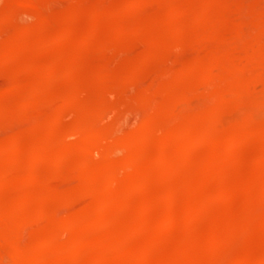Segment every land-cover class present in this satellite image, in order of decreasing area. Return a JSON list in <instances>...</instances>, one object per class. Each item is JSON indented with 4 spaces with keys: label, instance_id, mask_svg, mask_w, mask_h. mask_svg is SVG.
I'll list each match as a JSON object with an SVG mask.
<instances>
[{
    "label": "rangeland",
    "instance_id": "rangeland-1",
    "mask_svg": "<svg viewBox=\"0 0 264 264\" xmlns=\"http://www.w3.org/2000/svg\"><path fill=\"white\" fill-rule=\"evenodd\" d=\"M36 1V0H35ZM40 1V2H39ZM39 1H37L36 2V5L35 4H33L34 3V1L32 0V2L31 1H28V0H0V48H2V49H0V51L2 52H0V63L1 62H3V63H5V64H1L0 65V105H4V106H0V109H3V111H8V113L10 112V115H11V117H7L6 116V118H4V117H2L3 119L1 120V117H0V136H1V134H2V136L0 137V149H1V147L3 146V144H4V146L6 147L7 145L6 144H8L9 146H8V148H6L5 150H7L8 149V151L9 152H11L12 150H14L16 153H14V151H12L13 153H14V157H15V155H17V153H18V155L20 156V153L19 152H22L23 153V155H24V159H22V160H20L19 159V157L17 156V157H12V152L11 153H8L7 151H6V153L3 155L2 154V152H1V150H0V164L2 163V165H0V171H3V172H0V177L1 178H3L2 179V181L4 180L5 181V179H7L8 180V178H10L9 179V181H7V183H5L6 185V187L7 188H4L5 186H3V187H1L0 188V190L1 189H3V190H5V191H3V190H1L0 191V199H1V193L3 192L4 194H3V200L5 201V203H7V204H5L4 202L2 203V201L3 200H1L0 202V205L2 204V206H0V207H2V208H0V212L2 211L1 209H3L4 211L2 212L3 213V220H2V218L0 219V223L2 224H0V228H1V230H0V244H3V245H0V248H2V247H4L6 250H4V249H1L0 251L2 252L3 250H4V252H0V264H15V261L17 262L16 264H22L24 261H25V263L24 264H30V263H32V264H85V263H87V264H114V260H116V262H115V264H119V263H121V264H124V263H126V264H128V262H130L131 264H133V262L134 261H136V262H134V264H142V263H140L139 261H137V259L136 258H134L133 260H132V252L131 251H133V253L134 252H136V253H138L137 252V249H139V248H141V250H138L140 253L143 251H145L146 253H148V254H150L151 256L154 254L155 255V253H156V256H155V258L154 257H151L150 255V258L148 259V264H171L170 262H172L173 264H184L185 262H187V263H185V264H190L191 262H194V263H191V264H264V224H262L263 223V221H264V1L263 0H229V1H227V0H219V2H218V0H217V2H216V0L215 1H213V0H211V2L213 1V3L214 4H216V3H218L217 4V6H215V5H212L213 3H211L210 2V5L211 6H207V2H209V0H154V3H153V0H151V1H149V4H147L148 2L147 1H145L144 3V6H142L143 8H141L140 9V7L138 8V9H135V7L137 8V6H139L140 4L141 5H143V2H141V1H139V2H141V3H137L136 4V2H138V0H124V1H120V0H85V1H83V0H39ZM82 3H81V2ZM105 1V2H104ZM107 1H109V3L107 2ZM111 1V2H110ZM114 1V3H112ZM129 1V2H128ZM134 1H136L135 3H134V5H132V2H134ZM171 1V2H170ZM183 1V2H182ZM261 1V2H260ZM263 1V2H262ZM28 2V3H27ZM76 2V3H75ZM121 4H120V3ZM147 2V3H146ZM170 2V3H169ZM176 2V3H175ZM202 2V3H201ZM231 2V3H230ZM237 2H238V4H237ZM259 2V3H258ZM38 3V4H37ZM46 5H44V4ZM52 3H53V5H52ZM58 3H60V4H58ZM117 3V4H116ZM188 3V4H187ZM196 3V7L194 6V4ZM201 3V4H200ZM235 3V4H234ZM42 4V5H41ZM51 4V5H50ZM113 4V5H112ZM116 5V7L118 8V9H120L121 10V8H122V11H123V15H124V13L125 14H127L128 16L126 17V15H125V17L124 16H121V15H115V14H117V12L116 11H114V15L113 14H111L110 13V17L108 18V16H109V14H108V16L107 17H105V18H101V16H103L102 14V12L104 11L103 9L105 8L106 9V7H107V9L109 8L108 6H110V8H111V10H114L116 7H115V5ZM146 4H147V6H146ZM165 4V5H164ZM171 4V5H170ZM173 4V5H172ZM176 4H178L177 6H175ZM185 4V5H184ZM191 4V5H190ZM203 4V5H202ZM232 4V5H231ZM27 5V6H26ZM39 5V6H38ZM41 5V6H40ZM58 5H60L59 7H58ZM107 5V6H106ZM209 5V4H208ZM225 5V6H224ZM229 5H230V7H232V8H229ZM245 5H246V7H245ZM55 6V7H54ZM61 6H63V7H61ZM66 6V7H65ZM101 6V7H100ZM129 6V8L127 9V7ZM130 6L133 8H131L130 9ZM134 6V7H133ZM153 6V7H152ZM159 6V7H158ZM170 6H173V9H172V11L170 12ZM181 6V7H180ZM193 6V7H192ZM203 6H204V9H203ZM207 6V7H206ZM213 6H215V7H213ZM234 6H235V8H234ZM240 6V7H239ZM55 8V10H54V8ZM114 7V8H113ZM124 7V8H123ZM147 7V8H146ZM152 9H151V8ZM178 7V9L179 8H181L182 10L180 11V9L178 10V9H176ZM184 7V8H183ZM8 8H9V10H8ZM41 8V9H40ZM60 8H63V9H65V10H63L62 9V11L60 10ZM80 8V13H78L77 11H79L78 9ZM95 8H98V9H102L101 11L99 10L98 11V9H95ZM116 8V10L118 11V9ZM126 8V10H124ZM160 8V9H159ZM192 10H191V9ZM210 8V9H209ZM219 8V9H218ZM235 10H234V9ZM243 9V10H241V9ZM246 8V9H245ZM31 9H34V10H32L31 11ZM38 9V10H37ZM58 9V10H57ZM67 9V10H66ZM135 9V10H134ZM143 9V10H142ZM158 9H159V11H158ZM162 9V10H161ZM164 9V10H163ZM167 9V10H166ZM176 9V11L174 12V10ZM208 9H209V11H208ZM224 9H225V11H224ZM248 9V10H247ZM120 10L118 11V12H120ZM142 10V11H141ZM227 10H229V11H227ZM240 10L242 11V12H240ZM246 10H247V12H246ZM53 11V12H52ZM60 11V12H59ZM66 11H69L68 13L72 16V18H71V16L69 15V14H67V13H65ZM109 11H110V9H109ZM131 11H133V12H131ZM140 11V12H139ZM154 11L156 12V13H154ZM160 11H161V13H160ZM162 11H163V13H162ZM164 11H166V12H164ZM204 11V12H203ZM207 11H208V13H207ZM232 11V12H231ZM13 12V13H12ZM55 12V13H54ZM62 12V13H61ZM105 12H106V10L104 11V15H105ZM111 12V11H110ZM158 12V13H157ZM217 12V13H216ZM222 12V13H221ZM239 12H240V14H239ZM247 13V14H245V13ZM44 13H47V14H44ZM54 13V14H56V13H61V14H58V17H57V14L56 15H52V14ZM166 13V14H165ZM173 13V14H172ZM205 13H207V15H208V22L207 23H209L208 24V26L210 25L211 27H208V28H210V30L208 29H206V28H202V27H204L203 26V23H202V26L199 28V26L201 25V23L198 25V23L196 24V22H199L198 20H200V18H203L204 19V16L202 15V14H205ZM220 13V14H219ZM37 14H39V15H37ZM50 14L52 15V17H54V19H56V21H58L57 23L59 24V23H63L62 25H60V26H57V29L56 28H53V27H55V25L54 24H56V22L53 24V26L52 25H50V28L52 27L53 29H55V30H58L59 29V27H63V26H66L67 24V28L69 29V28H71L72 27V30H78V35L76 36V34H77V32H76V34H75V36H73V33H71V34H69V35H64V33L66 34H68V29H67V31L65 32L64 30V27L61 29H59L58 31H53L52 32V30L53 29H50L51 30V32H50V30H45L46 29V27H43L44 25H45V23H46V21H45V23H44V21L42 20H40V19H44L45 17H47L46 19H47V22L48 21H53L52 20V17L50 16ZM80 14V15H79ZM140 14L142 15L141 17H139L140 16ZM155 14H157L158 16H156L157 17V20L158 21H156L155 22V20H154V18H155ZM171 14H172V16H171ZM200 14V15H199ZM209 14H211V15H209ZM224 14V15H223ZM227 14H228V16H227ZM236 14V15H235ZM5 15V16H4ZM111 15H113L112 17H111ZM132 15V16H131ZM206 15V16H207ZM218 15V16H217ZM221 15V16H220ZM261 15V16H260ZM79 16H81V19L79 18ZM117 16H118V18H117ZM137 16V17H136ZM181 16V17H180ZM245 16V17H244ZM11 17V18H10ZM37 17H38V19H37ZM86 17V18H85ZM135 17V19H133ZM160 17V18H159ZM163 17V18H162ZM220 17H222L223 19L225 18L226 19V21H224V22H226L225 24H224V22H222V19L220 20L219 18ZM10 18V19H9ZM36 18V19H35ZM98 18H100V19H98ZM111 18V19H110ZM206 18V17H205ZM230 18H232V19H230ZM249 18V20H247ZM256 18H257V20H256ZM46 19H44V20H46ZM75 19V20H74ZM80 19V20H79ZM102 19V20H101ZM108 19H109V21H108ZM118 19V20H117ZM121 19V20H120ZM129 19V20H128ZM131 19H133V20H131ZM139 19H141V20H139ZM143 19V20H142ZM144 19H145V21H144ZM156 19V18H155ZM175 19V20H174ZM193 19V20H192ZM202 19V20H203ZM219 19V21L217 22V20ZM236 21H235V20ZM38 22H37V21ZM99 20H101V21H99ZM113 20V21H112ZM114 20H116V21H119L118 23H119V25H124L125 23L129 26H132V27H139L140 26V30L139 29H137L138 31H142L144 28H147V29H145L146 31H148L149 32V35L147 36H145V34H146V32H145V34H143L142 32L140 33V32H138L137 30L136 31H134L135 30V27L132 29L133 31H134V33L132 34V32L131 31H120V32H122L123 34H125V32L127 33V35H121V36H123V37H120L119 35H118V33H119V31H118V33H116L115 34V40H114V42L116 43V46H115V43H113V42H111L110 40H112V39H109V37L111 36H113V32H114V29L116 28L117 29V27L119 26L118 25V23L116 22V21H114ZM171 20V21H170ZM172 20H174V21H172ZM202 20H200V22L202 21ZM204 20H206V19H204ZM211 20H214L213 21V23L215 24V25H217V26H213V23H212V21ZM37 23H35V22ZM55 21V20H54ZM90 21V22H89ZM123 21H124V23H123ZM129 21V22H131V23H127V22ZM133 21H134V23H133ZM139 23H138V22ZM141 21V22H140ZM144 21V22H143ZM150 21H152L151 23H150ZM153 21H154V23H153ZM178 21V22H177ZM210 21H211V24H210ZM234 21V22H233ZM258 21V22H257ZM41 22H43V24H42V28H44V31H47V32H44V36L45 37H47L48 35H50V38H51V40L50 41H53V38H54V35H52V34H60L61 35V37L64 39H66V38H68V39H70V41L71 42H73V43H71L68 39L66 40L67 42L66 43H60V42H58L59 44H61L62 46H57V45H54V44H58L57 43V41L56 42H52V43H54L53 44V46H55L54 48H53V46L51 45L50 46V50H43L41 47H37L36 49L34 48V46L32 45V39H33V36H34V34H33V36L32 35H30V34H32V33H39V32H34L33 30V32H31L30 30H27V28H29L30 26L32 27V25H34L33 26V29H37V28H39V27H41V26H39V27H37L38 26V24L40 25V23ZM103 22V24H101ZM143 22V23H142ZM148 22V23H147ZM204 22V21H203ZM223 23L222 25H221V23ZM254 22V23H253ZM136 23V25H134ZM142 23V24H141ZM156 23H158L157 24V26H155V24ZM170 23V24H169ZM173 23H176L174 26L175 27H173ZM220 23V24H219ZM232 23H234V24H232ZM243 23V24H242ZM48 24H49V22H48ZM48 24L46 23V25H47V27H48ZM50 24H52V23H50ZM89 24V25H88ZM90 24L91 25H94L95 27H91L90 26ZM140 24V25H139ZM183 24V25H182ZM257 24V25H256ZM82 25V26H81ZM137 25H139V26H137ZM172 27H171V26ZM243 25V26H242ZM253 25V26H252ZM37 28H36V27ZM114 26H116V27H114ZM129 26V27H130ZM145 26V27H144ZM154 26V28L152 29V27ZM168 26H170L172 29H173V31H172V29L170 28V27H168ZM182 26V27H181ZM244 26H245V28H244ZM259 26V27H258ZM261 26V27H260ZM31 27H30V29H31ZM78 27V28H77ZM123 27H125V26H123ZM127 27V26H126ZM125 27V28H126ZM129 27H127V28H129ZM141 27H143L142 29H141ZM161 27V28H160ZM193 27V28H192ZM217 27V28H216ZM224 27V28H223ZM226 27H227V29H226ZM229 27V28H228ZM240 27H243V28H240ZM250 27V29H248ZM26 28V30L24 31V29ZM74 28H76V29H74ZM80 28V29H79ZM90 28H94V30H95V28L97 29V30H95V33H97L96 35L94 34L92 37H88V36H90V31L92 30V29H90ZM110 28H112V29H110ZM120 28V27H119ZM186 28V29H185ZM199 28V29H198ZM214 28H216L215 30L216 31H218L217 33H216V31L213 33H211V30L213 31V29ZM218 28H221V30L220 29H218ZM223 28V29H222ZM236 30H235V29ZM253 28H255V29H253ZM49 29V28H48ZM129 29H131V28H129ZM161 29V30H160ZM166 29V30H165ZM204 29H206V30H204ZM229 29V30H228ZM243 31H242V30ZM248 31H247V30ZM100 30V31H99ZM104 32H102V31ZM128 30V29H127ZM144 30V31H145ZM151 30V31H150ZM153 30H156L155 32L156 33H158L159 32V34L158 35H160V37H162L161 39H163L162 41H166V45L167 46H165V42L163 43L164 44V46H162L163 44H161L160 46H162L161 48L157 45V47H159V48H157L156 47V45H153V43L155 42H153L152 41V43H151V41L149 42V39L151 40L152 39V37L153 36H150V33H152V32H154ZM159 30V31H158ZM163 30V31H162ZM180 30H181V32H180ZM187 30H188V32H187ZM233 30V31H232ZM38 31V30H37ZM39 31H41V30H39ZM79 31H80V33H79ZM97 31H99V32H97ZM179 31V32H178ZM205 31H206V33H205ZM222 31V32H221ZM224 31V32H223ZM239 31V32H238ZM240 31H242V32H240ZM263 32V33H261V32ZM23 32V33H22ZM42 32V31H41ZM40 32V33H41ZM111 32V33H110ZM115 32H117V30H115ZM155 32L154 33H152V35L153 34H155ZM169 32V33H168ZM171 32V33H170ZM196 32V33H195ZM246 32V33H245ZM257 32V35H255V33ZM261 34H260V33ZM26 33V34H25ZM49 33V34H48ZM101 35H100V34ZM103 33V34H102ZM162 33V34H161ZM165 33H167V34H169V36H172V37H168V35H167V38H163V37H165L164 35H165ZM175 33V34H174ZM184 34L183 35V38H181L182 37V35L181 34ZM193 33V34H192ZM195 33V34H194ZM200 33V34H199ZM203 33V34H202ZM218 34V33H220L219 34V37H217L218 35H216V34ZM248 33V35H246ZM259 33V34H258ZM29 35V37H28V35ZM42 35H43V33H41ZM112 34V35H111ZM120 34V33H119ZM136 34V35H135ZM141 34H142V36H141ZM188 34V35H187ZM196 34H199L200 36H203L204 38H205V42L203 43V42H201V44H200V40L199 39H201L202 37H200L199 35H196ZM210 34H212L213 36L211 37V35ZM233 34V35H232ZM243 34V35H242ZM12 35V36H11ZM30 40V37H31V40H30V42H29V40L28 39H24V37L25 36ZM52 35V36H51ZM100 35V36H99ZM109 35V36H108ZM116 35H118V36H116ZM129 35L131 36L130 38H128L129 37ZM163 35V36H162ZM196 36V37H194V36ZM205 35H207V36H205ZM216 35V39H214V36ZM262 36L263 38H261V37H259V36ZM65 36V37H64ZM95 36H97V37H95ZM107 37L106 38V40H105V38H103V37ZM151 38H150V37ZM180 36V37H179ZM192 36V37H191ZM239 36V37H238ZM245 37L244 38V40H243V42H241L242 41V38L243 37ZM250 36V38H248ZM25 37V38H26ZM76 37L77 38H79V41H78V44H76L75 42H74V40H76ZM110 37V38H111ZM116 37H118L117 39H118V41H117V39H116ZM156 37V36H155ZM222 37V38H221ZM236 37H238L237 39H236ZM17 38V39H16ZM21 38V39H20ZM49 38V37H48ZM96 38V39H95ZM98 38V39H97ZM123 38V39H122ZM124 38H126L125 40H124ZM143 38H144V41H143ZM174 38H175V40H174ZM194 38H197V39H194ZM207 38V39H206ZM253 38V39H252ZM5 39H7V40H5ZM20 39V40H19ZM139 39V40H138ZM148 39V40H147ZM160 39V40H161ZM165 39V40H164ZM189 40V41H187V40ZM221 39V40H220ZM16 40H19V42L18 41H16ZM23 40V42H21ZM27 42H26V41ZM78 40V39H77ZM101 40H103V41H101ZM123 40V41H122ZM154 40H156L155 38H154ZM174 40V41H173ZM181 40V41H180ZM185 40H186V42H185ZM190 40L192 41V43H188V42H190ZM202 40V39H201ZM224 40V41H223ZM235 40V41H234ZM246 40H249V41H251V43L252 44H254L255 43V45H252L251 44V46L249 47V49L251 48V50L249 51V49H248V44L250 45V42L248 43ZM257 40V41H256ZM15 41V42H14ZM69 41V42H68ZM98 41H101V42H98ZM113 41V40H112ZM125 41V43H123ZM181 44L182 42V44H181V48H179V46L177 45V44H179L178 42ZM199 41V42H198ZM203 41V40H202ZM260 41V42H259ZM17 42V43H16ZM117 42H118V44H117ZM141 42V43H140ZM146 42V43H145ZM157 42V41H156ZM174 42V43H173ZM220 42V43H219ZM246 42V44H247V49H246V47H243V44ZM20 43V44H19ZM69 43L71 44L70 46H67L66 47V45H69ZM128 44V45H126V46H124V44ZM130 43V44H129ZM158 43H161V42H159L158 41ZM170 43V44H169ZM188 43V44H187ZM199 43V44H198ZM227 43V44H226ZM239 43V44H238ZM243 43V44H242ZM5 44V45H4ZM58 44V45H59ZM65 44V45H64ZM108 44V45H107ZM120 44V45H119ZM123 44V45H122ZM141 44V45H140ZM184 44H186V45H184ZM191 44V45H190ZM226 44V45H225ZM229 44V45H228ZM246 44H245V46H246ZM5 46L4 47V49H3V46ZM9 45H10V47H9ZM32 47V49H31V47ZM105 45V46H104ZM132 45V46H131ZM145 45H146V48H145ZM175 45V46H174ZM187 45H189V46H187ZM195 45V46H194ZM202 45V46H201ZM216 45V46H215ZM227 45H228V47H227ZM257 45V46H256ZM27 46V47H26ZM73 46V47H72ZM125 48H124V47ZM128 46V49L126 48ZM142 46H144V47H142ZM171 46V47H170ZM176 46L178 47V48H176ZM192 46V47H191ZM200 46H201V48H200ZM226 46V47H225ZM233 48H231V47ZM261 46V47H260ZM25 48V49H23V48ZM36 47V46H35ZM57 47V48H56ZM59 47H60V49H59ZM65 47V48H64ZM75 47V48H74ZM77 47V48H76ZM183 47V48H182ZM196 47H197V50H196ZM203 47V48H202ZM210 47V48H209ZM257 47V48H256ZM10 48H11V50H12V52L13 53H11V52H9V51H11L10 50ZM29 49V50H27V49ZM62 48H64V49H62ZM96 48V49H95ZM119 48V49H118ZM130 48V49H129ZM175 48V49H174ZM195 48V49H194ZM205 48V49H204ZM217 48V49H216ZM220 49V52H219V49ZM228 50H230V51H228ZM244 48L247 50V51H245L244 50ZM253 48V49H252ZM15 49V50H14ZM53 49V50H52ZM56 49V50H55ZM60 51H59V50ZM69 49H71V50H69ZM77 49V50H76ZM100 49V50H99ZM123 49V50H122ZM148 49V50H147ZM153 49V50H152ZM159 49V50H158ZM171 49V50H170ZM178 49H180L179 50V52H177L178 51ZM189 51H188V50ZM192 49V50H191ZM204 49V50H203ZM222 49H223V51L224 52H230L231 54L230 55H228L227 53H222L221 54V52H223L222 51ZM2 50H4V51H2ZM31 50H33V52L31 51ZM58 50V51H57ZM92 50V51H91ZM99 50V51H98ZM110 51V52H107V51ZM130 50V51H129ZM136 50V51H135ZM195 50V51H194ZM202 50V51H201ZM211 50V51H210ZM214 50V51H213ZM242 50H244V51H242ZM29 51V52H28ZM38 53H40V54H38ZM40 51V52H39ZM43 51V52H42ZM45 51V52H44ZM55 51V52H54ZM104 53H103V52ZM106 51V52H105ZM129 51V52H128ZM138 51V52H137ZM144 51H146L145 53H144ZM163 51H166V52H163ZM169 51V52H168ZM175 51H176V54L175 55H173L174 53H175ZM183 51V52H182ZM188 51V52H187ZM191 51V52H190ZM241 51V52H240ZM59 53V52H61V53H64L63 55L62 54H56V53ZM133 52V53H132ZM160 52V53H159ZM168 52V53H167ZM195 54H194V53ZM212 52V53H211ZM214 52V53H213ZM217 52V53H216ZM219 52V53H218ZM242 52H245L247 55H249V54H252V55H250V56H248V57H246L245 56V54L243 55L242 54ZM9 53V54H8ZM16 54L15 56L16 57H18L17 55H19V59L17 58H15V56H13L12 57V55L13 54ZM33 53V54H32ZM37 53V54H36ZM42 53H46V54H44L43 56H42ZM49 53V54H48ZM74 53V54H73ZM86 53H88V55L86 54ZM129 53V54H128ZM178 53V54H177ZM197 53V54H196ZM255 53V54H254ZM258 53V54H257ZM5 55V57H4V55ZM35 54V55H34ZM103 54V55H102ZM107 54H108V56H107ZM135 54V55H134ZM171 54V55H170ZM186 54V55H185ZM198 54H200L199 56H198ZM208 54V55H207ZM257 54V55H256ZM2 55V56H1ZM10 57H9V56ZM58 55H60V57L58 56ZM76 56L77 58H78V56L80 55V57L78 58V60H79V63L81 62V60H83V62H84V64L82 63V65L84 66H80V65H72V66H69L70 64H71V62H69L70 64H68V66L69 67H71V68H68V66H64L65 67V70L67 71V72H62V74H61V72L59 73V71H60V69L59 68H62L61 66H62V63L63 62H59V61H57V60H60V58H61V61L62 60H67V61H69L70 60V58L72 57V56ZM84 55V56H83ZM110 55H111V58H113L112 57V55L114 56V58L111 60L110 59ZM167 55V56H166ZM179 55V56H178ZM203 55V56H202ZM218 55V56H217ZM226 55V56H225ZM228 55V56H227ZM259 55V56H258ZM30 56V57H29ZM31 56H32V58H31ZM47 56V57H46ZM101 56V57H100ZM103 56L105 57L104 59H102L103 58ZM106 56H107V60L109 61H107V60H105L106 59ZM156 56V57H155ZM158 56V57H157ZM184 56H185V59H184ZM193 56V57H192ZM223 56V57H222ZM243 56H245V58L246 59H242L241 60V58L243 57ZM9 57V58H8ZM23 57H25V58H23ZM35 57V58H34ZM58 57V58H57ZM139 57V58H138ZM151 57V58H150ZM190 57H191V59H190ZM194 57H195V61H194ZM199 57V58H198ZM253 57V58H252ZM20 58H22V59H20ZM31 58V59H30ZM38 60H37V59ZM52 58V59H51ZM62 58H65V59H62ZM83 58H86V59H83ZM180 58V59H179ZM189 58V59H188ZM226 58H228V59H226ZM250 58H252L250 61H249V59ZM2 59V60H1ZM4 59V60H3ZM12 60V62H11V60ZM15 59V60H14ZM30 59V60H29ZM35 60L37 63H39V65H41V63L44 61V63H42V65H44V66H49V65H47V64H49V62H59V63H56V66L57 65H60V63H61V65H60V67L57 69V70H59L58 71V74L56 73V74H54V72L55 71H53L52 73H53V75H50L48 78L49 79H51V81H49V79H47L48 81H43L44 79V77H42L41 78V82H43V83H41L40 82V77H41V72L44 74V69H45V67H44V69L43 68H40V69H42V71H40V73H33L32 71H34V70H32V71H30V68H28V67H26L27 65L26 64H30V63H32L31 61L32 60ZM69 59V60H68ZM88 59V60H87ZM117 60V62H116V60ZM120 59V60H119ZM129 59V60H128ZM203 59V60H202ZM7 60H8V62H7ZM19 60V61H18ZM33 60V61H34ZM42 62H41V61ZM48 60V61H47ZM98 60V61H97ZM119 60V61H118ZM176 60V61H175ZM196 60L198 61V60H201L200 62H201V65H198V67H201V69L203 70L204 68L205 69H211L210 71H208V70H206V71H204L203 70V74L205 73L206 74V72H207V74L208 73H210L211 71V73L213 74H211L212 76H210V77H213L212 79H214V84H213V80L211 79V80H207V78L205 77L204 79H202L201 78V75H202V73L200 74V72H199V75H197V72L198 71H196V73H194L193 71L196 69V65H197V63L199 62H197L196 63ZM226 60H228V62L226 61ZM238 60V61H237ZM246 60H248V62L249 63H247V61ZM253 60V61H252ZM255 60V61H254ZM18 61V62H17ZM21 61V62H20ZM28 61V62H27ZM67 61H65L64 63H63V65L64 64H67L68 62ZM87 61V62H86ZM89 61H91L90 63H89ZM131 61V62H130ZM184 61H186V62H184ZM24 62H26L25 64H24ZM30 62V63H29ZM67 62V63H66ZM114 62V63H113ZM123 64H122V63ZM124 62H127V63H124ZM134 62H138V63H134ZM144 62V63H143ZM154 62V63H153ZM189 62V63H188ZM200 62H199V64H200ZM223 62V63H222ZM234 62V63H233ZM256 64H255V63ZM18 64V66L16 65V64ZM37 63H36V65H37ZM85 63H86V65L87 66H89V67H87V68H91L92 70H93V68H100V65L103 67V65H108V66H106V67H108V69L109 70H112V71H114L115 69L117 70H115V73L116 74H118V75H116V77L117 78H115L114 80L111 78V77H107V78H105V77H103L102 75H101V73H99V72H96L97 73V75H96V77H93V79L95 78L96 80H91V81H93L92 83L91 82H89L90 80H86V77H85V74H87L85 71H86V69H84V68H86V65H85ZM103 63H106V64H103ZM178 63V64H177ZM181 63V64H180ZM188 65V64H190V63H194L193 64V67L194 66H196V67H194L195 69H189L188 71H185V70H183V68H184V66L183 65ZM204 63H206V64H204ZM228 63V64H227ZM236 63H238V64H236ZM8 64V65H7ZM13 64H14V66H13ZM53 64V63H52ZM118 64V65H117ZM124 64H128L127 66H125ZM132 64V65H131ZM134 64H135V66H134ZM137 64V65H136ZM140 64V65H139ZM4 67H3V66ZM9 65H11V67L9 66ZM26 65V66H25ZM38 65V66H39ZM114 65V66H113ZM120 65H122V66H120ZM159 65H160V67H159ZM179 65V66H178ZM232 65H234V66H232ZM236 65H237V67H236ZM243 65L246 67H243ZM25 66V67H24ZM54 66V65H53ZM111 66V67H110ZM120 66V67H119ZM132 66V67H131ZM134 66V67H133ZM143 66V67H142ZM189 66V65H188ZM191 66V65H190ZM241 66V67H240ZM13 67V68H12ZM17 67V68H16ZM83 67V68H82ZM102 67L100 68V70L102 69ZM117 67V68H116ZM122 67H123V69H122ZM125 67H127V68H125ZM162 67H166V69L165 68H162ZM176 67V68H175ZM192 67V68H193ZM203 67V68H202ZM230 67V68H229ZM232 67V68H231ZM234 67H236L237 69H238V67L239 68H241V69H238V70H235L236 68H234ZM22 68V69H21ZM57 67H55V69H56ZM68 70H67V69ZM83 70H82V69ZM113 68H115V69H113ZM121 68V69H120ZM130 68V69H129ZM147 68V69H146ZM159 68V69H158ZM250 68H251V70H250ZM4 69H6V70H4ZM12 69V70H11ZM29 70V72H28V70ZM40 69H36L35 71H38V70H40ZM119 69V70H118ZM161 69V70H160ZM180 69V70H179ZM199 69V68H198ZM201 69H199V70H201ZM231 69V70H230ZM234 69V70H233ZM243 69H245V70H243ZM14 70V71H13ZM18 70V71H17ZM87 70H90V69H87ZM122 70V71H121ZM127 70L129 71V74H128V72H127ZM147 70H149V71H147ZM157 70V71H156ZM159 70V71H158ZM165 70V71H164ZM176 70V71H175ZM183 70V71H182ZM197 70V69H196ZM227 70V71H226ZM243 70V71H242ZM256 70V71H255ZM263 70V71H262ZM12 71V72H11ZM16 71V72H15ZM22 71H24V72H22ZM69 71H72L73 72V74H74V77H68L69 75ZM83 71V72H82ZM98 71V70H97ZM119 71V72H118ZM164 71V72H163ZM173 71V72H172ZM181 71L182 72H185V73H181ZM192 72V73H190V72ZM234 71H236L237 73H235ZM240 71V72H239ZM261 71V72H260ZM39 72V71H38ZM78 72V73H77ZM90 72V73H89ZM91 72H95V71H88V75H90L91 74ZM148 72V73H147ZM163 72V73H162ZM167 74H166V73ZM187 72V73H186ZM235 74H234V73ZM242 72H243V74H242ZM254 72V73H253ZM25 73H27V74H25ZM30 73V74H29ZM66 75H65V74ZM120 73V74H119ZM122 73V74H121ZM144 73H146V74H144ZM160 73L162 74V75H160ZM173 73V74H172ZM177 73V74H176ZM239 73V74H238ZM243 75H241V74ZM257 73V74H256ZM261 73H262V75H261ZM17 74V75H16ZM42 74V75H43ZM63 74H64V76H63ZM76 74L79 76V77H77L76 76ZM93 74V73H92ZM91 74V75H92ZM99 74V75H98ZM126 74L128 75L127 77H126ZM152 74H153V76L154 77H152ZM165 74V76H163ZM172 74V75H171ZM175 74L177 75V76H175ZM184 74V75H183ZM204 74V75H205ZM207 74H206V76H207ZM236 74H238V76L236 75ZM20 75V76H19ZM30 75H31V77H30ZM33 75V76H32ZM57 75H58V77H57ZM62 75V76H61ZM125 75V76H124ZM132 75V76H131ZM145 75V76H144ZM169 76V78L167 79V78H160L159 79V76H162V77H166V76ZM184 76V78H182L183 76ZM9 76H11L10 78H9ZM17 76V77H16ZM22 76V77H21ZM37 77V79H36V77ZM55 78H54V77ZM121 76V77H120ZM167 76V77H168ZM180 76V77H179ZM209 76H207V77H209ZM233 76H235V77H233ZM238 77V80L236 81V78ZM239 76H241V77H239ZM246 76V77H245ZM16 77V78H15ZM28 77V78H27ZM35 77V78H34ZM53 77V78H52ZM88 77H91V76H88ZM152 77V78H151ZM171 77V78H170ZM203 77V76H202ZM210 77H209V79H210ZM217 77V78H216ZM33 78V79H32ZM39 78V79H38ZM104 78V79H103ZM114 78V77H113ZM201 78V79H200ZM234 78V79H233ZM263 78V79H262ZM46 79V78H45ZM53 79V80H52ZM56 79V80H55ZM90 79V78H89ZM92 79V78H91ZM118 79V80H117ZM134 79V80H133ZM155 81H153V80ZM157 79L159 80L158 82H156L157 81ZM169 79H170V81H172V82H170V84L171 85H173L172 86V88H174V90L176 89V91H174V90H171L172 88H171V86H170V84H169ZM172 79V80H171ZM197 79V80H196ZM207 81H206V80ZM233 79V80H232ZM244 79H245V81H244ZM9 82H8V81ZM22 80V81H21ZM26 80L28 81V80H30V81H35V82H37V85L39 86V92H41V94H43V95H45V94H47V93H49V92H52V91H50L51 89H53V90H57L58 91V87H59V90L60 91H58V93H60L61 95H63V94H65V95H63L64 97L63 98H65L67 95H68V93H69V90L74 86V85H81L82 84V86H80V87H83L82 89L85 91H83V93H84V96H83V94H82V90L81 91H78L79 93H80V95H81V97L79 98V101H80V104H81V107H82V105L84 106V108L83 109H85V107H87L88 108V104L90 103V101H91V99H94V101L96 100V97L97 96H101L100 98H105V99H108V100H112L113 98V101H111L110 102V104H112L111 106H110V104H108V101H106V103L109 105V107H111V108H109V110H108V108H107V110H106V106H105V100L104 99H102L101 100V102L99 101V103L98 102H94V101H92V102H94V104H92V103H90V106L89 107H92V106H95V105H97V107H101V109H103V112H102V110L100 109V108H96V106L95 107H92V108H88L89 109V111H91V109H92V111H91V113L90 112H88V110H86L85 109V111H87L86 112V118L85 119H81L80 117H81V115L83 114L82 113V109L81 108H79L80 110V113H79V111L77 112V111H75L76 109V104H78V103H76L75 105L76 106H73L72 108H69L70 109V111H69V109H59V108H57V107H55V105H53L54 103H52L53 101L51 100L50 102H47V99H48V97H46V96H48V95H46V96H43L42 95V100H40V98H41V96L40 97H38V95H37V97L39 98V100L40 101H37V97H36V100H35V98L33 99V100H31L30 99V90H29V93L27 94V92H28V89L30 88L29 86H31L32 87V85H31V83H33V82H30V81H28L26 84H25V82H26ZM36 80H39V81H36ZM66 80V81H65ZM67 80H68V82H67ZM161 80V81H160ZM185 81V83H184V81ZM202 80V81H201ZM205 80V81H204ZM230 80H232L233 82H234V80L236 81V82H234V84L232 83V82H230ZM7 81V82H6ZM18 81V82H17ZM65 81V83H63ZM108 81V82H107ZM127 81V82H126ZM163 81H164V90H162L161 91V89H160V91H161V93H159L158 92V94H154V95H152L153 97H150L151 95H149L152 91H154L155 93H156V89H158V86H160L159 85V83L161 84V87H162V83H163ZM187 81H189V82H187ZM195 81V82H194ZM21 84H20V83ZM30 82V83H29ZM35 82L33 83V84H35ZM61 82V83H60ZM100 82V83H99ZM126 84H125V83ZM165 82H167V84H165ZM187 82V83H186ZM191 82H193V83H191ZM198 82H200V83H198ZM254 82V83H253ZM12 85H11V84ZM60 83V84H59ZM76 83H78V84H76ZM106 83V85H104ZM107 83H110V84H107ZM113 83V84H112ZM156 83V84H155ZM184 83V84H183ZM196 83V84H195ZM207 83H208V85H207ZM210 83V84H209ZM223 83V84H222ZM226 83V84H225ZM231 83V84H230ZM244 83V84H243ZM249 83V84H248ZM6 84V85H5ZM15 84V85H14ZM18 84V85H17ZM59 86H58V85ZM90 84H92V86L90 85ZM188 84V85H187ZM190 84V85H189ZM213 84V85H212ZM238 84H240V85H238ZM26 87H25V86ZM36 84L35 85H33V87L35 88V86H36V88H35V93H36V90H37V88H38V86H37ZM42 85H45V87L43 86L42 87ZM56 85H57V88H56ZM109 85V86H108ZM120 86V88H115L114 86ZM126 85V86H125ZM157 85V86H156ZM180 85H181V87H180ZM182 85H183V87H182ZM231 85H232V87H231ZM233 85H235V86H233ZM18 88H17V87ZM20 86V87H19ZM49 86V87H48ZM61 86H66V89H65V87H63V89H65V91H62L63 89L61 88ZM68 86V87H67ZM90 86L93 88H90ZM105 86V87H104ZM117 86V87H118ZM125 86V88H126V91H124L125 90V88L123 89V87ZM137 86H139V87H137ZM187 86H189L188 88H187ZM214 86V87H213ZM216 86V87H215ZM238 86V87H237ZM16 87V89H14ZM25 87V88H24ZM76 87V86H75ZM88 87V88H87ZM108 87V88H107ZM112 87V88H111ZM147 87V89H145ZM148 87H149V90H148ZM209 87H211L212 89L211 90H213V91H211L210 90V88ZM246 87V88H245ZM250 87H252V88H250ZM3 90H2V89ZM23 88V89H22ZM78 88H79V86H78ZM115 90H114V89ZM129 88V89H128ZM144 88V89H143ZM191 88V89H190ZM201 88H204V90H202ZM209 88V93H208V90L207 89ZM218 88H219V90H218ZM229 88V89H228ZM242 88V89H241ZM244 88V89H243ZM254 88V89H253ZM49 91V92H47V90ZM62 89V90H61ZM81 89V88H80ZM94 89H95V91H94ZM103 89L106 91H103ZM118 89V90H117ZM123 91H122V90ZM133 89V90H132ZM137 89V90H136ZM228 89V90H227ZM232 89V90H231ZM239 91H238V90ZM250 89V90H249ZM31 90H34L33 88H31ZM79 90V89H78ZM90 90V91H89ZM97 90V91H96ZM99 90H102V92H100ZM111 91V92H109V91ZM130 90V91H129ZM144 90H147L148 91V93L147 94H144ZM159 90V89H158ZM202 90V92H199L198 93V91H201ZM207 90V91H206ZM218 92H217V91ZM235 92H234V91ZM242 90V91H241ZM6 93H5V92ZM47 92V93H45V92ZM132 91V92H131ZM149 91H151L150 93H149ZM163 91H165V92H163ZM172 91H174L175 93L173 94V92ZM189 91H191L192 93H190ZM197 91V92H196ZM229 91H231L230 93H229ZM233 91V92H232ZM244 91V92H243ZM254 93H253V92ZM2 92H4V93H2ZM38 92V91H37ZM39 92L37 93V94H39ZM101 93L102 95H98V94H96V93ZM120 92H123L121 95H120ZM127 92H129V93H127ZM153 92V93H154ZM216 92H217V94H216ZM237 92V93H236ZM87 93V94H86ZM111 93H112V95H111ZM134 93V94H133ZM153 93H151V94H153ZM176 93H178V94H176ZM198 95H197V94ZM203 93V94H202ZM204 93H205V95H204ZM207 93V94H206ZM211 93V94H210ZM220 93V94H219ZM229 93V94H228ZM251 93H253V94H251ZM59 94V95H60ZM107 94V95H106ZM116 94V95H115ZM124 94V95H123ZM180 94V95H179ZM234 94V95H233ZM250 94V95H249ZM2 95V96H1ZM49 95H51V93L49 94ZM53 95V94H52ZM51 95V96H52ZM85 95H87V96H85ZM93 95V96H92ZM94 95H97V96H94ZM114 95H115V97H114ZM129 95V96H128ZM178 95V96H177ZM204 95V96H203ZM222 95V96H221ZM225 95H228V97L227 98H229V99H227L226 97H224L225 99H223V98H221V97H223V96H225ZM244 95H245V97H244ZM254 95H256L255 97H253ZM8 96V97H7ZM13 96V97H12ZM107 96H108V98H107ZM118 96V97H117ZM136 96V97H135ZM141 96V97H140ZM148 98H147V97ZM175 96H177V97H175ZM185 98H183V97ZM194 96V97H193ZM203 96V97H202ZM207 96V97H206ZM217 96H219V98L217 97ZM44 97V98H43ZM45 97L47 98L46 99V101L44 100L45 99ZM128 97H129V99H128ZM172 97L174 98V99H172ZM193 97V98H192ZM210 97V98H209ZM215 97V98H214ZM233 97V98H232ZM257 97V98H256ZM91 98V99H90ZM127 98V99H126ZM145 98H147V99H150V100H152V101H155V102H152L151 101V103H150V101H148V103H147V99H145ZM153 98V99H152ZM164 98V99H163ZM168 98V99H167ZM177 98V99H176ZM240 98V99H239ZM5 99H7V100H5ZM13 99V100H12ZM50 99H55L54 97L53 98H50ZM50 99H48V101L50 100ZM82 101H81V100ZM87 99L88 100H90L89 101V103H88V101H87ZM121 99V100H120ZM193 99V100H192ZM204 99V100H203ZM208 99V100H207ZM210 99V100H209ZM213 99V100H212ZM215 99V100H214ZM244 99V100H243ZM256 99V100H255ZM11 100V101H10ZM15 100H16V104L18 105V106H16V104H13V103H15ZM18 100V101H17ZM43 100H44V103H43ZM104 100V101H103ZM129 100L130 101H132L133 103H135V104H133L132 102H130L129 103ZM146 100V101H145ZM158 100V101H157ZM168 100V101H167ZM178 100V101H177ZM243 100V101H242ZM14 101V102H13ZM20 101V102H19ZM37 101V102H36ZM85 103H84V102ZM97 101V100H96ZM102 101H103V103H102ZM135 101V102H134ZM217 101H219V102H217ZM235 101V102H234ZM249 101V102H248ZM11 102H13V103H11ZM21 102L22 103H24V105H21L20 106V104H21ZM26 102H29V104L28 103H26ZM46 102V103H45ZM113 102V103H112ZM179 102V103H178ZM188 102V103H187ZM211 102V103H210ZM215 102V103H214ZM231 102V103H230ZM238 102V103H237ZM241 102H242V105H241ZM30 103H32V104H34V106H30L31 104ZM41 103V104H40ZM52 103V104H51ZM97 103V104H96ZM101 103V104H100ZM105 103V104H104ZM116 103V104H115ZM129 103V104H128ZM155 105H154V104ZM159 103L160 104H166V105H168L169 106V109H167L166 107V109L167 110H165V112H163V107H162V109H161V106H163V105H159ZM169 103V104H168ZM173 103V104H172ZM186 103H187V105H186ZM207 103V104H206ZM210 103V104H209ZM236 103V104H235ZM245 103H246V105H245ZM248 103H250V104H248ZM259 103V104H258ZM26 104H28V105H26ZM43 104V105H42ZM45 104V105H44ZM51 104V105H50ZM100 104V105H99ZM106 104V105H107ZM115 104V105H114ZM122 104H124V105H122ZM128 104V105H127ZM227 106H226V105ZM252 104V105H251ZM54 106V107H51V106ZM79 105V104H78ZM86 105V106H85ZM131 105V106H130ZM151 105H153L152 107H151ZM165 105V106H166ZM173 105V106H172ZM180 105V106H179ZM186 105V106H185ZM210 105V106H209ZM218 105H219V107H218ZM245 105V106H244ZM259 107H258V106ZM9 106V107H8ZM22 106H25V109H23V108H21ZM118 107L117 108V111H119L118 112V115H120V116H117V111L115 110L116 108L115 107ZM148 106V107H147ZM155 106V107H154ZM160 106V107H159ZM170 106H171V108H170ZM205 106H207V107H205ZM223 106H225L226 107V109L223 107ZM257 106V107H256ZM3 107V108H2ZM12 107H14V108H12ZM102 107H104L105 108V111H104V108H102ZM114 107V108H113ZM124 107L126 108V109H124ZM132 107V108H131ZM149 107H151V108H153V110L150 108L149 109ZM159 107V108H158ZM208 107H210V108H208ZM235 107V108H234ZM243 109H242V108ZM8 108V109H7ZM55 108V109H54ZM78 108H77V110H78ZM113 108V109H112ZM128 108V109H127ZM134 108V110L133 111H131V109H133ZM154 108H156V109H159V111L158 112H160V113H158L157 112V110L154 112ZM185 108H187V109H185ZM218 108V109H217ZM255 108H258V109H255ZM13 111H12V110ZM49 109V110H48ZM55 111H54V110ZM57 109H58V111H57ZM97 109V110H96ZM98 109H100L101 111H99ZM113 110V111H110V110ZM147 109V110H146ZM177 109V110H176ZM205 109V110H204ZM223 109H225V110H223ZM229 109V110H228ZM15 110V111H14ZM44 110H46V111H44ZM52 110H53V112H52ZM61 110V111H60ZM127 110V111H126ZM149 110H151V113L149 112ZM161 110V111H160ZM175 110L177 111V112H175ZM180 110H183V112L182 111H180ZM186 110V111H185ZM213 110V111H212ZM232 110H234V111H232ZM240 110V111H239ZM84 111V112H85ZM115 111H116V113H115ZM145 111V112H144ZM175 113H174V112ZM224 111H226V112H224ZM2 112V110L0 111V113ZM14 112L16 115H17V117L15 116V115H13L12 113ZM24 114H23V113ZM26 112H28V113H26ZM65 112V113H64ZM102 112V113H101ZM107 112V114L106 115H104L105 113ZM112 112V113H111ZM153 112V113H152ZM222 112V113H221ZM234 112V113H233ZM240 112V113H239ZM7 113V114H8ZM33 113L35 114V116H36V118H35V116H33ZM37 113V114H36ZM72 113V114H71ZM77 113H79L78 115H79V117H78V115H77ZM90 114L89 115V118H87L88 116V114ZM121 113V114H120ZM124 113H125V115H124ZM142 113V114H141ZM147 113V114H146ZM148 113H150V114H148ZM177 113V115L175 116V114ZM190 113V114H189ZM204 113H205V115H206V118L208 117V116H210L209 117V119H211V118H213V119H211V120H209V119H205V116H203V119H204V121H203V119L201 120L200 119V117H199V115H204ZM233 113V114H232ZM2 114H4V112H2ZM2 114H1V116H2ZM7 114H4V116L5 115H7ZM20 114H22V115H20ZM85 114V113H84ZM152 114V115H151ZM153 114H156V115H154L153 116ZM184 114V115H183ZM187 114V115H186ZM222 114H224L223 116H222ZM230 114H231V116H230ZM244 114V115H243ZM258 114V115H257ZM9 115V114H8ZM13 115V116H12ZM23 115H25V116H23ZM27 115V116H26ZM59 115V118L61 119V117H62V119L61 120H58V117H56V116H58ZM60 115H61V117H60ZM142 115H144L143 116V118H141L142 117ZM145 115H146V117H145ZM150 115V117L148 118L149 120H150V122H151V124L149 123V124H147L146 122L148 121L149 122V120H147V116H149ZM178 115H181V116H178ZM192 115V116H191ZM212 115H213V117H212ZM247 115V116H246ZM40 116H42V118H41V120L42 119H46L47 121H52V119H53V122L55 121V124H57V121H60L61 123H59V124H57V125H59V126H52V125H50L51 127H54V128H51V129H49V131H55L56 133H55V137H57L56 139L54 138L53 140L55 141L56 140V142H54L53 140L52 141H50V142H48V144L46 143L47 141V139H46V137H45V135H44V131L45 130H41L42 129V125H38V126H35L38 122H40L41 120H40ZM76 118H75V117ZM83 117H84V115H82ZM95 116V117H94ZM154 117L155 118V120H152V117ZM183 116V117H182ZM188 116V117H187ZM196 116V117H195ZM214 116H215V118H214ZM243 116V117H242ZM254 116V117H253ZM14 117H16V118H14V119H16L15 121H17L18 123H16L14 120L12 121V120H10V118L11 119H13ZM22 117H26V118H22ZM82 117V118H83ZM100 117V118H99ZM115 117H116V119H115ZM161 117V118H160ZM179 117V118H178ZM186 117V118H185ZM194 117V118H193ZM72 118H74V119H72ZM81 120V121H83V123L81 122V124L79 123V120ZM102 118H104L103 120H101ZM118 118L120 119V120H118ZM147 120V121H145V119ZM153 118V119H154ZM182 118V119H181ZM197 119V120H201L200 121V123L201 124H199L198 122L199 121H197V123H198V127H199V125H200V127H202V129L203 128H205V130L204 131H207L206 132V135H207V137H209V139H211L212 137L213 138H223V139H225L227 136H229V137H237L236 135H238V137L239 136H242L243 137V135H244V131H245V127L247 128V127H250L251 126V128L252 129H254L257 133L256 134H254V135H248L249 137H248V139H247V141H249V143L246 141L244 144H241L242 145V147H241V145H238V146H236V148H234L233 150H231L230 151V149H227L226 148V146L224 147V145H222V147L223 148H218V149H220L219 151H221V153L222 152H224V150L226 151L227 150V152H231V153H228V155L230 156V159H229V156L228 155H226V153L227 152H224L223 153V155H225V156H221V157H219L221 154H220V152H219V155L218 154H216V153H218V149L217 148H215V147H212V145H210V143H207V145L209 146V148L207 149V145L205 144V143H201V142H199V141H196L197 143H192V144H190V145H187V146H185L184 145V148H182V150L181 151H179L181 148H179L178 146H183L182 144H181V140H179V137L181 136L180 134V136H176L175 134H172L171 135V137L172 138H170V141L169 140H167V141H165L164 142V140H163V132L162 131H164L165 129H169V128H175L176 129V132H177V130H179V129H177V128H180V129H182L181 127H183L184 128V130H185V127L187 126V127H189L188 125L189 124H192L193 125V122H194V119ZM201 118H202V116H201ZM229 118V119H228ZM233 118V119H232ZM246 118V119H245ZM253 118V119H252ZM20 119V120H19ZM26 119V120H25ZM38 119V120H37ZM55 119V120H54ZM141 119V120H140ZM180 119V120H179ZM195 119V120H196ZM76 120H78V123H76L77 121ZM100 120V121H99ZM161 120V121H160ZM163 120V121H162ZM182 120H184V121H182ZM190 120H191V122H190ZM193 120V121H192ZM213 120V121H212ZM256 120V121H255ZM11 121V122H10ZM37 121V122H36ZM140 121H142V124H140L139 125V122ZM145 121V122H144ZM159 121V122H158ZM182 121V122H181ZM216 121V122H215ZM231 121V122H230ZM246 121V122H245ZM259 122V126H257V123ZM3 122V123H2ZM13 122L15 123V125L13 124ZM50 123V124H54V123ZM153 122H154V124H155V126L153 125ZM161 122H163L162 124H161ZM208 122V123H207ZM214 122V123H213ZM226 122V123H225ZM230 122V123H229ZM257 122V123H256ZM2 123V124H1ZM21 123V124H20ZM23 123V124H22ZM33 124V125H31V124ZM71 123V124H70ZM196 123V122H195ZM194 123V125L196 126V124ZM206 123V124H205ZM220 123V124H219ZM232 123H233V126H232ZM239 123V124H238ZM253 123H255L254 125H252ZM10 124V125H9ZM16 124H19V125H16ZM25 124H27V126L28 127H26V125ZM54 124V125H55ZM61 124V125H60ZM70 124V125H69ZM75 124V125H74ZM76 124H77V126H76ZM80 124V125H79ZM166 124V125H165ZM180 124L182 125L181 127H179L180 126ZM186 124V126H184ZM188 124V125H187ZM23 125H25V126H23ZM84 125H87V126H89V127H87V126H84ZM170 125V126H169ZM192 125H191V127L190 128H192ZM193 125V126H194ZM201 125H203V126H201ZM230 126V128H229V126ZM49 126V127H50ZM73 126H76V127H84V129H83V132L85 133V134H83V135H81L80 136V138H79V135L78 136H75V135H77V134H75L74 133V129H73ZM91 126H93V128H95V131H97V130H99V128H100V130H104V132H105V134H104V132L103 131H101V132H99V133H101V134H95L96 136L97 135H99V137L101 138V140L102 139H104L103 140V143H101L100 142V144H104V146L102 147V146H100L99 144H96L95 145V141L94 142H91V143H94V144H91V145H89L90 146V148H93L92 150H90V152H88L87 150H89L90 148L88 147H85L86 145H88V144H86V145H84V143H82V141H80V140H82L83 139V141H87V143H88V140H87V138H85V136H86V134H87V130L89 129V130H91ZM95 126V127H94ZM97 126V127H96ZM150 126V127H149ZM154 126V127H153ZM196 126V127H197ZM220 126V127H219ZM225 126V127H224ZM232 126V127H231ZM236 126V127H235ZM239 126H240V128H239ZM245 126V127H244ZM24 127V128H23ZM48 127V128H49ZM72 127V128H71ZM137 127V128H136ZM160 127V128H159ZM162 127H165V128H162ZM199 127V128H200ZM227 127V128H226ZM235 127V130L233 129ZM238 127V128H237ZM26 128H27V130H26ZM32 128H34L35 129V131H37V133H35V131L32 129ZM41 128V129H40ZM75 128V127H74ZM86 128V129H85ZM148 128V129H147ZM156 128H159L158 130H157V132L156 131H154V132H156V137H155V135H151L150 133L149 134H147L146 132H149L151 129H152V131L153 130H155ZM226 128V129H225ZM255 128H258V129H255ZM262 128V130H260ZM36 129H40V130H36ZM43 129H45V126L43 127ZM97 129V130H96ZM189 129V128H188ZM196 129V128H195ZM222 129V130H221ZM228 129V130H227ZM231 129V130H230ZM236 129H238V130H240V133H239V131L238 130H236ZM32 130L34 131V132H32ZM89 130H88V132H89ZM141 132H144L143 134H141L140 133V131ZM193 130V129H192ZM200 130V129H199ZM213 130V131H212ZM233 130V131H232ZM19 131V132H18ZM23 131V132H22ZM24 131H25V133H24ZM38 131H42L41 133H39ZM132 131H135V132H133V134L135 133V135H137V131H138V133H140V136H143V137H147L148 139H149V141L151 142H153V143H149V144H152L147 150H149V154L148 153H146L145 152V156H144V154L142 153V151H141V153H140V149H139V151L138 150H136L137 151V153H135V156L134 155H132L131 156V158L132 157H134L135 158V160L134 161H137V162H139V163H141L140 165H138V163H135L137 166H138V168H137V166L135 167V165H134V167L132 168V169H129L128 168V164H129V161H130V159H128L129 157H130V155L128 154V152H124V151H127V150H129L130 151V147L131 146H128V144H127V146L128 147H122L121 146V148L120 147H117L116 145H119V143H121V141L120 140H123V138L125 137H127L128 139H129V136L128 135H130V134H132ZM179 131H181V130H179ZM224 131V132H223ZM225 131H227V132H225ZM237 133H236V132ZM259 131H261V133H259ZM91 132H93V130L91 131ZM88 133V137L90 138V139H98L99 137L97 136H95V135H93L92 133ZM151 132V131H150ZM154 132H152V133H154ZM165 132V131H164ZM213 132V133H212ZM230 132V133H229ZM5 133V134H4ZM13 133H14V135H13ZM15 133H16V135H15ZM22 133V134H21ZM31 133V134H30ZM42 133H43V135H44V137L45 138H43V136H42ZM52 133V132H51ZM57 133H59V134H57ZM108 133V134H107ZM212 133V134H211ZM219 135H218V134ZM247 133V132H246ZM249 133V132H248ZM247 133V134H248ZM21 134V135H20ZM28 134V135H27ZM33 134V135H32ZM35 134V135H34ZM52 134H54V133H52ZM126 134V135H125ZM160 134H162V136L160 137ZM177 134V133H176ZM232 134V135H231ZM234 134V135H233ZM241 134V135H240ZM11 135H13V136H11ZM40 135H41V137H40ZM102 135V136H101ZM113 135H115V136H113ZM120 135V136H119ZM139 135V134H138ZM178 135V134H177ZM212 135H215V137L214 136H212ZM257 135H258V137H257ZM261 135V136H260ZM10 138H9V137ZM20 136V137H19ZM72 136V137H71ZM104 136H106V137H104ZM134 136V135H133ZM157 136L159 137V138H157ZM219 136V137H218ZM221 136V137H220ZM246 136V135H245ZM244 136V137H245ZM252 136V137H251ZM263 136V137H262ZM13 137V138H12ZM16 139H15V138ZM52 137V136H51ZM111 137V138H110ZM176 137V138H175ZM211 137V138H210ZM247 137V136H246ZM22 138V139H21ZM43 138V141L44 142H42L41 141V139ZM50 138V137H49ZM53 138V137H52ZM105 138H110L111 140H109V139H105ZM122 138V139H121ZM161 138V139H160ZM235 139V138H234ZM238 139V138H237ZM253 139V140H252ZM255 139V140H254ZM7 140H8V142H7ZM22 141L21 142V144L20 145H22V143H24V142H26V141H28L27 142V144H25L26 146L28 145V144H30L32 141H33V143L32 144H30L29 146H28V148L25 146V147H23V148H18V146L20 147V145H18V146H16V144L15 143H17V141ZM24 140V141H23ZM49 140V139H48ZM92 140V141H93ZM105 140H108V142L109 141H111L112 143H113V145H115V146H113L116 150H114V148L111 146V142H109L110 143V147H109V143L107 144V143H104V141ZM114 140V141H113ZM126 139H124L122 142L124 143V141H125ZM38 141H41L40 142V144H39V142ZM90 141V140H89ZM100 141V139L97 141V142H99ZM115 141H116V144H115ZM118 141V142H117ZM120 141V142H119ZM252 141H253V143H252ZM11 142V143H10ZM37 142H38V145H40V147L42 146V148H44L45 149V152L48 150V152L51 154V150H53L54 148L55 149H57L58 150V153L63 157V158H66V160H67V157H65V156H67V155H69V156H73V159L70 157V159L71 160H69L68 162H70V163H68V167H67V163L66 164H62V165H60V166H57V163L56 162H54V161H49L48 159H46L47 161H49V162H41V163H38L37 164V167L31 172L30 171V168H28L29 167V161H28V159L30 158V152H26V150L27 149H31V150H33L35 147H37L38 145H37ZM155 142V143H154ZM208 142H209V140H208ZM43 143V144H42ZM56 143V147H58V148H56L55 146H54V144ZM81 143V145H79ZM118 143V144H117ZM126 143H128V142H126ZM13 144H15V145H13ZM36 144V145H35ZM46 144V145H45ZM130 145H131V143H129ZM170 144V145H169ZM254 144V145H253ZM24 145V144H23ZM48 145V146H47ZM59 145V146H58ZM120 145H122V143L120 144ZM119 145V146H120ZM126 145V144H125ZM136 145V144H135ZM172 145V146H171ZM176 147H175V146ZM251 145V146H250ZM44 146V147H43ZM49 146H51V147H49ZM74 146V147H73ZM94 146V147H93ZM158 146V147H157ZM160 146V147H159ZM207 146V147H206ZM245 146V147H244ZM13 147H14V149H13ZM48 147V148H47ZM109 147V148H108ZM135 147V146H134ZM151 147H152V149H151ZM171 147H173V148H171ZM188 147H190L191 149L190 150H187V149H189ZM196 147V148H195ZM198 147V148H197ZM205 147V149H206V151H207V153L205 152V149H203ZM239 149H238V148ZM244 147V148H243ZM255 147V148H254ZM3 148V147H2ZM17 148V149H16ZM39 148V147H38ZM37 148V149H38ZM53 148V149H52ZM62 150H61V149ZM71 149L72 150V152H69V150L68 149ZM75 148H77V149H75ZM79 148H80V150H83V151H80V154H81V156H80V154L78 153V151H79ZM81 148H83V149H81ZM96 149V151H95V149ZM122 148H124V149H122ZM125 148H127V149H125ZM128 148H130V149H128ZM138 148V147H137ZM157 148V149H156ZM167 148V149H166ZM177 148H179L178 150H177ZM212 148L214 149V150H212ZM242 148V149H241ZM16 149V150H15ZM43 149V150H44ZM47 149V150H46ZM54 149V150H55ZM78 150V151H75V150ZM87 149V150H86ZM98 149H100V150H98ZM108 149H110L109 151H108ZM112 149V150H111ZM119 149V150H118ZM134 150H135V148H133ZM165 150L166 152H167V150H168V152L166 153L167 154V156H169L168 155V153H169V151H170V158L172 157V159H171V162H173L174 161V159H175V157H176V159H175V162H174V164L175 163H177V161L179 162V165H180V163H181V161L183 162V163H181V166H179L178 164H177V166H175L174 167V169L173 170H169L168 168V164L166 163V162H164V161H161V162H159L158 161V159H157V154H158V152H160L161 150ZM221 149H223V151L221 150ZM243 149H245V150H243ZM248 149V150H247ZM253 149H254V151H253ZM11 150V151H10ZM42 150V149H41ZM42 150V151H43ZM66 150V151H65ZM114 150V151H113ZM118 150V151H117ZM73 151H75L76 153H78V155L76 154L75 155V152H73ZM102 151V152H101ZM123 151V153H121ZM175 151H179V152H176V154H177V156H174L173 154H175L174 152ZM186 151H188V152H186ZM238 151V153H236ZM252 152V153H249V152ZM48 152H46V154H48L49 155V153ZM81 152H86L87 154H84V153H81ZM135 152V151H134ZM171 152H172V154H171ZM195 152V153H194ZM200 154H198V153ZM212 152V153H211ZM232 152H233V154H232ZM235 152V153H234ZM97 153V154H96ZM118 153V154H117ZM125 153V154H124ZM183 153H186V154H188V155H190L191 156V158H193V159H191L192 161H187L186 162V160L184 161V159H183V157H182V154ZM256 153V154H255ZM89 154V155H88ZM123 154V155H122ZM134 154V153H133ZM147 154V155H146ZM209 154H211V155H209ZM216 154V155H215ZM241 154V155H240ZM244 154V155H243ZM22 155V154H21ZM84 155H86V157H87V155H88V157L86 158ZM111 155V156H110ZM129 155V156H128ZM149 155V156H148ZM151 155H152V158H151ZM179 155V156H178ZM181 155V156H180ZM209 155V156H208ZM212 155H214V157L215 158H210ZM232 155H233V157L236 155V161H234L233 159H232ZM237 155L239 156V157H237ZM247 155H250V156H247ZM263 155V156H262ZM68 156V157H69ZM117 156V157H116ZM121 156H122V159H121ZM127 156V157H126ZM139 156V157H138ZM217 156V157H216ZM241 156V157H240ZM244 156H245V158H244ZM253 156V157H252ZM254 156H255V158L256 159H254V161L252 160L253 158H254ZM2 157H3V159H2ZM20 157H22V156H20ZM74 157H75V159H74ZM84 157V158H83ZM119 157V158H118ZM125 158V161H124V158ZM144 159H143V158ZM149 157V158H148ZM182 158V159H180V158ZM225 157V158H224ZM247 157V158H246ZM83 158V159H82ZM140 158V159H139ZM141 158L143 159V161H145L144 163L142 162V160H141ZM147 158H148V160H147ZM157 159V160H155V159ZM179 158V159H178ZM217 158H219V159H217ZM221 158V159H220ZM228 160H227V159ZM235 158V157H234ZM237 158L239 159V160H237ZM244 158V159H243ZM263 158V159H262ZM7 159H10L9 161L7 160ZM14 161H13V160ZM103 159V160H102ZM121 159V160H120ZM138 159V160H137ZM205 159V161H203V160ZM208 159V160H207ZM210 159V160H209ZM243 159V160H242ZM249 161H248V160ZM258 159V160H257ZM7 160V163L5 162ZM27 160V161H26ZM46 160H44V161H46ZM173 160V161H172ZM202 160V161H201ZM215 162H214V161ZM218 162H217V161ZM241 160L243 161V162H241ZM246 160V162L248 161V163H246V162H244ZM16 161H18V162H16ZM201 161V162H200ZM207 161V162H206ZM260 161V162H259ZM5 164H4V163ZM10 162H11V164H10ZM88 163L87 165H86V167H84V170L85 171H87L85 168H87L88 169V172H89V174L88 173H86V174H88L87 176L88 177H82V176H80V174H79V171H80V169L82 168H80V166H84V164L83 163ZM104 162H105V164H104ZM123 162V163H122ZM189 162V163H188ZM190 162H191V164H190ZM203 162H205V163H203ZM210 162H212V163H210ZM220 162V163H219ZM234 162H235V164H234ZM250 162V163H249ZM254 164H253V163ZM256 162H258V163H256ZM16 164V166H15V164ZM24 163V165H22V164ZM82 163V164H81ZM98 163H99V165H98ZM102 163V164H101ZM111 163H115V167H114V165H111ZM144 165H143V164ZM147 163V164H146ZM151 163V164H150ZM185 163V165H183ZM213 163H214V165H213ZM218 163V164H217ZM223 163V164H222ZM229 163H230V165H229ZM232 163H233V165H232ZM239 163V164H238ZM256 163V164H255ZM18 164H20V165H18ZM81 164V165H80ZM160 164H161V167H159L160 166ZM259 164H261V165H259ZM103 165V166H102ZM106 165H109V166H113L114 168L113 169H115L116 171H112V173H110L109 171H107V173H106V171L104 172V170H102L101 168H103V167H107ZM141 165H143L142 166V168H141ZM145 165H146V167H145ZM164 165V166H163ZM176 165V164H175ZM187 165V166H186ZM190 165H192V168H193V171H192V168H191V166ZM210 165V166H209ZM213 165V168L211 167ZM217 165V166H216ZM225 165H227V166H225ZM240 165V166H239ZM250 165V166H249ZM255 165V166H254ZM258 165V166H257ZM20 166V167H19ZM24 166V167H23ZM89 166V167H88ZM101 166V167H100ZM139 166H140V168H139ZM148 166V167H147ZM154 166V167H153ZM185 168V169H183V167ZM189 166V168H187ZM231 166V167H230ZM247 166V167H246ZM75 167V168H74ZM118 167V168H117ZM163 167H165L164 169H163ZM228 167H229V169H228ZM239 167H240V169H239ZM254 169H253V168ZM257 167H259V168H257ZM8 168H10V170L11 169H14L15 171H17V172H14L12 175H10V173L8 174V173H6V169H8ZM38 168L40 169V170H38ZM109 169H110V167H108ZM138 170H137V169ZM149 168H150V170H149ZM154 168V169H153ZM212 168V169H211ZM249 168H251V169H249ZM101 171H100V170ZM106 169V168H105ZM184 170V173L185 172H187V174H186V176L184 175L183 177H181L182 175V173H183V170ZM216 169V170H215ZM221 169V170H220ZM224 169H226V171L224 170ZM228 169V170H227ZM234 170V173H233V170ZM237 169V170H236ZM256 169V170H255ZM260 169V170H259ZM5 170V171H4ZM27 170V171H26ZM36 170V171H35ZM44 170H45V172H44ZM83 170V171H84ZM122 170V171H121ZM179 170V171H178ZM181 170V171H180ZM186 170H188V171H186ZM207 170V171H206ZM210 170H211V172H213V174H211V172H210ZM215 170V171H214ZM261 170H262V172H261ZM20 171V172H19ZM37 172L38 171V173H35V172ZM66 171V172H65ZM119 172V173H117L116 174V172ZM126 171V172H125ZM137 171V172H136ZM138 171H140L139 173H138ZM154 171L156 172V171H158L159 172V175H158V173H154ZM173 171H175L174 172V174H173ZM190 171V172H189ZM216 171H217V177H216V175H215V173H216ZM221 171L223 172V174H224V171H225V174L224 175H221L220 176V174H222L221 173ZM241 171V172H240ZM8 172V171H7ZM31 173L32 174V176H31V174H29V173ZM180 174H179V173ZM215 172V173H214ZM220 172V173H219ZM248 172V173H247ZM4 173H6L7 175H5ZM24 173V174H23ZM68 173V174H67ZM103 173V174H102ZM104 173H106L107 175H105ZM151 173H153V174H151ZM175 173H177V175H181L180 177L179 176H177L176 175V178H175ZM183 173V174H184ZM226 173H227V175H228V178L230 179H227L226 181H227V184H230L227 188L228 189H226V191H225V188H226V186H227V184H224V182H226L225 181V179L223 180V178L224 177H227V175H226ZM250 173V174H249ZM20 174V175H19ZM28 174V175H27ZM33 174H34V176H33ZM38 174V175H37ZM64 174V175H63ZM66 174V175H65ZM112 174V177H113V175L115 174V177L114 178H112V179H115V180H113L112 182H110V180L111 179H108L109 178V176ZM123 175V177H121L122 175ZM124 174H127V175H124ZM140 174H142V175H140ZM146 174V175H145ZM171 174V175H170ZM174 175V177H172L173 175ZM190 174V175H189ZM232 176H230V175ZM5 175V176H4ZM8 175L10 176V177H8ZM19 177H18V176ZM24 175H26L25 177H24ZM36 175V176H35ZM105 175V176H104ZM129 175V176H128ZM226 175V176H225ZM15 176V177H14ZM21 176H23V177H21ZM65 176V177H64ZM76 176V177H75ZM144 176V177H143ZM160 176V177H159ZM164 176V177H163ZM193 176V177H192ZM240 176V177H239ZM248 176H249V178H248ZM16 179H14V178ZM21 177V178H20ZM108 177V178H107ZM128 177V178H127ZM146 177H148V179L146 178ZM185 177V178H184ZM186 177H187V179H186ZM214 177V178H213ZM219 177V178H218ZM239 177V178H238ZM1 178H0V180H1ZM5 178V179H4ZM12 178V179H11ZM34 179V181H36L37 183H39V184H37L36 182H34L33 181V179ZM35 178H36V180H35ZM67 178V179H66ZM87 178V179H86ZM119 178H121L120 180H119ZM125 178H126V180H125ZM171 178V179H170ZM191 179V182L189 181L190 179ZM213 178V179H212ZM14 179V180H13ZM30 179V180H29ZM81 179V180H80ZM95 179V180H94ZM129 179H133L134 181L136 180V183H135V185H130V187H131V189H130V187H129V185H128V180ZM152 179H154V180H152ZM158 179V180H157ZM189 179V180H188ZM214 179H216V180H214ZM222 179V180H221ZM249 179V180H248ZM252 179V180H251ZM23 180V181H22ZM26 180V181H25ZM32 180V181H31ZM44 180V181H43ZM47 180V181H46ZM78 180V181H77ZM82 180H84V181H82ZM88 180V181H87ZM137 180H139V182H138V184H137ZM156 180H157V182H156ZM213 180V181H212ZM220 180V181H219ZM242 180H244V181H242ZM14 181H15V183H14ZM17 181H18V184H20V185H18V184H16L17 183ZM31 181V182H30ZM54 181V182H53ZM87 183H86V182ZM116 181V182H115ZM124 181H126L127 183L125 184H123V182ZM146 182V183H144V182ZM151 181V182H150ZM154 181V182H153ZM239 181H240V183H239ZM6 182V181H5ZM9 182V183H8ZM23 182H25V183H23ZM44 182H46V183H44ZM89 182V183H88ZM93 184H92V183ZM114 182H115V185H114ZM120 182H122V183H120ZM190 182V183H189ZM217 182H220V183H218L217 184ZM231 182V183H230ZM235 182V183H234ZM238 182V183H237ZM1 183V182H0ZM42 183V184H41ZM53 183V184H52ZM57 183V184H56ZM61 183H64V184H61ZM111 183V184H110ZM120 183V184H119ZM148 183V184H147ZM154 183V184H153ZM181 183V184H180ZM2 184V183H1ZM21 184H23V185H21ZM31 184V185H30ZM40 184H41V187H40ZM50 184H52V185H50ZM59 184H61V186L59 185ZM66 184V185H65ZM82 184V185H81ZM93 186H92V185ZM144 184H147L148 185V187L146 186V185H144ZM152 184V185H151ZM158 184V185H157ZM182 184L183 185H187L188 186V188H185V186H184V188L186 189H184L183 187H182ZM188 184H190V186L188 185ZM193 184V185H192ZM220 184V185H219ZM251 184V185H250ZM253 184H254V186L256 187H254L253 186ZM258 184V185H257ZM10 185H12V189H11V187H10ZM15 185H17L16 186V188H15ZM26 185V186H25ZM38 185V186H37ZM53 185L55 186V187H53ZM60 187H59V186ZM63 185V186H62ZM79 185V186H78ZM87 185V186H86ZM91 185V186H90ZM113 185H114V187H113ZM128 187H127V186ZM181 185V186H180ZM194 185H197L198 186V188H199V190L198 191H196L195 192V194H193L194 192L190 189V187L191 186H194ZM219 185V186H218ZM222 185V186H221ZM225 185V186H224ZM236 185V186H235ZM241 185H242V187L243 186H246V188L244 187L243 189V191H241L240 190V188H241ZM27 186H30V187H32V188H30V187H27ZM47 186V187H46ZM52 187V189H51V187ZM68 188H67V187ZM126 186V187H125ZM142 186V187H141ZM145 186V187H144ZM154 186H156V187H154ZM233 186V190L232 189H230L231 187ZM258 186V187H257ZM23 188V190H22V194H21V190H19L18 191V188L19 189H22ZM35 187H39L40 189L38 190V189H36ZM66 187V188H65ZM92 187V188H91ZM94 187V188H93ZM117 187V188H116ZM147 187V188H146ZM152 187V188H151ZM158 187V188H157ZM223 187V188H222ZM27 188H28V191H30V193H36V190H37V194H39V195H37V194H30V193H28V191H27ZM54 188V189H53ZM126 188H128V189H126ZM134 188H136V189H134ZM139 188V189H138ZM141 188H143V190L141 189ZM249 188H251V189H249ZM8 189V190H7ZM10 189V190H9ZM24 189H25V191H27L26 193H28L30 196H28V198H30L29 200H28V198L26 197L27 195H26V193L24 192ZM32 189H34V190H32ZM42 189V190H41ZM55 189H57V190H55ZM133 189H134V191H138L139 192V194H141L142 196H140L138 193H137V191H136V193L133 191ZM154 189H156V190H154ZM171 189H175V190H177L176 191V193L178 194V198H177V201L175 202V204H170L168 201H166L165 199H162V200H159V202H158V199L156 200L155 198L158 196L157 194L160 192V193H168V191H170ZM188 189V190H187ZM257 189V190H256ZM260 189H261V191H260ZM263 189V190H262ZM13 190V191H12ZM65 190H66V192L69 194H67L66 192H65ZM72 194V195H70V193L68 192V191ZM82 190V191H81ZM132 190V194H131V192H129V191H131ZM151 190V191H150ZM158 190V191H157ZM180 190V191H179ZM201 190V191H200ZM232 190V191H231ZM248 190V191H247ZM12 191V192H11ZM43 193H42V192ZM45 191V192H44ZM53 191V192H52ZM54 191H56V193L54 192ZM75 191V192H74ZM82 193H81V192ZM91 193V195L89 194V192ZM93 191V192H92ZM114 191V192H113ZM125 191V192H124ZM144 191H145V193H144ZM147 191V192H146ZM149 191L150 192H152L151 194L152 195H154V197L152 196V198H151V196H150V193H149ZM223 191H225V192H223ZM247 191V192H246ZM253 191H255V192H253ZM261 193H260V192ZM20 192V193H19ZM42 194H41V193ZM51 192L53 193V195L51 194ZM63 192V193H62ZM73 192L75 193L74 195H73ZM77 192H78V194H79V196L78 195H76L77 194ZM119 192V193H118ZM156 192V193H155ZM179 192V193H178ZM228 192H230L229 194H228ZM247 193V196H246V193ZM257 192V193H256ZM259 192V193H258ZM7 193H10V194H12V195H8ZM15 193V194H14ZM17 193V194H16ZM25 193V195H23ZM54 193H55V195H54ZM64 193H66L65 195H67V196H65L64 195ZM112 193V194H111ZM114 193H115V195H114ZM121 193V194H120ZM159 193V194H160ZM184 193V194H183ZM225 193H226V195H227V197H225ZM240 193V194H239ZM20 194V195H19ZM57 194V195H56ZM60 194V195H59ZM131 194V195H130ZM149 195V196H147V195ZM156 194V195H155ZM232 194V195H231ZM245 194V195H244ZM17 197H16V196ZM23 196L24 197V199H25V197L27 198L26 200L27 201H25L26 202V204L21 208V211H16V207H15V204H16V200H18L19 198H21V197H19V196ZM33 195H36V196H33ZM43 195V196H42ZM112 195H114V196H112ZM116 195H118L119 197H122V199H120L119 198V200H118V196H116ZM130 195V201L129 200H127L129 197L128 196ZM134 195H136V198L139 196V197H143V198H134L136 201H134V199H133V196ZM231 195V197H229ZM7 196V197H6ZM37 196H38V198H37ZM54 196H56V197H54ZM75 196H77V197H75ZM145 196V197H144ZM192 196V197H191ZM194 196V197H193ZM235 196V198H233ZM5 197H6V199L7 200H9V201H7L6 199H5ZM11 197H14V199L13 198H11ZM41 197L43 198V199H41ZM48 197V198H47ZM58 197V198H57ZM63 198V199H61V198ZM90 197L92 198V199H90ZM116 197V198H115ZM128 197V198H127ZM147 197V198H146ZM188 197V198H187ZM246 197H248V198H246ZM31 198L33 199V201L31 200ZM87 198V199H86ZM112 198H114L113 200H112ZM123 198H125V201L128 203V201H129V203L132 201V202H134V204L133 203H130V204H132V205H130L129 207L130 208H132V210H130V208L129 207H127L128 208V212H127V214H125V212H123V210H121V209H119L120 207L118 206V205H116L117 206V208H108L109 210H107L104 206H103V204H105V203H107V202H109V203H112V204H115V203H113L114 201H116V204H119L120 206H121V204L123 203V201H124V199ZM150 198V199H149ZM187 198V199H186ZM37 199H41V201H38ZM48 199H50V200H48ZM56 199V200H55ZM95 199V200H94ZM138 199L139 200H141L142 199V201L143 202H145L146 201V199L148 200L149 199V201H148V203H141V202H138ZM144 199V200H143ZM155 199V200H154ZM195 199V200H194ZM232 199V200H231ZM10 200H13V203L10 201ZM15 200V201H14ZM32 202H31V201ZM46 200H48V201H46ZM59 200V201H58ZM61 200H63V201H61ZM71 200V201H70ZM90 200V201H89ZM91 200H92V202L93 203H91ZM106 200V201H105ZM151 200H153V201H151ZM193 200V201H192ZM244 200V201H243ZM253 200H255V201H253ZM257 200V201H256ZM38 201V202H37ZM67 201V202H66ZM89 201V202H88ZM122 201V202H121ZM156 201H157V203H159V204H157L156 203ZM185 201V202H184ZM230 201V202H229ZM58 202V203H57ZM69 202H71V203H69ZM87 202H88V204H89V206H88V204H87ZM119 202H121V203H119ZM139 203V204H137V203ZM161 202V203H160ZM249 202V203H248ZM253 202H255L254 204H253ZM257 202H258V204L259 203H262V205L261 204H259V205H257ZM15 203V204H14ZM33 203V204H32ZM35 203H37L36 205H35ZM42 203V204H41ZM76 203H78V204H76ZM127 203H125V204H127ZM128 203V204H129ZM155 205H157V206H154V204ZM180 203V204H179ZM59 204V206L57 207V205ZM90 204H92V205H90ZM136 204V205H135ZM142 204V205H141ZM143 204H149V205H151L150 206V212H148V214H147V216H149V220H150V224H149V230H146V232H144L145 230H142L140 233H138V232H136V234H135V236H133V237H131L130 238V240L131 239H134V240H129V237L127 238L130 242L128 243V240L127 239H124L125 237H127L128 235H130L131 234V236L135 233H132L131 231H129L128 229H127V231L125 230L126 228H125V226H128L127 228H129V225H130V227L131 226H138V223L140 222L139 221V219L137 220V218H141L140 216H138V215H141V209L139 210V207L138 206H143ZM164 204V205H163ZM193 204H195L196 206L197 205H199V206H197V207H201V211L195 216V218H194V220H193V224H190V226H189V228H184L183 227V224L182 223H184L185 221L184 220H186V219H188L187 217H188V213H187V209H186V207H190L191 205L192 206H194ZM242 204V205H241ZM245 204H247V205H245ZM253 204V205H252ZM11 205V207H9ZM12 205H13V207H12ZM79 205V206H78ZM81 205H85L84 207H86V209H84V207H83V209H82V211L83 212H81V210H79V211H76L77 209L76 208H80V206ZM166 205V206H165ZM28 206H30V207H28ZM44 206H46V209H45V207ZM48 206H50L51 208H49ZM75 206V207H74ZM78 206V207H77ZM88 206V207H87ZM115 206V207H116ZM128 206V205H127ZM131 206H134V207H131ZM140 206V207H141ZM154 206V207H153ZM164 206V207H163ZM247 206V207H246ZM249 206V207H248ZM262 206V208H260ZM25 207V208H24ZM41 207V208H40ZM136 207H138V208H136ZM155 208L154 209V211L152 210L153 208ZM167 207V208H166ZM183 207V208H182ZM217 207H218V209H217ZM220 207V208H219ZM253 207V208H252ZM8 208H10V209H8ZM11 208H13V209H11ZM27 208V209H26ZM47 208H49V209H47ZM87 208H88V210H87ZM127 208H126V210H127ZM255 208V209H254ZM15 209V210H14ZM25 209V210H24ZM40 209V210H39ZM74 209H76V210H73ZM118 210V211H116V210ZM137 209V210H136ZM157 209V210H156ZM180 209L182 210V212L180 211ZM10 210V211H9ZM13 210V211H12ZM22 210H23V212H22ZM84 210H85V213L87 214H85L84 213ZM110 210H112V212L110 211ZM114 210V211H113ZM131 212H130V211ZM135 210V211H134ZM252 210V211H251ZM12 211V212H11ZM14 211H15V213H14ZM24 211H25V213L26 214H24ZM40 211V212H39ZM116 211V212H115ZM120 211V212H119ZM139 211H141L140 213H139ZM166 211V212H165ZM235 211V212H234ZM251 211V212H250ZM257 212V211H259L258 212V216H257V213L256 214H254V212ZM5 212V213H4ZM10 212V213H9ZM19 212H21V214L19 213ZM28 212H29V214H28ZM32 213V215H30L31 213ZM77 212V213H76ZM80 212V213H79ZM110 212V213H109ZM119 212V213H118ZM133 212V213H132ZM135 212V213H134ZM138 212V213H137ZM237 212V213H236ZM261 212V213H260ZM8 213V214H7ZM39 213V215H37ZM83 213H84V215H83ZM111 213L113 214V216L111 217ZM123 213V214H122ZM130 213V214H129ZM169 213V215H170V217L171 218H169V220L168 221H165V214H168ZM225 213V214H224ZM8 216H7V215ZM10 214V215H9ZM13 214H14V216H13ZM28 214V215H27ZM117 215V217L119 216H122V217H124V218H122V219H120L119 217V220L116 218V215ZM119 214V215H118ZM142 214H143V212H142ZM154 216H153V215ZM205 214V215H204ZM235 214H238L239 216H237V215H235ZM18 215V216H17ZM25 215H26V217H25ZM37 215V216H36ZM82 215V216H81ZM115 215V216H114ZM182 215H184V216H182ZM231 215V216H230ZM261 215V216H260ZM262 215H263V217H262ZM5 216H7V217H5ZM11 216V217H10ZM40 216V218H38ZM106 216V217H105ZM138 216V217H137ZM142 216V215H141ZM203 216V217H202ZM234 216H236V217H234ZM257 216V217H256ZM6 219H5V218ZM15 217V218H14ZM16 217H18V218H16ZM20 217H25L24 218V220H25V222H24V224L26 225V227H25V225L23 224L22 226H21V230L22 231H20V227H19V229L17 228V226H16V223L18 222V220H19V218ZM47 217V218H46ZM49 217H51L50 219H48ZM78 217V218H77ZM100 217H102L101 219H103L101 222H97L96 221V219L97 218H100ZM113 219L114 217V219L112 220L111 218ZM137 217V218H136ZM155 217V218H154ZM246 217H248V218H246ZM255 217V218H254ZM28 218V219H27ZM31 218V219H30ZM73 218V220H76L77 222H79L78 224V226L77 227H79V228H76V227H69V226H67V225H65V223H66V221L69 219V220H71ZM185 218V219H184ZM199 218V219H198ZM202 218H203V220H202ZM241 218V219H240ZM258 218H260L261 220H263V221H261L260 219H258ZM15 219H17L16 221H14ZM48 220V222H47V220ZM56 219V220H55ZM110 219V220H109ZM134 219V220H133ZM173 219V220H172ZM182 219V220H181ZM184 219V220H183ZM246 219V220H245ZM258 219V220H257ZM10 222V224H9V222ZM51 220V221H50ZM116 220H118V221H120V222H115ZM129 220V221H128ZM130 220H132L131 222H130ZM209 222H208V221ZM243 220V221H242ZM255 222H254V221ZM6 221V222H5ZM13 223H12V222ZM28 221V222H27ZM110 221V222H109ZM199 221H201V222H199ZM238 221H240L239 223H238ZM248 221V222H247ZM8 222V223H7ZM14 222H16V223H14ZM29 222H31V223H29ZM52 222V223H51ZM86 222V223H85ZM136 222V223H135ZM235 222H236V225H237V227H236V225H235ZM3 223H4V225H3ZM8 225H7V224ZM12 223V224H11ZM51 223V224H50ZM119 223V224H118ZM155 225H154V224ZM231 223V224H230ZM234 223V224H233ZM254 223V224H253ZM45 224V225H44ZM49 224V225H48ZM109 224V225H108ZM110 224H112V225H110ZM117 224H118V226H117ZM242 224V225H241ZM254 226H253V225ZM258 225V226H256V225ZM10 225V226H9ZM34 226V229L37 227V229H35L34 231H33V226ZM48 225V226H47ZM82 225H85V226H82ZM152 225H154L155 227L153 228V226ZM248 225H249V227H248ZM1 226H3V227H1ZM6 226V227H5ZM29 228H28V227ZM36 226V227H35ZM42 226V227H41ZM46 226H47V228H46ZM82 226V227H81ZM100 226V227H99ZM109 226V228H107V227ZM111 226V227H110ZM135 226V227H136ZM176 226V227H175ZM196 226H197V228H196ZM231 226V227H230ZM243 226L245 227V228H243ZM247 226V227H246ZM12 227V228H11ZM16 229H15V228ZM23 227V228H22ZM31 227V228H30ZM42 229H41V228ZM46 229H45V228ZM113 227V228H112ZM152 227V228H151ZM167 227V228H166ZM175 227V228H174ZM235 227V228H234ZM260 227H262L261 229H262V231H261V229H260ZM5 228V229H4ZM7 228V229H6ZM29 230H28V229ZM48 228H49V230H48ZM101 228V229H100ZM107 228V229H106ZM125 228V229H124ZM210 228V229H209ZM212 228V229H211ZM229 228V229H228ZM230 228H231V230H230ZM39 229V230H38ZM97 229V231H98V234H96L97 233V231H96V233H95V230ZM106 229V230H105ZM153 231H152V230ZM205 229V230H204ZM245 229V230H244ZM248 229H249V231H248ZM7 230V231H6ZM38 230V231H37ZM41 230V232H39ZM47 230H48V232L50 231H52L51 233H48L47 232ZM114 230H116V232L117 233H119L118 235H119V237H120V239L118 238V240L116 239V237L118 236V235H113V234H115V232H114ZM156 230V231H155ZM201 230H203V231H201ZM213 230H215V231H213ZM261 232H260V231ZM78 231H80V233L78 232ZM152 231V235L150 234V232ZM158 231V232H157ZM174 231V232H173ZM185 231V232H184ZM197 232V233H195L194 234V232ZM241 231V232H240ZM248 233V235L246 234V232ZM6 232V233H5ZM10 232V233H9ZM17 234H16V233ZM24 234H23V233ZM26 232V233H25ZM33 232V233H32ZM124 232H125V234H126V236H125V234H124ZM170 232V233H169ZM173 232V233H172ZM202 232V233H201ZM259 232V233H258ZM4 235H3V234ZM15 233V236L13 235ZM21 233V234H20ZM28 233V234H27ZM35 233H36V235H35ZM45 233H47L48 235H49V237H48V235L45 237L44 235H46ZM111 233H112V236H110L111 235ZM121 233H122V235H121ZM160 233V237H159V234ZM172 233V234H171ZM11 234V235H10ZM31 234V235H30ZM40 234H44L43 236H41ZM60 234V235H59ZM109 234V235H108ZM158 236H156V235ZM189 234V235H188ZM251 234V235H250ZM53 237H52V236ZM93 235H95V236H93ZM101 237H100V236ZM122 237H124V238H121V236ZM148 235V236H147ZM151 235V236H150ZM165 235V236H164ZM168 235V236H167ZM193 235V236H192ZM213 235H216V236H214L215 238L216 237H218V238H216V239H218L219 240V244L220 245H222V246H220L219 244V246H214L215 247V249L212 247V245H211V238L213 237ZM234 235V236H233ZM2 236V237H1ZM4 236L6 237V239H7V241L9 242H7L6 240H4L5 238H4ZM8 236V237H7ZM17 236V237H16ZM22 236V237H21ZM137 236H139L140 238H141V240L139 241V239L137 238ZM169 238H167V237ZM181 236L182 237H184L183 239L184 240H182L181 239ZM188 236V238H186ZM195 236H197V238L195 237ZM206 236V237H205ZM11 237V238H10ZM14 237H16V238H14ZM30 238V240H29V238ZM45 237V238H44ZM52 237V238H51ZM56 239H55V238ZM108 237V238H107ZM110 237H111V239H115V240H113V241H111V239H110ZM151 237V238H150ZM153 237H155V239H153ZM157 237V238H156ZM173 237V238H172ZM180 237V239H178ZM195 237V238H194ZM198 237H200V238H198ZM261 237V238H260ZM4 238V239H3ZM9 238H10V240H9ZM79 238V239H78ZM102 240H101V239ZM135 238L137 239V241L135 240ZM191 238V239H190ZM192 238H194V240H192ZM13 239H15V240H13ZM20 239H22V240H20ZM44 239V240H43ZM80 240L81 242H83V244H81V247H80V250H78V248L76 249V247H75V245H74V241H76V240ZM110 239V240H109ZM144 239V240H143ZM152 239V240H151ZM168 239V240H167ZM190 239V240H189ZM199 239H201V240H199ZM210 240V241H208V240ZM262 239V240H261ZM4 240V241H3ZM11 240H13V241H11ZM29 240V241H28ZM41 240V241H40ZM47 240V241H46ZM54 240H56V241H54ZM60 240L62 241V240H64V241H62V242H60ZM83 240V241H82ZM121 240V241H120ZM123 240V241H122ZM177 240H179V241H177ZM187 241V242H183V241ZM195 240H196V242H195ZM197 240L198 241H200L199 243L197 242ZM235 240V241H234ZM1 241H2V243H1ZM17 241H19V242H17ZM27 241V242H26ZM30 241H32V242H30ZM97 241V242H96ZM116 241V242H115ZM124 241H126L125 243H124ZM134 241H136V242H134ZM181 241V242H180ZM194 241V242H193ZM203 241V242H202ZM253 241H254V243H253ZM258 243H257V242ZM13 242V243H12ZM24 242V243H23ZM44 242H45V244H44ZM54 242L56 243V242H60V243H62V244H59L58 245V243L56 244V247H55V244H54ZM94 242V243H93ZM96 242V243H95ZM106 242V243H105ZM109 242V243H108ZM123 243V245L124 246H127L128 244H130L131 242H133V244H132V246L130 245V247L131 248H133L132 250L129 248H127V247H123L122 246V243ZM139 242H140V244H139ZM144 242L146 243V244H144ZM164 242V243H163ZM189 242V243H188ZM191 242H192V245H191ZM34 243V244H33ZM41 243V244H40ZM54 245H53V244ZM73 243V244H72ZM114 243V244H113ZM117 243H121V244H117ZM128 243V244H127ZM144 244V246H143V244ZM159 243H160V246H159ZM196 243V245H197V243L199 244L198 245V247H195L194 246V244ZM200 243H201V245H200ZM222 243V244H221ZM25 244V245H24ZM95 244V245H94ZM97 244V245H96ZM157 244H158V246H157ZM163 244V245H162ZM258 246H257V245ZM10 245H12V246H10ZM24 245V246H23ZM34 245V246H33ZM36 245V246H35ZM99 245L100 246H102V247H104V246H106L105 247V249L104 250H102L101 248L102 247H99ZM108 245V246H107ZM118 245H119V247H118ZM176 245V246H175ZM228 245H229V247H228ZM257 246V248H256V246ZM2 246V247H1ZM17 246H23V248H25L26 246H28L27 247V249H26V251L29 249V253H28V251H27V253H26V251L24 252V251H22V252H24L23 254H22V252H21V250L20 249H17L16 247ZM62 247V248H64V247H68L67 248V252H68V250H70L71 251V249H76L78 252L80 251V253H74V255H73V253L71 254L70 253V251H69V254L68 255H64L63 257L62 256H60L58 253H56L55 251H57V248L58 247ZM114 246H116L117 247V249L114 247ZM121 246H122V250H120V251H123V248L124 249H127V250H124V251H126V252H124L123 251V255H122V257H120V253H122V252H119V249H121ZM141 246H143V248L141 247ZM146 246H148V247H146ZM174 247V249L176 250L177 248V250L175 251L174 249H173V247ZM209 246V247H208ZM13 247H14V249H13ZM100 248V250L98 249V248ZM200 247V248H199ZM219 247V248H218ZM225 247V248H224ZM8 248V249H7ZM16 248V249H15ZM153 248V249H152ZM161 248V249H160ZM162 248H163V250H162ZM208 248H209V250H208ZM227 248V249H226ZM262 248V249H261ZM66 249V248H65ZM98 249V250H97ZM106 249H108V250H106ZM112 249V250H111ZM135 249H136V251H135ZM146 249V250H145ZM150 249H152V251L150 250ZM155 249V250H154ZM206 249V250H205ZM218 249V250H217ZM257 249V250H256ZM261 249V250H260ZM10 250V251H9ZM15 250H17V251H19V252H17V251H15ZM38 250L40 251V253L42 254H40L39 256H38ZM96 250V251H95ZM129 250H130V252H129ZM154 250V251H153ZM161 250H162V252H161ZM221 250V251H220ZM224 250H226V252H224ZM263 250V251H262ZM8 253H7V252ZM73 251V250H72ZM112 251V252H111ZM155 251H157V252H155ZM164 251V252H163ZM166 251V252H165ZM182 251L184 252V253H182ZM202 251V252H201ZM208 251V252H207ZM21 252V253H20ZM52 252V253H51ZM97 252H98V254H97ZM101 252H102V254H101ZM105 252V253H104ZM107 252H108V254H107ZM109 252H110V254H109ZM114 252H116L115 254H117L119 257L118 258H115L114 259V257H113V254H114ZM155 252V253H154ZM170 252H171V254H172V257H171V254H170ZM176 252V253H175ZM205 252V253H204ZM217 252V253H216ZM223 252V253H222ZM11 253V254H10ZM14 253H17V254H14ZM56 253V254H55ZM127 253V254H126ZM128 253L130 254V255H128ZM140 253H138V254H140ZM153 253V254H152ZM180 255H179V254ZM10 254V255H9ZM27 254V255H26ZM36 254V255H35ZM105 254V255H104ZM115 254H114V256H115ZM126 255V260H125V255ZM158 254V255H157ZM2 255V256H1ZM13 255V256H12ZM20 255V256H19ZM21 255H23L24 257L26 256V260H27V263H26V260H25V258L24 257H21ZM29 255V256H28ZM31 255H32V257H31ZM187 255H188V257H187ZM190 255H191V257H190ZM41 256V257H40ZM49 256H51V258L49 257ZM53 256V257H52ZM179 256V257H178ZM181 256V257H180ZM192 256H193V258H192ZM220 256H222V257H220ZM10 257H12V258H10ZM27 257H30V259H28ZM54 257H58V259L57 258H55V259H53ZM85 257V258H84ZM100 257V258H99ZM107 257V258H106ZM110 257V258H109ZM115 257H117V256H115ZM167 257V258H166ZM176 257V259H174ZM220 257V258H219ZM2 258V259H1ZM15 258H17L18 259V261L20 262H18L17 260H15ZM24 258V259H23ZM33 258V260H31ZM48 258H50V260L48 259ZM122 258V259H121ZM127 258H130V259H127ZM153 258V259H152ZM170 258V259H169ZM10 259V260H9ZM114 259V260H113ZM150 259H151V261H150ZM160 259V260H159ZM12 260H14L13 262H12ZM22 262H21V261ZM64 260V261H63ZM122 260V261H121ZM125 260V261H124ZM170 260V261H169ZM182 260V261H181ZM185 260V261H184ZM192 260V261H191ZM195 260V261H194ZM30 261V262H29ZM46 261V262H45ZM81 261V262H80ZM83 261V262H82ZM118 261V262H117ZM127 261V262H126ZM133 261V262H132ZM153 261V262H152ZM10 262V263H9ZM12 262V263H11ZM29 262V263H28ZM36 262V263H35ZM43 262V263H42ZM80 262V263H79ZM111 262H113V263H111ZM123 262V263H122ZM205 262V263H204ZM210 262V263H209ZM248 262H251V263H248ZM143 264H147L146 262L145 263H143Z\"/></svg>",
    "mask_w": 264,
    "mask_h": 264
},
{
    "label": "bare ground",
    "instance_id": "bare-ground-1",
    "mask_svg": "<svg viewBox=\"0 0 264 264\" xmlns=\"http://www.w3.org/2000/svg\"><path fill=\"white\" fill-rule=\"evenodd\" d=\"M28 1H31V2H32V0H28ZM33 1H34V3H33V2H32V3L36 5V2L39 1V0H36V1L33 0ZM83 1H85V0H83ZM120 1H121V0H120ZM122 1H124V0H122ZM132 1H133V0H132ZM139 1H141V0H138V2H136V1L132 2V5H134L135 2H136V4H137V3H141V2H143V5L140 4L139 6H137V8L135 7V9H138L139 7H140V9L143 8L142 6H144V4H145L144 2L147 1L148 3H147V2H146V3L149 4V1H151V0H142L141 2H139ZM174 1H175V0H174ZM184 1H185V0H184ZM200 1H201V0H200ZM203 1H204V0H203ZM213 1H215V0H213ZM213 1L211 2V0H209V2H207L209 5L207 4V6H211V5H210V2L213 3ZM227 1H229V0H227ZM230 1H231V0H230ZM233 1H234V0H233ZM256 1H257V0H256ZM263 1H264V0H263ZM263 1H262V2H263ZM39 2H40V1H39ZM80 2H81V1H80ZM104 2H105V1H104ZM107 2L109 3V1H107ZM110 2H111V1H110ZM128 2H129V1H128ZM151 2H152V1H151ZM170 2H171V1H170ZM170 2H169V3H170ZM182 2H183V1H182ZM204 2H205V1H204ZM216 2H217V0H216ZM218 2H219V0H218ZM260 2H261V1H260ZM27 3H28V2H27ZM75 3H76V2H75ZM81 3H82V2H81ZM112 3H114V1H113ZM119 3H120V2H119ZM153 3H154V0H153ZM175 3H176V2H175ZM201 3H202V2H201ZM201 3H200V4H201ZM230 3H231V2H230ZM258 3H259V2H258ZM37 4H38V3H37ZM43 4H44V3H43ZM58 4H60V3H58ZM109 4H110V3H109ZM116 4H117V3H116ZM120 4H121V3H120ZM147 4H146V6H147ZM187 4H188V3H187ZM217 4H218V3H216V4L213 3L212 5L217 6ZM234 4H235V3H234ZM237 4H238V2H237ZM41 5H42V4H41ZM41 5H40V6H41ZM44 5H45V4H44ZM50 5H51V4H50ZM52 5H53V3H52ZM112 5H113V4H112ZM114 5H115V4H114ZM164 5H165V4H164ZM170 5H171V4H170ZM172 5H173V4H172ZM177 5H178V4H176L175 6H177ZM184 5H185V4H184ZM190 5H191V4H190ZM195 5H196V3L194 4V6H195ZM202 5H203V4H202ZM231 5H232V4H231ZM26 6H27V5H26ZM38 6H39V5H38ZM45 6H46V5H45ZM59 6H60V5H58V7H59ZM106 6H107V5H106ZM178 6H179V5H178ZM207 6H206V7H207ZM215 6H213V7H215ZM224 6H225V5H224ZM54 7H55V6H54ZM54 7H53V8H54ZM61 7H63V6H61ZM65 7H66V6H65ZM100 7H101V6H100ZM108 7H109L108 9H107V7H106V9H105V8L103 9L104 11L106 10V12H105V15H104V11L102 12V13H103V14H102L103 16H101V18H102V17H103V18L107 17L108 14H109V16H108V18H109V17H110V13L113 14V15L115 14L114 11L117 12V14H115V15H121V14H122L121 16H124V17H125V15H126V17L128 16V15L125 14V13H124V15H123L122 8H121V10H120V9H118V8L116 7V5H115V7L118 9V11L120 10V12H118V11L116 10V8H115L114 10H111L110 6H108ZM126 7H127V6H126ZM133 7H134V6H133ZM152 7H153V6H152ZM158 7H159V6H158ZM180 7H181V6H180ZM192 7H193V6H192ZM195 7H196V6H195ZM239 7H240V6H239ZM245 7H246V5H245ZM113 8H114V7H113ZM123 8H124V7H123ZM128 8H129V6L127 7V9H128ZM131 8H132V7L130 6V9H131ZM146 8H147V7H146ZM150 8H151V7H150ZM183 8H184V7H183ZM229 8H232V7H230V5H229ZM234 8H235V6H234ZM234 8H233V9H234ZM40 9H41V8H40ZM62 9H63V8H60L61 11H62ZM95 9H98V8H95ZM109 9H110L111 12L109 11ZM132 9H133V8H132ZM135 9H134V10H135ZM151 9H152V8H151ZM159 9H160V8H159ZM159 9H158V11H159ZM172 9H173V6H170V12L172 11ZM176 9H178V7H177ZM176 9L174 10V12L176 11ZM179 9H180V11L182 10L181 8H179ZM179 9H178V10H179ZM190 9H191V8H190ZM203 9H204V6H203ZM209 9H210V8H209ZM209 9H208V11H209ZM218 9H219V8H218ZM240 9H241V8H240ZM245 9H246V8H245ZM8 10H9V8H8ZM32 10H34V9H31V11H32ZM37 10H38V9H37ZM54 10H55V8H54ZM57 10H58V9H57ZM63 10H65V9H63ZM66 10H67V9H66ZM78 10H79V11H77V12L80 13V8H79ZM99 10L101 11L102 9H98V11H99ZM124 10H126V8H125ZM142 10H143V9H142ZM142 10H141V11H142ZM161 10H162V9H161ZM163 10H164V9H163ZM166 10H167V9H166ZM183 10H184V9H183ZM183 10H182V11H183ZM191 10H192V9H191ZM234 10H235V9H234ZM241 10H243V9H241ZM241 10H240V12H242ZM247 10H248V9H247ZM247 10H246V12H247ZM208 11H207V13H208ZM224 11H225V9H224ZM227 11H229V10H227ZM52 12H53V11H52ZM59 12H60V11H59ZM64 12H65V11H64ZM68 12H69V11H66L65 13L69 14ZM131 12H133V11H131ZM139 12H140V11H139ZM164 12H166V11H164ZM172 12H173V11H172ZM203 12H204V11H203ZM231 12H232V11H231ZM240 12H239V14H240ZM12 13H13V12H12ZM54 13H55V12H54ZM54 13H53V14L51 13V14H52V15H56V14H57V17H58V14H61L62 12H61V13H56V14H54ZM120 13H121V14H120ZM154 13H156V12L154 11ZM157 13H158V12H157ZM160 13H161V11H160ZM162 13H163V11H162ZM207 13L202 14V15L204 16V19H206V20H204L203 18H200V20H202V19H203V20H202L201 22H200V20H198L199 22H196V24L198 23V25H199V24L201 23V25L199 26V28H200V27L202 26V23H203V26H204V27H202V28H206L207 30H208V29L210 30V28H208V27H211V26H210V25L208 26L209 23H207L208 20H209V19L207 18V17H208ZM216 13H217V12H216ZM221 13H222V12H221ZM244 13H245V12H244ZM44 14H47V13H44ZM51 14H50V16L52 17ZM165 14H166V13H165ZM172 14H173V13H172ZM172 14H171V16H172ZM219 14H220V13H219ZM245 14H247V13H245ZM37 15H39V14H37ZM69 15H70V14H69ZM79 15H80V14H79ZM113 15H111V17H112ZM199 15H200V14H199ZM206 15H207V16H206ZM209 15H211V14H209ZM223 15H224V14H223ZM235 15H236V14H235ZM240 15H241V14H240ZM4 16H5V15H4ZM70 16H71V15H70ZM104 16H105V17H104ZM131 16H132V15H131ZM141 16H142V15L140 14L139 17H141ZM156 16H158V15L155 14V18H156V19L154 18L155 22L158 21ZM217 16H218V15H217ZM220 16H221V15H220ZM227 16H228V14H227ZM260 16H261V15H260ZM0 17H1V16H0ZM136 17H137V16H136ZM180 17H181V16H180ZM205 17H206V18H205ZM244 17H245V16H244ZM10 18H11V17H10ZM10 18H9V19H10ZM46 18H47V17H45L44 19H46ZM71 18H72V16H71ZM79 18L81 19V16H79ZM85 18H86V17H85ZM117 18H118V16H117ZM159 18H160V17H159ZM162 18H163V17H162ZM35 19H36V18H35ZM37 19H38V17H37ZM44 19H40V20H41V21L43 20L44 23H45V21H46L47 24H48V22H49L48 27H47L46 23H45V25L43 26V27H46L45 30H47V31L50 30V29H53V28H56V29H57V26H60V25L63 24V23H59V24H58V23H57L58 21H56V19H54V17H52V20H53V21H48V22H47V19H46V20H44ZM80 19H79V20H80ZM98 19H100V18H98ZM110 19H111V18H110ZM133 19H135V17H134ZM133 19H131V20H133ZM219 19H220V20L222 19V22L226 21V19L224 18V19H225V20H224L222 17H220ZM219 19L217 20V22L219 21ZM230 19H232V18H230ZM54 20H55V21H54ZM74 20H75V19H74ZM101 20H102V19H101ZM101 20H99V21H101ZM117 20H118V19H117ZM120 20H121V19H120ZM128 20H129V19H128ZM139 20H141V19H139ZM142 20H143V19H142ZM174 20H175V19H174ZM174 20H172V21H174ZM192 20H193V19H192ZM223 20H224V21H223ZM234 20H235V19H234ZM247 20H249V18H248ZM256 20H257V18H256ZM36 21H37V20H36ZM108 21H109V19H108ZM112 21H113V20H112ZM114 21H116V20H114ZM144 21H145V19H144ZM144 21H143V22H144ZM170 21H171V20H170ZM203 21H204V22H203ZM211 21H212V23H213L214 20H211ZM211 21H210V24H211ZM235 21H236V20H235ZM249 21H250V20H249ZM34 22H35V21H34ZM37 22H38V21H37ZM55 22H56V24H54ZM89 22H90V21H89ZM116 22L118 23L119 21H116ZM126 22H127V21H126ZM128 22H129V21H128ZM128 22H127V23H128ZM137 22H138V21H137ZM140 22H141V21H140ZM143 22H142V23H143ZM151 22H152V21H150V23H151ZM177 22H178V21H177ZM214 22H215V21H214ZM226 22H227V21H226ZM226 22H224V24H225ZM233 22H234V21H233ZM257 22H258V21H257ZM35 23H36V22H35ZM50 23H52V24H50ZM123 23H124V21H123ZM129 23H131V22H129ZM133 23H134V21H133ZM138 23H139V22H138ZM142 23H141V24H142ZM147 23H148V22H147ZM153 23H154V21H153ZM215 23H216V22H215ZM220 23H221V22H220ZM220 23H219V24H220ZM253 23H254V22H253ZM36 24H37V23H36ZM42 24H43V22H41L40 25L38 24L37 27L41 26V27H39V28H37V27L35 26L37 29H33V26H34V25H32V27L30 26L31 29H30V27L27 28V30H30L31 32H33V31H34V32H39V33H32V34H30V35H32V36H33V34H34L31 43H32V45L34 46L35 49H36L37 47H38V48L41 47L43 50H46V51H47V50H50V46H51V45L53 46L54 43H52V42H56V41H57V43H58V42H60V43H66V42H67L66 40H67L68 38H66V39L64 38V39H63V38L61 37L60 34H59V35H58V34H57V35H56V34H52V35H54V38H53V41H50V40H51L50 35H48L47 37L44 36V35H45L44 32H47V31H44V28H42ZM53 24L55 25V27H53V28L51 27V28H50V25L53 26ZM101 24H103V22H102ZM131 24H132V23H131ZM157 24H158V23H156L155 26H157ZM169 24H170V23H169ZM175 24H176V23H173V24H172L173 27H175V26H174ZM222 24H223V23H221V25H222ZM224 24H223V25H224ZM232 24H234V23H232ZM242 24H243V23H242ZM56 25H57V26H56ZM67 25H68V24H67ZM67 25H66V26H63L64 29H65V30H64L65 32H66L67 29H68V28H67ZM88 25H89V24H88ZM118 25H119V23H118ZM134 25H136V23H135ZM139 25H140V24H139ZM139 25H137V26H139ZM182 25H183V24H182ZM217 25H218V24H217ZM217 25H215V24L213 23V26H217ZM256 25H257V24H256ZM81 26H82V25H81ZM90 26H91V27H92V26L95 27L94 25H91V24H90ZM123 26H125V27H126V26L129 27L130 25L128 26V25L125 23L124 25H119V26L117 27V29L115 28V29H114V32L112 33L113 36H112V37L110 36L111 38L109 37V39H112V40H113V41L110 40L111 42L115 43V42H114V40H115V34L118 33L119 30H120V31H123V30H124V31H128V32L131 31L132 34H133L134 31H136L137 29L140 28V26H139L138 28L134 26V27H135V30H134V29H133L134 27H132L133 25L129 27V28H131V29H129V28H127V27L125 28V27H123ZM170 26H171V25H170ZM170 26H168V27H170ZM242 26H243V25H242ZM252 26H253V25H252ZM63 27H62V28H63ZM114 27H116V26H114ZM119 27H120V28H119ZM144 27H145V26H144ZM171 27H172V26H171ZM171 27H170V28H171ZM181 27H182V26H181ZM258 27H259V26H258ZM260 27H261V26H260ZM48 28H49V29H48ZM60 28H61V27H59V29H60ZM62 28H61V29H62ZM77 28H78V27H77ZM142 28H143V27H141V29H142ZM153 28H154V26L152 27V29H153ZM160 28H161V27H160ZM192 28H193V27H192ZM199 28H198V29H199ZM216 28H217V27H216ZM216 28H214L213 31L211 30V33H212V32L214 33V32L216 31V30H215ZM223 28H224V27H223ZM223 28H222V29H223ZM228 28H229V27H228ZM240 28H243V27H240ZM244 28H245V26H244ZM59 29H58V30H59ZM74 29H76V28H74ZM79 29H80V28H79ZM90 29H92V28H90ZM110 29H112V28H110ZM127 29H128V30H127ZM132 29H133L134 31H133ZM145 29H147V28H144L141 32H142V33L144 32L143 34H145V32H146L145 36H146V35L148 36V35H149V32H148L149 30L146 31ZM171 29H172V28H171ZM185 29H186V28H185ZM206 29H204V30H206ZM218 29L221 30V28H218ZM226 29H227V27H226ZM234 29H235V28H234ZM248 29H250V27H249ZM253 29H255V28H253ZM25 30H26V28L24 29V31H25ZM32 30H33V31H32ZM37 30H38V31H37ZM39 30H41L42 32L39 31ZM54 30H55V29H53L52 32H53ZM58 30H55V31H58ZM95 30H97V29L95 28ZM95 30H94V28H93V29L90 31V33H91L90 36H88V37H92L94 34L96 35L97 33H95ZM115 30H117V32H115ZM139 30H140V29H139ZM144 30H145V31H144ZM160 30H161V29H160ZM165 30H166V29H165ZM214 30H215V31H214ZM228 30H229V29H228ZM235 30H236V29H235ZM241 30H242V29H241ZM246 30H247V29H246ZM99 31H100V30H99ZM99 31H97V32H99ZM101 31H102V30H101ZM120 31H119L120 34L118 33V35H119L120 37H123V36H121V35H124V36L127 35L126 32H125V34H123V33L120 32ZM124 31H123V32H124ZM137 31H138V30H137ZM150 31H151V30H150ZM153 31L155 32L156 30H153ZM158 31H159V30H158ZM162 31H163V30H162ZM172 31H173V29H172ZM232 31H233V30H232ZM242 31H243V30H242ZM242 31H240V32H242ZM247 31H248V30H247ZM40 32L43 33V35H42ZM50 32H51V30H50ZM70 32L73 33V36H75L76 32H77L76 36L78 35V30H77V31H76V30H72V27L68 29V34H67V33H66V34L64 33V35H69V34H71ZM102 32H103V31H102ZM138 32H140V31H138ZM141 32H140V33H141ZM154 32H152V33H154ZM156 32H157V31H156ZM156 32H155V34H153V35H152V33H150V36H153V37H152L151 40L149 39V42L151 41V43H152V41H153V42L155 41V42L153 43V45H156V47H157V45L159 44L158 46H159L160 48H161L162 46H164V44H163L164 42H165V46H167L166 44H167L168 42L166 43V41H162V40H163V39H161L162 37H160V35H158L159 32H158V33H156ZM178 32H179V31H178ZM180 32H181V30H180ZM187 32H188V30H187ZM217 32H218V31H216V33H217ZM221 32H222V31H221ZM223 32H224V31H223ZM238 32H239V31H238ZM260 32H261V31H260ZM260 32H259V33H260ZM22 33H23V32H22ZM74 33H75V34H74ZM79 33H80V31H79ZM103 33H104V32H103ZM103 33H102V34H103ZM110 33H111V32H110ZM168 33H169V32H168ZM170 33H171V32H170ZM195 33H196V32H195ZM195 33H194V34H195ZM205 33H206V31H205ZM216 33H215V34H216ZM245 33H246V32H245ZM259 33H258V34H259ZM261 33H263V32H261ZM261 33H260V34H261ZM25 34H26V33H25ZM48 34H49V33H48ZM99 34H100V33H99ZM112 34H111V35H112ZM161 34H162V33H161ZM166 34H167V33H165V35H164L165 37H163V38H167V35H168V37H172V36H169V34H167V35H166ZM174 34H175V33H174ZM192 34H193V33H192ZM199 34H200V33H199ZM199 34H196V35H199ZM202 34H203V33H202ZM219 34H220V33L216 34V35H218L217 37H219ZM27 35H28V34H27ZM52 35H51V36H52ZM97 35H98V34H97ZM100 35H101V34H100ZM100 35H99V36H100ZM118 35H116V36H118ZM135 35H136V34H135ZM181 35H182L181 38H183V35H184V34L182 33ZM187 35H188V34H187ZM210 35H211V37L213 36L212 34H210ZM216 35L214 36V39H216ZM232 35H233V34H232ZM242 35H243V34H242ZM246 35H248V33H247ZM255 35H257V32L255 33ZM11 36H12V35H11ZM24 36H25V35H24ZM32 36H31V37H32ZM108 36H109V35H108ZM119 36H118V37H119ZM141 36H142V34H141ZM150 36H149V37H150ZM155 36H156V37H155ZM162 36H163V35H162ZM193 36H194V35H193ZM199 36H200V35H199ZM205 36H207V35H205ZM258 36H259V35H258ZM25 37H26V36H25ZM25 37H24V39H28L27 37H26V38H25ZM28 37H29V35H28ZM31 37H30V40H31ZM48 37H49V38H48ZM64 37H65V36H64ZM95 37H97V36H95ZM118 37H116V39H117ZM130 37H131V36L129 35L128 38H130ZM179 37H180V36H179ZM191 37H192V36H191ZM194 37H196V36H194ZM200 37H202L201 39L203 40V41H202L201 39H199V40H200V44H201V42L204 43V42H205V38H204L203 36H200ZM238 37H239V36H238ZM238 37H236V39H237ZM242 37H243V36H242ZM259 37L263 38L262 36H259ZM92 38H93V37H92ZM103 38H105V40H106L107 37L105 36V37H103ZM150 38H151V37H150ZM154 38H155L156 40H154ZM221 38H222V37H221ZM244 38H245V37L242 38V41H241V42H243ZM248 38H250V36H249ZM16 39H17V38H16ZM20 39H21V38H20ZM20 39H19V40H20ZM77 39H78V40H77ZM95 39H96V38H95ZM97 39H98V38H97ZM107 39H108V38H107ZM122 39H123V38H122ZM125 39H126V38H124V40H125ZM160 39H161V40H160ZM194 39H197V38H194ZM206 39H207V38H206ZM238 39H239V38H238ZM252 39H253V38H252ZM5 40H7V39H5ZM19 40H16V41L19 42ZM28 40H29V39H28ZM30 40H29V42H30ZM68 40L70 41V39H68ZM138 40H139V39H138ZM147 40H148V39H147ZM164 40H165V39H164ZM174 40H175V38H174ZM174 40H173V41H174ZM186 40H187V39H186ZM186 40H185V42H186ZM220 40H221V39H220ZM25 41H26V40H25ZM69 41H68V42H69ZM75 41H76L77 43H76ZM78 41H79V38L76 37V40H74V42H75L76 44H78ZM101 41H103V40H101ZM101 41H98V42H101ZM117 41H118V39H117ZM122 41H123V40H122ZM143 41H144V38H143ZM156 41H157V42H156ZM158 41L161 42V43H158ZM180 41H181V40H180ZM187 41H189V40H187ZM207 41H208V40H207ZM207 41H206V42H207ZM223 41H224V40H223ZM234 41H235V40H234ZM246 41L248 42L249 40H246ZM256 41H257V40H256ZM14 42H15V41H14ZM21 42H23V40H22ZM26 42H27V41H26ZM70 42H71V41H70ZM177 42H178V41H177ZM198 42H199V41H198ZM206 42H205V43H206ZM249 42H250V45L248 44V49H249V47H250L251 44H252L251 41H249ZM249 42H248V43H249ZM259 42H260V41H259ZM16 43H17V42H16ZM71 43H73V42H71ZM123 43H125V41H124ZM140 43H141V42H140ZM145 43H146V42H145ZM173 43H174V42H173ZM178 43H179V42H178ZM182 43H183V42H182ZM182 43H181V44H182ZM188 43H192V41L190 40V42H188ZM188 43H187V44H188ZM219 43H220V42H219ZM263 43H264V42H263ZM19 44H20V43H19ZM58 44H59V43H58ZM58 44H54V45L62 46L61 44H59V45H58ZM117 44H118V42H117ZM129 44H130V43H129ZM161 44H163V45L160 46ZM169 44H170V43H169ZM181 44H180V43L177 44V45L179 46V48H181ZM198 44H199V43H198ZM226 44H227V43H226ZM226 44H225V45H226ZM238 44H239V43H238ZM242 44H243V43H242ZM245 44H246V42L243 44V47H246V49H247V44H246V46H245ZM4 45H5V44H4ZM64 45H65V44H64ZM70 45H71V44L69 43V45H66V47H67V46H70ZM107 45H108V44H107ZM119 45H120V44H119ZM122 45H123V44H122ZM126 45H128V44H127V43L124 44V46H126ZM140 45H141V44H140ZM184 45H186V44H184ZM190 45H191V44H190ZM228 45H229V44H228ZM228 45H227V47H228ZM252 45H255V43L252 44ZM2 46H3V45H2ZM29 46H30V45H29ZM35 46H36V47H35ZM104 46H105V45H104ZM115 46H116V43H115ZM124 46H123V47H124ZM131 46H132V45H131ZM174 46H175V45H174ZM187 46H189V45H187ZM194 46H195V45H194ZM201 46H202V45H201ZM201 46H200V48H201ZM215 46H216V45H215ZM256 46H257V45H256ZM0 47H1V46H0ZM4 47H5V46H3V49H4ZM9 47H10V45H9ZM26 47H27V46H26ZM30 47H31V46H30ZM54 47H55V46H53V48H54ZM72 47H73V46H72ZM142 47H144V46H142ZM159 47H157V48H159ZM170 47H171V46H170ZM191 47H192V46H191ZM225 47H226V46H225ZM230 47H231V46H230ZM260 47H261V46H260ZM22 48H23V47H22ZM56 48H57V47H56ZM64 48H65V47H64ZM64 48H62V49H64ZM74 48H75V47H74ZM76 48H77V47H76ZM124 48H125V47H124ZM126 48L128 49V46H127ZM145 48H146V45H145ZM176 48H178V47L176 46ZM182 48H183V47H182ZM202 48H203V47H202ZM209 48H210V47H209ZM228 48H229V47H228ZM231 48H232V47H231ZM256 48H257V47H256ZM0 49H2V48H0ZM23 49H25V48H23ZM26 49H27V48H26ZM31 49H32V47H31ZM59 49H60V47H59ZM59 49H58V50H59ZM95 49H96V48H95ZM118 49H119V48H118ZM129 49H130V48H129ZM174 49H175V48H174ZM194 49H195V48H194ZM204 49H205V48H204ZM204 49H203V50H204ZM216 49H217V48H216ZM218 49H219V48H218ZM226 49H227V48H226ZM226 49H225V50H226ZM232 49H233V48H232ZM246 49L244 48L245 51H247ZM252 49H253V48H252ZM10 50H11V48H10ZM14 50H15V49H14ZM27 50H29V49H27ZM52 50H53V49H52ZM55 50H56V49H55ZM58 50H57V51H58ZM60 50H61V49H60ZM60 50H59V51H60ZM69 50H71V49H69ZM76 50H77V49H76ZM99 50H100V49H99ZM99 50H98V51H99ZM122 50H123V49H122ZM147 50H148V49H147ZM152 50H153V49H152ZM158 50H159V49H158ZM170 50H171V49H170ZM179 50H180V49H178L177 52H179ZM187 50H188V49H187ZM191 50H192V49H191ZM196 50H197V47H196ZM225 50H224V51H225ZM227 50H228V49H227ZM244 50H242V51H244ZM250 50H251V48L249 49V51H250ZM2 51H4V50H2ZM31 51L33 52V50H31ZM71 51H72V50H71ZM91 51H92V50H91ZM129 51H130V50H129ZM129 51H128V52H129ZM135 51H136V50H135ZM188 51H189V50H188ZM188 51H187V52H188ZM194 51H195V50H194ZM197 51H198V50H197ZM201 51H202V50H201ZM210 51H211V50H210ZM213 51H214V50H213ZM222 51H223V49H222ZM224 51L221 52V54H222V53H224V54L227 53V52H224ZM228 51H230V50H228ZM0 52H1V51H0ZM9 52L13 53L14 51L12 52V50H11V51H9ZM28 52H29V51H28ZM36 52H37V51H36ZM39 52H40V51H39ZM42 52H43V51H42ZM44 52H45V51H44ZM54 52H55V51H54ZM102 52H103V51H102ZM105 52H106V51H105ZM107 52H110V51L108 50ZM137 52H138V51H137ZM145 52H146V51H144V53H145ZM163 52H166V51H163ZM168 52H169V51H168ZM168 52H167V53H168ZM182 52H183V51H182ZM190 52H191V51H190ZM219 52H220V49H219ZM219 52H218V53H219ZM230 52H231V51H230ZM230 52H228L229 54H228V53H227V54L230 55V54H231ZM240 52H241V51H240ZM1 53H2V52H1ZM37 53H38V52H37ZM37 53H36V54H37ZM103 53H104V52H103ZM132 53H133V52H132ZM159 53H160V52H159ZM193 53H194V52H193ZM211 53H212V52H211ZM213 53H214V52H213ZM216 53H217V52H216ZM243 53L245 54L246 57L252 55V54L247 55L245 52H242V54H243ZM8 54H9V53H8ZM16 54H17V53H16ZM16 54L14 53V54L12 55V57L15 56ZM32 54H33V53H32ZM38 54H40V53H38ZM44 54H46V53H42V56H43ZM48 54H49V53H48ZM56 54H62V55H63L64 53H61V52L58 53V52H57ZM73 54H74V53H73ZM86 54L88 55V53H86ZM128 54H129V53H128ZM145 54H146V53H145ZM175 54H176V51H175V53H174L173 55H175ZM177 54H178V53H177ZM194 54H195V53H194ZM196 54H197V53H196ZM244 54H243V55H244ZM254 54H255V53H254ZM257 54H258V53H257ZM257 54H256V55H257ZM3 55H4V54H3ZM34 55H35V54H34ZM102 55H103V54H102ZM134 55H135V54H134ZM170 55H171V54H170ZM185 55H186V54H185ZM199 55H200V54H198V56H199ZM207 55H208V54H207ZM222 55H223V54H222ZM228 55H227V56H228ZM1 56H2V55H1ZM8 56H9V55H8ZM17 56L19 57V55H17ZM58 56L60 57V55H58ZM76 56H77V55H76ZM76 56H75V55L72 56V57L70 58V60L68 59L69 61H67V60H62V61H61V58H60V60H57V61H59V62H63V63H64L65 61L68 62V63L66 62L67 64H64V65H63V63H62V66H61L62 68H59L60 65H61V63H60V65H57V66H56V63H59V62H56V63H55V62H52L53 64H52L51 62H49V64H47V65H49V66H44V65H42V63H44V61L42 62V61L40 60L42 63H41V65H39V63H37L34 59H33L34 61H33V60L31 61L32 63L29 62L30 64H29V65L26 64L27 66H26V65H25V66L28 67V68H30V71L34 70V71H32L33 73H36V72H37V73H40V71H42V69H40V68H43V69H44V67H45V69H44V70H45V71H44V74L42 73L43 71H42L41 74H40V75H41V77H40V82H41V78H42V77H44V78H43V79H44L43 81H48L47 79H49L48 77H49L50 75H53V73H52L53 71H55L54 74H56V73L58 74V71H59V70H57L58 68L60 69L59 73L61 72V74H62V72H67V71L65 70V67H64V66H65V65L68 66V64H70L69 62H71V64H70L69 66L77 65V64L79 63L78 58L80 57V55L78 56V58H77ZM83 56H84V55H83ZM107 56H108V54H107ZM107 56H106V59H105V60H107ZM166 56H167V55H166ZM178 56H179V55H178ZM202 56H203V55H202ZM217 56H218V55H217ZM225 56H226V55H225ZM245 56H243V57L241 58V60H242V59H246ZM258 56H259V55H258ZM4 57H5V55H4ZM9 57H10V56H9ZM9 57H8V58H9ZM18 57L15 56L16 59H17ZM29 57H30V56H29ZM46 57H47V56H46ZM100 57H101V56H100ZM112 57L114 58L113 55H112ZM155 57H156V56H155ZM157 57H158V56H157ZM192 57H193V56H192ZM222 57H223V56H222ZM250 57H251V56H250ZM23 58H25V57H23ZM31 58H32V56H31ZM31 58H30V59H31ZM34 58H35V57H34ZM57 58H58V57H57ZM104 58H105V57L103 56L102 59H104ZM113 58H111V55H110V59L112 60ZM138 58H139V57H138ZM150 58H151V57H150ZM198 58H199V57H198ZM252 58H253V57H252ZM252 58H250L249 61H250ZM18 59H19V58H18ZM20 59H22V58H20ZM30 59H29V60H30ZM36 59H37V58H36ZM51 59H52V58H51ZM62 59H65V58H62ZM83 59H86V58H83ZM179 59H180V58H179ZM184 59H185V56H184ZM188 59H189V58H188ZM190 59H191V57H190ZM226 59H228V58H226ZM1 60H2V59H1ZM3 60H4V59H3ZM10 60H11V59H10ZM14 60H15V59H14ZM37 60H38V59H37ZM87 60H88V59H87ZM115 60H116V59H115ZM119 60H120V59H119ZM119 60H118V61H119ZM128 60H129V59H128ZM202 60H203V59H202ZM18 61H19V60H18ZM18 61H17V62H18ZM47 61H48V60H47ZM97 61H98V60H97ZM107 61H108V60H107ZM175 61H176V60H175ZM194 61H195V57H194ZM198 61L200 62L201 60H198ZM198 61L196 60V63H197ZM226 61L228 62V60H226ZM237 61H238V60H237ZM246 61H247V63H249L248 60H246ZM252 61H253V60H252ZM254 61H255V60H254ZM3 62H4V61H3ZM3 62H1L0 65H1ZM7 62H8V60H7ZM11 62H12V60H11ZM20 62H21V61H20ZM27 62H28V61H27ZM86 62H87V61H86ZM90 62H91V61H89V63H90ZM108 62H109V61H108ZM116 62H117V60H116ZM130 62H131V61H130ZM184 62H186V61H184ZM199 62H198L197 65H196L197 67L194 66V67H196L197 70L193 67V64H194V63H193V64H192V63L188 64L189 66L186 65V64L184 63L185 65H183V66H184L183 70L188 71L189 69H192V70L195 69L193 72L196 73V71H198V72H197V75H199V72L201 71L200 74L202 73V75H201V78H202V79H204V78L206 77L207 80H211V79L213 78V77H210V76L213 75V74L211 73L212 71H211L210 73H208V74H207V72H206L207 76L210 75V76H209L210 79H209V77L206 76L205 73H204L205 75L203 74V70H204V71H206V70L210 71L211 69L209 70V69H205V68H204V69L202 70L201 67H198V65H201V62H200V64H199ZM5 63H6V62H5ZM5 63H3V64H5ZM25 63H26V62H24V64H25ZM36 63H37V65H36ZM82 63L84 64L83 60H81V62H80L78 65L81 66ZM113 63H114V62H113ZM121 63H122V62H121ZM124 63H127V62H124ZM134 63H138V62H134ZM143 63H144V62H143ZM153 63H154V62H153ZM188 63H189V62H188ZM222 63H223V62H222ZM233 63H234V62H233ZM254 63H255V62H254ZM256 63H257V62H256ZM256 63H255V64H256ZM15 64H16V63H15ZM103 64H106V63H103ZM122 64H123V63H122ZM177 64H178V63H177ZM180 64H181V63H180ZM204 64H206V63H204ZM227 64H228V63H227ZM236 64H238V63H236ZM7 65H8V64H7ZM16 65L18 66V64H16ZM38 65H39V66H38ZM53 65H54V66H53ZM85 65H86V63H85ZM117 65H118V64H117ZM124 65L127 66L128 64H127V65L124 64ZM131 65H132V64H131ZM136 65H137V64H136ZM139 65H140V64H139ZM190 65H191V66H190ZM194 65H195V64H194ZM2 66H3V65H2ZM9 66L11 67V65H9ZM13 66H14V64H13ZM25 66H24V67H25ZM40 66H41V67H40ZM43 66H44V67H43ZM58 66H59V67H58ZM69 66H68V68H71V67H69ZM73 66H72V67H73ZM82 66H83V65H82ZM106 66H108V65H103V67L100 65V68L102 67L101 70H100L99 67H98V68H93V70H92L91 68H87V67H89V66L86 65V68H84V69H86L85 72L87 73V74H85V77L87 76V77H86V80L88 79V80H90L89 82L92 83L93 81H91V80H96L95 78L93 79V77H96V75H97L96 72H99V71H100L99 73H101V75H102L103 77H105V78H107V77H111L113 80H114L115 78H117L116 75H118V74H116L117 72L115 73V70H116V69L113 68V69H115V70L112 71V70H109L110 68L108 69V67H106ZM113 66H114V65H113ZM120 66H122V65H120ZM120 66H119V67H120ZM128 66H129V65H128ZM134 66H135V64H134ZM134 66H133V67H134ZM178 66H179V65H178ZM232 66H234V65H232ZM245 66H246V65H245ZM245 66L243 65V67H245ZM3 67H4V66H3ZM39 67H40V68H39ZM55 67H57V68L55 69ZM83 67H84V66H83ZM83 67H82V68H83ZM110 67H111V66H110ZM129 67H130V66H129ZM131 67H132V66H131ZM142 67H143V66H142ZM159 67H160V65H159ZM192 67H193V68H192ZM236 67H237V65H236ZM236 67H234V68H236ZM240 67H241V66H240ZM12 68H13V67H12ZM16 68H17V67H16ZM82 68H81V69H82ZM116 68H117V67H116ZM125 68H127V67H125ZM162 68H165V69H166V67H162ZM175 68H176V67H175ZM198 68L201 69V70H199ZM202 68H203V67H202ZM229 68H230V67H229ZM231 68H232V67H231ZM245 68H246V67H245ZM21 69H22V68H21ZM36 69H40V70H38L39 72H38V71H35ZM66 69H67V68H66ZM87 69H90L91 71H95V72H91V74H92V73H93V74H92V75H91V74L88 75V71H90V70H87ZM120 69H121V68H120ZM122 69H123V67H122ZM129 69H130V68H129ZM146 69H147V68H146ZM158 69H159V68H158ZM238 69H241V68L238 67ZM238 69L236 68L235 70H238ZM4 70H6V69H4ZM11 70H12V69H11ZM27 70H28V69H27ZM67 70H68V69H67ZM82 70H83V69H82ZM97 70H98V71H97ZM118 70H119V69H118ZM160 70H161V69H160ZM179 70H180V69H179ZM183 70H182V71H183ZM230 70H231V69H230ZM233 70H234V69H233ZM243 70H245V69H243ZM243 70H242V71H243ZM250 70H251V68H250ZM13 71H14V70H13ZM17 71H18V70H17ZM116 71H117V70H116ZM121 71H122V70H121ZM147 71H149V70H147ZM156 71H157V70H156ZM158 71H159V70H158ZM164 71H165V70H164ZM164 71H163V72H164ZM175 71H176V70H175ZM182 71H181V73H185V72H182ZM226 71H227V70H226ZM255 71H256V70H255ZM262 71H263V70H262ZM11 72H12V71H11ZM15 72H16V71H15ZM22 72H24V71H22ZM28 72H29V70H28ZM82 72H83V71H82ZM118 72H119V71H118ZM127 72H128V74H129V71H128V70H127ZM163 72H162V73H163ZM172 72H173V71H172ZM189 72H190V71H189ZM234 72L237 73L236 71H234ZM234 72H233V73H234ZM239 72H240V71H239ZM260 72H261V71H260ZM77 73H78V72H77ZM89 73H90V72H89ZM147 73H148V72H147ZM165 73H166V72H165ZM186 73H187V72H186ZM190 73H192V72H190ZM235 73H234V74H235ZM253 73H254V72H253ZM25 74H27V73H25ZM29 74H30V73H29ZM42 74H43V75H42ZM64 74H65V73H64ZM64 74H63V76H64ZM119 74H120V73H119ZM121 74H122V73H121ZM144 74H146V73H144ZM166 74H167V73H166ZM172 74H173V73H172ZM172 74H171V75H172ZM176 74H177V73H176ZM176 74H175V76H177ZM211 74H212V75H211ZM238 74H239V73H238ZM238 74H236V75L238 76ZM240 74H241V73H240ZM242 74H243V72H242ZM242 74H241V75H242ZM256 74H257V73H256ZM16 75H17V74H16ZM65 75H66V74H65ZM68 75H69L68 77H74V74H73L72 71H69V74H68ZM98 75H99V74H98ZM160 75H162V74L160 73ZM183 75H184V74H183ZM183 75H182V76H183ZM261 75H262V73H261ZM263 75H264V74H263ZM263 75H262V76H263ZM19 76H20V75H19ZM32 76H33V75H32ZM61 76H62V75H61ZM76 76L79 77L77 74H76ZM88 76H91V77H88ZM124 76H125V75H124ZM127 76H128V75L126 74V77H127ZM131 76H132V75H131ZM144 76H145V75H144ZM163 76H165V74H164ZM167 76H168V75H167ZM167 76H166V77L159 76V79H160V78H163V79H164V78H167V79H168L169 76H168V77H167ZM202 76H203V77H202ZM237 76H236V77H237ZM242 76H243V75H242ZM10 77H11V76H9V78H10ZM16 77H17V76H16ZM16 77H15V78H16ZM21 77H22V76H21ZM30 77H31V75H30ZM35 77H36V76H35ZM35 77H34V78H35ZM53 77H54V76H53ZM53 77H52V78H53ZM55 77H56V76H55ZM55 77H54V78H55ZM57 77H58V75H57ZM113 77H114V78H113ZM120 77H121V76H120ZM152 77H154L153 74H152ZM152 77H151V78H152ZM179 77H180V76H179ZM233 77H235V76H233ZM239 77H241V76H239ZM245 77H246V76H245ZM27 78H28V77H27ZM45 78H46V79H45ZM89 78H90V79H89ZM91 78H92V79H91ZM170 78H171V77H170ZM182 78H184V76H183ZM201 78H200V79H201ZM216 78H217V77H216ZM32 79H33V78H32ZM36 79H37V77H36ZM38 79H39V78H38ZM103 79H104V78H103ZM233 79H234V78H233ZM233 79H232V80H233ZM262 79H263V78H262ZM52 80H53V79H52ZM55 80H56V79H55ZM117 80H118V79H117ZM133 80H134V79H133ZM152 80H153V79H152ZM171 80H172V79H171ZM196 80H197V79H196ZM205 80H206V79H205ZM205 80H204V81H205ZM207 80H206V81H207ZM212 80H213V84H214V79H212ZM232 80H230V82H232V83L234 84V82H236V81L238 80V77L236 78V81L234 80V82H233ZM7 81H8V80H7ZM7 81H6V82H7ZM21 81H22V80H21ZM28 81H30V80H28ZM28 81L26 80L25 84H26ZM36 81H39V80H36ZM49 81H51V79H49ZM65 81H66V80H65ZM65 81H64L63 83H65ZM153 81H154V80H153ZM158 81H159V80L157 79L156 82H158ZM160 81H161V80H160ZM183 81H184V80H183ZM201 81H202V80H201ZM244 81H245V79H244ZM263 81H264V80H263ZM8 82H9V81H8ZM17 82H18V81H17ZM30 82H33V81H30ZM30 82H29V83H30ZM34 82H35V81H34ZM34 82H33V83H34ZM67 82H68V80H67ZM107 82H108V81H107ZM126 82H127V81H126ZM154 82H155V81H154ZM170 82H172V81H170V79H169V84H170ZM187 82H189V81H187ZM187 82H186V83H187ZM194 82H195V81H194ZM19 83H20V82H19ZM21 83H22V82H21ZM21 83H20V84H21ZM33 83H31L32 87L29 86L30 88L28 89L27 94L29 93V90H30V91H31V92H30V99H31V100H33L34 98H35V100H36L37 95H38V97L41 96L40 100H42V95H43V94H41V92H39V90H38V89H39V86L37 85V82H35V84L38 86V88H37V90H36V93H35V88H36V86H35V88H34L33 85H35V84H33ZM41 83H43V82H41ZM60 83H61V82H60ZM60 83H59V84H60ZM99 83H100V82H99ZM124 83H125V82H124ZM184 83H185V81H184ZM184 83H183V84H184ZM189 83H190V82H189ZM191 83H193V82H191ZM198 83H200V82H198ZM253 83H254V82H253ZM10 84H11V83H10ZM76 84H78V83H76ZM107 84H110V83H107ZM112 84H113V83H112ZM125 84H126V83H125ZM155 84H156V83H155ZM162 84H163V85H162V87H161V84L159 83V85H160V86H158V89H159V90L156 89V90H157L156 93H155L154 91H152V92L149 91V93H150V92H151V93L154 92L153 94H151V93L149 94V95H151L150 97H153L152 95H154V94H158V92L161 93V91L165 89V88H164V87H165V86H164V81H163ZM165 84H167V82H165ZM171 84H172V83H171ZM171 84H170V86H171V88H172L173 85H171ZM195 84H196V83H195ZM209 84H210V83H209ZM213 84H212V85H213ZM222 84H223V83H222ZM225 84H226V83H225ZM230 84H231V83H230ZM243 84H244V83H243ZM248 84H249V83H248ZM5 85H6V84H5ZM11 85H12V84H11ZM14 85H15V84H14ZM17 85H18V84H17ZM26 85H27V84H26ZM57 85H58V84H57ZM57 85H56V88H57ZM90 85L92 86V84H90ZM104 85H106V83H105ZM187 85H188V84H187ZM189 85H190V84H189ZM207 85H208V83H207ZM238 85H240V84H238ZM24 86H25V85H24ZM43 86L45 87V85H42V87H43ZM58 86H59V85H58ZM75 86H76V87H75ZM78 86H79V88H78ZM80 86H82V84H81V85H80V84H79V85H74V86L69 90V93H68V95H67L65 98H63V97H64L63 95H65V94L61 95L60 93H58V91H60V90H59V87L57 88L58 91H57V90H53L54 88L51 89L50 91H52V92H49V91H48L49 89H48V90L46 89L47 92H49V93H47V92L44 91V92L47 93V94H45V95H43V96L48 95V96H46V97H48V99L53 98V97H54L55 99H50V100L48 101V99L45 97L44 100L46 101V99H47V102H50V101L52 100V101H53L52 103H54L53 105H55V107H57V108H59V109H69V108H72L73 106H76V105H77L76 108H75V109H76L75 111L78 112V111L80 110L79 108H81V109H82L81 111H82V113H83L82 115H84V117L81 115L80 118H81V119H85V118H86L85 115H86V112H87V111H85V109L88 110V112H90V113H91L92 109H91V111H89L88 108H92V107H95V106H96V108H100V109H101V107H97V105L92 106V107H89V106H90V103H92V104H94V102H98V103H99V101L101 102V100L104 99V100H105V103H106V101H108V104H110V102L113 101V99H114V98H113V99L110 101V100H108V99H105L106 97H105V98H103V97L100 98L101 96L94 95V96H97V97H96V100H97V101H96V100L94 101L95 98H94V99H91V98H90L91 101L87 99L88 103H89V101H90V103L88 104V108L85 107V109H83V108H84V106H83L84 104L82 105V107H83V108H82V107H81V104H82V103L80 104V101H79V98L81 97V95H80V93H79L78 91H81V90H82L81 92H82V94H83V96H84V93H83L84 90L82 89L83 87H80ZM91 86H90V88H92ZM108 86H109V85H108ZM117 86H118V85H117ZM117 86H114V87H115V88H120L121 85L118 86V87H117ZM122 86H123V85H122ZM122 86H121V87H122ZM125 86H126V85H125ZM125 86L123 87V89L125 88ZM156 86H157V85H156ZM163 86H164V87H163ZM208 86H209V85H208ZM233 86H235V85H233ZM16 87H17V86H16ZM16 87H15L14 89H16ZM19 87H20V86H19ZM25 87H26V86H25ZM25 87H24V88H25ZM48 87H49V86H48ZM63 87H65V89H66V86H61L62 89H63ZM67 87H68V86H67ZM104 87H105V86H104ZM137 87H139V86H137ZM180 87H181V85H180ZM182 87H183V85H182ZM188 87H189V86H187V88H188ZM213 87H214V86H213ZM215 87H216V86H215ZM231 87H232V85H231ZM235 87H236V86H235ZM237 87H238V86H237ZM17 88H18V87H17ZM31 88H33L34 90H31ZM45 88H46V87H45ZM80 88H81V89H80ZM87 88H88V87H87ZM107 88H108V87H107ZM111 88H112V87H111ZM209 88H210V90L212 89L211 87H209ZM209 88H208V89L206 88V89L208 90V93H209ZM245 88H246V87H245ZM250 88H252V87H250ZM1 89H2V88H1ZM22 89H23V88H22ZM62 89H61V90H62ZM65 89H63L62 91H65ZM78 89H79V90H78ZM92 89H93V88H92ZM113 89H114V88H113ZM128 89H129V88H128ZM143 89H144V88H143ZM145 89H147V87H146ZM160 89H161V91H160ZM188 89H189V88H188ZM190 89H191V88H190ZM201 89L204 90V88H201ZM228 89H229V88H228ZM228 89H227V90H228ZM241 89H242V88H241ZM243 89H244V88H243ZM253 89H254V88H253ZM2 90H3V89H2ZM66 90H67V89H66ZM114 90H115V89H114ZM117 90H118V89H117ZM121 90H122V89H121ZM132 90H133V89H132ZM136 90H137V89H136ZM148 90H149V87H148ZM171 90H174V88H172ZM202 90H201V91H198V93H199V92H202ZM207 90H206V91H207ZM218 90H219V88H218ZM231 90H232V89H231ZM237 90H238V89H237ZM249 90H250V89H249ZM0 91H1V90H0ZM37 91L39 92V94H37V93H38ZM89 91H90V90H89ZM94 91H95V89H94ZM96 91H97V90H96ZM99 91L102 92V90H99ZM103 91H105V90L103 89ZM108 91H109V90H108ZM122 91H123V90H122ZM124 91H126V88H125ZM129 91H130V90H129ZM174 91H176V89H175ZM174 91H172L173 94L175 93ZM211 91H213V90H211ZM216 91H217V90H216ZM233 91H234V90H233ZM233 91H232V92H233ZM238 91H239V90H238ZM241 91H242V90H241ZM4 92H5V91H4ZM4 92H2V93H4ZM65 92H66V91H65ZM84 92H85V91H84ZM105 92H106V91H105ZM109 92H111V91H109ZM131 92H132V91H131ZM163 92H165V91H163ZM189 92L192 93L191 91H189ZM196 92H197V91H196ZM217 92H218V91H217ZM217 92H216V94H217ZM230 92H231V91H229V93H230ZM234 92H235V91H234ZM243 92H244V91H243ZM252 92H253V91H252ZM5 93H6V92H5ZM50 93H51V95H52V94H53V95H52V96L49 95ZM122 93H123V92H120V95H121ZM127 93H129V92H127ZM147 93H148V91H147V90H144V94H147ZM229 93H228V94H229ZM236 93H237V92H236ZM253 93H254V92H253ZM253 93H251V94H253ZM59 94H60V95H59ZM86 94H87V93H86ZM96 94H98V95H102V94L99 93V92L96 93ZM133 94H134V93H133ZM176 94H178V93H176ZM196 94H197V93H196ZM202 94H203V93H202ZM206 94H207V93H206ZM210 94H211V93H210ZM219 94H220V93H219ZM106 95H107V94H106ZM111 95H112V93H111ZM115 95H116V94H115ZM115 95H114V97H115ZM123 95H124V94H123ZM179 95H180V94H179ZM197 95H198V94H197ZM204 95H205V93H204ZM204 95H203V96H204ZM233 95H234V94H233ZM249 95H250V94H249ZM1 96H2V95H1ZM85 96H87V95H85ZM92 96H93V95H92ZM128 96H129V95H128ZM177 96H178V95H177ZM177 96H175V97H177ZM203 96H202V97H203ZM221 96H222V95H221ZM255 96H256V95H254L253 97H255ZM7 97H8V96H7ZM12 97H13V96H12ZM38 97H37V101H40ZM117 97H118V96H117ZM135 97H136V96H135ZM140 97H141V96H140ZM146 97H147V96H146ZM148 97H149V96H148ZM148 97H147V98H148ZM182 97H183V96H182ZM193 97H194V96H193ZM193 97H192V98H193ZM206 97H207V96H206ZM217 97L219 98V96H217ZM224 97L227 98L228 95H225V96H223V97H221V98L225 99ZM244 97H245V95H244ZM0 98H1V97H0ZM43 98H44V97H43ZM107 98H108V96H107ZM147 98H145V99H147ZM183 98H184V97H183ZM209 98H210V97H209ZM214 98H215V97H214ZM229 98H230V97H229ZM229 98H227V99H229ZM232 98H233V97H232ZM256 98H257V97H256ZM126 99H127V98H126ZM128 99H129V97H128ZM152 99H153V98H152ZM163 99H164V98H163ZM167 99H168V98H167ZM172 99H174V98L172 97ZM176 99H177V98H176ZM184 99H185V98H184ZM239 99H240V98H239ZM5 100H7V99H5ZM12 100H13V99H12ZM44 100H43V103H44ZM80 100H81V99H80ZM98 100H99V101H98ZM104 100H103V101H104ZM120 100H121V99H120ZM192 100H193V99H192ZM203 100H204V99H203ZM207 100H208V99H207ZM209 100H210V99H209ZM212 100H213V99H212ZM214 100H215V99H214ZM243 100H244V99H243ZM243 100H242V101H243ZM255 100H256V99H255ZM10 101H11V100H10ZM17 101H18V100H17ZM37 101H36V102H37ZM81 101H82V100H81ZM92 101H94V102H92ZM103 101H102V103H103ZM145 101H146V100H145ZM148 101H150V103H151L152 100L147 99V103H148ZM157 101H158V100H157ZM167 101H168V100H167ZM177 101H178V100H177ZM13 102H14V101H13ZM13 102H11V103H13ZM19 102H20V101H19ZM78 102H79V103H78ZM83 102H84V101H83ZM130 102H132V101L129 100V103H130ZM134 102H135V101H134ZM152 102H155V101H152ZM217 102H219V101H217ZM234 102H235V101H234ZM248 102H249V101H248ZM26 103L29 104V102H26ZM45 103H46V102H45ZM52 103H51V104H52ZM76 103H78L79 105L76 104ZM84 103H85V102H84ZM105 103H104V104H105ZM112 103H113V102H112ZM129 103H128V104H129ZM132 103H133V102H132ZM178 103H179V102H178ZM187 103H188V102H187ZM187 103H186V105H187ZM210 103H211V102H210ZM210 103H209V104H210ZM214 103H215V102H214ZM219 103H220V102H219ZM230 103H231V102H230ZM237 103H238V102H237ZM13 104H16V100H15V103H13ZM28 104H26V105H28ZM30 104H31L30 106H34V104H32V103H30ZM40 104H41V103H40ZM51 104H50V105H51ZM75 104H76V105H75ZM96 104H97V103H96ZM100 104H101V103H100ZM100 104H99V105H100ZM106 104H107V103H106ZM106 104H105V106H106L105 108H106V110H107V108L109 107V105H108V104L106 105ZM115 104H116V103H115ZM115 104H114V105H115ZM128 104H127V105H128ZM133 104H135V103H133ZM153 104H154V103H153ZM168 104H169V103H168ZM172 104H173V103H172ZM206 104H207V103H206ZM235 104H236V103H235ZM248 104H250V103H248ZM258 104H259V103H258ZM21 105H24V103L21 102L20 106H21ZM42 105H43V104H42ZM44 105H45V104H44ZM53 105H52L51 107H54ZM111 105H112V104H110V106H111ZM122 105H124V104H122ZM154 105H155V104H154ZM159 105L161 106V105H163V104H160V103H159ZM165 105H166V104H164L163 106H161V109H162V107H163V109H162L163 112H165V110L169 109V106H168V105L165 106ZM186 105H185V106H186ZM225 105H226V104H225ZM241 105H242V102H241ZM245 105H246V103H245ZM245 105H244V106H245ZM251 105H252V104H251ZM0 106H4V105H0ZM16 106H18V105L16 104ZM85 106H86V105H85ZM112 106H113V105H112ZM130 106H131V105H130ZM152 106H153V105H151V107H152ZM160 106H159V107H160ZM172 106H173V105H172ZM179 106H180V105H179ZM209 106H210V105H209ZM226 106H227V105H226ZM257 106H258V105H257ZM257 106H256V107H257ZM259 106H260V105H259ZM259 106H258V107H259ZM8 107H9V106H8ZM23 107H24V108H23ZM78 107H79V108H78ZM114 107H115V106H114ZM114 107H113V108H114ZM147 107H148V106H147ZM151 107H149V109H150ZM154 107H155V106H154ZM159 107H158V108H159ZM165 107H166V108L168 107V108L166 109ZM205 107H207V106H205ZM218 107H219V105H218ZM223 107L226 109L225 106H223ZM2 108H3V107H2ZM12 108H14V107H12ZM21 108L25 109V106H22ZM77 108H78V110H77ZM102 108H104V107H102ZM105 108H104V111H105ZM109 108H111V107H109ZM109 108H108V110H109ZM113 108H112V109H113ZM115 108H116L115 110L117 111V108H118V107H115ZM131 108H132V107H131ZM170 108H171V106H170ZM208 108H210V107H208ZM219 108H220V107H219ZM234 108H235V107H234ZM241 108H242V107H241ZM243 108H244V107H243ZM243 108H242V109H243ZM3 109H4V108H3ZM3 109H0V111L2 110V112H4V114H7L9 110H8V111H3ZM7 109H8V108H7ZM54 109H55V108H54ZM54 109H53V110H54ZM100 109H98V110H99V111L102 110V112H103V109H101V110H100ZM112 109H111L110 111H113ZM124 109H126V108L124 107ZM127 109H128V108H127ZM151 109L153 110V108H151ZM154 109H155L154 112H155L156 110H157V112L159 111V109H156V108H154ZM185 109H187V108H185ZM217 109H218V108H217ZM225 109H223V110H225ZM255 109H258V108H255ZM4 110H5V109H4ZM11 110H12V109H11ZM25 110H26V109H25ZM48 110H49V109H48ZM53 110H52V112H53ZM96 110H97V109H96ZM133 110H134V108L131 109V111H133ZM146 110H147V109H146ZM176 110H177V109H176ZM176 110H175V112H177ZM187 110H188V109H187ZM204 110H205V109H204ZM228 110H229V109H228ZM258 110H259V109H258ZM12 111H13V110H12ZM14 111H15V110H14ZM44 111H46V110H44ZM54 111H55V110H54ZM57 111H58V109H57ZM60 111H61V110H60ZM69 111H70V109H69ZM84 111H85V112H84ZM116 111H115V113H116ZM126 111H127V110H126ZM160 111H161V110H160ZM180 111L183 112V110H180ZM185 111H186V110H185ZM212 111H213V110H212ZM232 111H234V110H232ZM239 111H240V110H239ZM2 112L0 113L1 120L3 119L2 117H4V118H6V116H7L8 118L11 117L10 112L8 113L9 115L7 114V115H5V116H4V114H2ZM46 112H47V111H46ZM102 112H101V113H102ZM118 112H119V111H117L116 114H117V116H120V115H118ZM144 112H145V111H144ZM149 112L151 113V110H149ZM173 112H174V111H173ZM175 112H174V113H175ZM224 112H226V111H224ZM11 113H12V112H11ZM22 113H23V112H22ZM26 113H28V112H26ZM64 113H65V112H64ZM79 113H80V111H79ZM79 113H77V115H78ZM84 113H85V114H84ZM111 113H112V112H111ZM150 113H148V114H150ZM152 113H153V112H152ZM155 113H156V112H155ZM158 113H160V112H158ZM221 113H222V112H221ZM233 113H234V112H233ZM233 113H232V114H233ZM239 113H240V112H239ZM1 114H2V116H1ZM12 114L15 115V116L17 117V115H16L14 112H13ZM23 114H24V113H23ZM36 114H37V113H36ZM71 114H72V113H71ZM87 114H88V113H87ZM106 114H107V112H106L104 115H106ZM120 114H121V113H120ZM141 114H142V113H141ZM146 114H147V113H146ZM189 114H190V113H189ZM13 115H12V116H13ZM20 115H22V114H20ZM89 115H90V114L87 115V116H88L87 118H89ZM124 115H125V113H124ZM151 115H152V114H151ZM154 115H156V114H153V116H154ZM176 115H177V113L175 114V116H176ZM183 115H184V114H183ZM186 115H187V114H186ZM223 115H224V114H222V116H223ZM243 115H244V114H243ZM257 115H258V114H257ZM23 116H25V115H23ZM26 116H27V115H26ZM33 116H35L34 113H33ZM143 116H144V115H142L141 118H143ZM156 116H157V115H156ZM178 116H181V115H178ZM191 116H192V115H191ZM201 116H202V118H201ZM203 116H205V119H209V117H210V116H208V117L206 118V115H205V113H204V115H199V117H200L201 120L203 119ZM230 116H231V114H230ZM246 116H247V115H246ZM16 117H14V118H16ZM56 117H58V120H61V119H62L61 115H60L61 119L59 118V115L56 116ZM74 117H75V116H74ZM78 117H79V115H78ZM82 117H83V118H82ZM94 117H95V116H94ZM145 117H146V115H145ZM149 117H150V115L147 116V120H149V119H148ZM151 117H152V116H151ZM154 117H155V116H154ZM154 117H152V120H155ZM182 117H183V116H182ZM187 117H188V116H187ZM195 117H196V116H195ZM212 117H213V115H212ZM242 117H243V116H242ZM253 117H254V116H253ZM12 118H13V117H12ZM14 118H13V119L10 118V120H12V121L14 120V121H15L16 119H14ZM22 118H26V117H22ZM35 118H36V116H35ZM41 118H42V116H40V120H41ZM75 118H76V117H75ZM99 118H100V117H99ZM153 118H154V119H153ZM160 118H161V117H160ZM178 118H179V117H178ZM185 118H186V117H185ZM193 118H194V117H193ZM214 118H215V116H214ZM72 119H74V118H72ZM77 119H78V118H77ZM103 119H104V118H102L101 120H103ZM115 119H116V117H115ZM144 119H145V118H144ZM181 119H182V118H181ZM195 119H196V118H195ZM195 119H194L193 125H194L195 122L197 123V121H199V122H198L199 124L202 123V122L200 123V121H201L200 119H199V120H197V119L195 120ZM211 119H213V118H211ZM211 119H209V120H211ZM228 119H229V118H228ZM232 119H233V118H232ZM245 119H246V118H245ZM252 119H253V118H252ZM19 120H20V119H19ZM25 120H26V119H25ZM37 120H38V119H37ZM54 120H55V119H54ZM74 120H75V119H74ZM78 120H79V119H78ZM78 120H76V121H77L76 123H78ZM118 120H120V119L118 118ZM140 120H141V119H140ZM147 120L145 119V121H147ZM150 120H151V119H150ZM150 120H149V122L147 121L146 123H147V124H149V123L151 124L152 121L150 122ZM179 120H180V119H179ZM80 121H81V120H79V123H80V124H81V122L83 123V121H81V122H80ZM99 121H100V120H99ZM145 121H144V122H145ZM160 121H161V120H160ZM162 121H163V120H162ZM182 121H184V120H182ZM182 121H181V122H182ZM192 121H193V120H192ZM203 121H204V119H203ZM212 121H213V120H212ZM255 121H256V120H255ZM10 122H11V121H10ZM15 122L18 123L17 121H15ZM36 122H37V121H36ZM52 122H53V119H52V121H47L46 119H45V120L42 119L40 122H38V123L35 125V126L42 125L43 127L45 126V129H43V127H42V129H41V128H40V129H41V130H45V131H44V135H45V137H46V139H47V140H46V141H47V142H46L47 144H48V142L52 141L54 138H55V139L57 138V137H55V133H56L55 131H54V132H53V131H49V129L54 128V127H51L50 125H52V126H56L57 124L61 123L60 121H57V124H55V121H54L53 123H54L55 125H54V124H50V123H52ZM58 122H59V123H58ZM158 122H159V121H158ZM190 122H191V120H190ZM215 122H216V121H215ZM230 122H231V121H230ZM230 122H229V123H230ZM245 122H246V121H245ZM257 122H258V121H257ZM257 122H256V123H257ZM259 122H260V121H259ZM259 122L257 123V126L260 125ZM2 123H3V122H2ZM2 123H1V124H2ZM162 123H163V122H161V124H162ZM196 123H195V124H196ZM198 123L196 124V126L198 125ZM207 123H208V122H207ZM213 123H214V122H213ZM225 123H226V122H225ZM13 124L15 125L14 122H13ZM20 124H21V123H20ZM22 124H23V123H22ZM30 124H31V123H30ZM70 124H71V123H70ZM70 124H69V125H70ZM80 124H79V125H80ZM140 124H142V121L139 122V125H140ZM205 124H206V123H205ZM219 124H220V123H219ZM238 124H239V123H238ZM254 124H255V123H253L252 125H254ZM258 124H259V125H258ZM9 125H10V124H9ZM16 125H19V124H16ZM25 125H26V127L29 126V125L27 126V124H25ZM25 125H23V126H25ZM31 125H33V124H31ZM60 125H61V124H60ZM74 125H75V124H74ZM153 125L155 126L154 122H153ZM162 125H163V124H162ZM165 125H166V124H165ZM187 125H188V124H187ZM191 125H192V124H189V125H188L189 127H187L186 124H185L184 126H186V127H185V130H184V128L181 127L182 125L180 124L179 127H181L182 129L177 128V129L181 130V131L177 130V132H176V129H175V128L165 129V130H164L165 132L162 131V132L164 133V134H163V135H164V136H163V140H164V142L167 141V140L170 141V138H172V137L174 136V135H173V136L171 137V135H172V134H175L176 136H180V135H181V136L179 137V140H181V144H182L183 146H178L179 148H181L179 151H181L182 148H184V145L187 146V145L192 144L193 142H194V143H197L196 141H199V142H201V143H205L206 145H207V143H210V145H212V147H215V148H217V149H218L219 147H220V148H223L222 145H224V147H225V146H226V148L228 147L227 149H230V151H231V150H233L234 148H236V146L241 145V144H244V143L247 141L248 137H249L248 135H254V134L257 133L254 129L251 128V126H250V127H247V128L244 126V127H245V131H244V135H243V137H242V136H239V137H238V135H236L237 137H234L235 139H234L233 137H229V136H227L225 139H223V138L221 139V138H216L215 135H212V136H214L215 138H213V137L211 138V137H210L211 139H209V137H207V135H206V132H207V131H204L205 128H203V129H204V130H203L202 127H200V125H199L200 128H199L198 126L196 127L195 125H194V126L192 125V128H190ZM49 126H50V127H49ZM57 126H59V125H57ZM57 126H56V127H57ZM76 126H77V124H76ZM76 126H73L74 133L77 134V135H75V136H78V135H79V138H80L81 135H83V134L86 133V132H85L86 130L84 131V132H85V133H84V132H83L84 127L81 128L80 126H79V127H76ZM84 126H87V125H84ZM154 126H153V127H154ZM169 126H170V125H169ZM201 126H203V125H201ZM228 126H229V125H228ZM232 126H233V123H232ZM232 126H231V127H232ZM254 126H255V125H254ZM48 127H49V128H48ZM74 127H75V128H74ZM87 127H89V126H87ZM94 127H95V126H94ZM96 127H97V126H96ZM149 127H150V126H149ZM203 127H204V126H203ZM219 127H220V126H219ZM224 127H225V126H224ZM235 127H236V126H235ZM235 127L233 128L234 130H235ZM259 127H260V126H259ZM23 128H24V127H23ZM71 128H72V127H71ZM90 128H91V130L88 129L89 132H88V130H87V134H86V136H85V138H87V140L89 139L90 141L88 140V143H87V141H83V139L80 140V141H82V143H84V145L88 144V145L85 146V147H87V148H88V147L90 148L89 145L94 144V143H91V142H94V141L96 142L95 145H96V144H99L100 146L103 147L104 144H103V145L100 144V142L102 141L101 143H103V140H104V139L101 140L102 137L100 138L99 135H97L99 138L96 139V140H95V139L93 140V139H90L87 135H88V133H90L92 130H93V132H91V133H92L93 135H95V134H101V133H102L101 131L104 132V130H100V128H99V130L96 129L97 131H95V128H93V126H91ZM136 128H137V127H136ZM159 128H160V127H159ZM159 128H156V129L153 130V131H152V129H151V130H150L151 132L149 131V132H146V133H147V134L150 133L151 135L153 134V135H155V137H156V132H157V130H158ZM162 128H165V127H162ZM188 128H189V129H188ZM195 128H196V129H195ZM226 128H227V127H226ZM226 128H225V129H226ZM229 128H230V126H229ZM237 128H238V127H237ZM239 128H240V126H239ZM32 129L35 131L34 128H32ZM40 129H36V130H40ZM85 129H86V128H85ZM147 129H148V128H147ZM192 129H193V130H192ZM199 129H200V130H199ZM255 129H258V128H255ZM26 130H27V128H26ZM33 130H32V132H34ZM159 130H160V129H159ZM221 130H222V129H221ZM227 130H228V129H227ZM230 130H231V129H230ZM236 130H238V129H236ZM258 130H259V129H258ZM260 130H262V128H261ZM98 131L101 132V133H99ZM139 131H140V130H139ZM154 131H156V132H154ZM160 131H161V130H160ZM212 131H213V130H212ZM232 131H233V130H232ZM238 131H239V133H240V130H238ZM18 132H19V131H18ZM22 132H23V131H22ZM38 132L41 133L42 131H41V132L38 131ZM51 132L54 133V134H52ZM133 132H135V131H132V134L128 135V136H129V139H128L127 137H126V138H125V137L123 138V140L126 139V140L124 141V143L122 142L123 140H120L121 143H122V145H120L121 143H119L120 146H119V145H116L117 147H120V148H121V146H122V147H128V146H131V147H130L131 149L128 148V149H130V151H129V150L124 151V152H128V154L130 155V157L128 158V159H130L129 164H128V168H129V169H132V168L134 167V165H135V167H136L137 165H136L135 163H138V165L141 164V163H139L140 161H139V162L134 161V160H135L134 157H132L134 160L131 158L132 155L135 156V153H137L136 150L139 151V149H140V153H141V151H142V153H143L144 156H145V152L148 153V154L150 153V152H149L150 149H149V150H147V149H148L152 144H149V143H153L152 141L150 142L149 139H148L147 137L145 138V137H143V136H140V133L143 134L145 131H144V132H141V131H140V133H138V131H137V132H136L137 135H135V133L133 134ZM152 132H154V133H152ZM223 132H224V131H223ZM225 132H227V131H225ZM235 132H236V131H235ZM246 132H247V133L249 132V133L247 134ZM24 133H25V131H24ZM35 133H37V131H35ZM176 133H177L178 135H177ZM212 133H213V132H212ZM212 133H211V134H212ZM229 133H230V132H229ZM236 133H237V132H236ZM259 133H261V131H259ZM4 134H5V133H4ZM21 134H22V133H21ZM21 134H20V135H21ZM30 134H31V133H30ZM37 134H38V133H37ZM57 134H59V133H57ZM104 134H105V132H104ZM107 134H108V133H107ZM138 134H139V135H138ZM179 134H180V135H179ZM217 134H218V133H217ZM13 135H14V133H13ZM13 135H11V136H13ZM15 135H16V133H15ZM27 135H28V134H27ZM32 135H33V134H32ZM34 135H35V134H34ZM44 135H43V133H42L43 138H45ZM125 135H126V134H125ZM133 135H134V136H133ZM143 135H144V134H143ZM153 135H152V136H153ZM218 135H219V134H218ZM231 135H232V134H231ZM233 135H234V134H233ZM240 135H241V134H240ZM245 135H246L247 137H246ZM1 136H2V134H1ZM1 136H0V137H1ZM51 136H52L53 138H52ZM95 136H96V135H95ZM97 136H96V137H97ZM101 136H102V135H101ZM113 136H115V135H113ZM119 136H120V135H119ZM161 136H162V134H160V137H161ZM244 136H245V137H244ZM260 136H261V135H260ZM8 137H9V136H8ZM19 137H20V136H19ZM40 137H41V135H40ZM49 137H50V138H49ZM71 137H72V136H71ZM104 137H106V136H104ZM218 137H219V136H218ZM220 137H221V136H220ZM251 137H252V136H251ZM257 137H258V135H257ZM262 137H263V136H262ZM9 138H10V137H9ZM12 138H13V137H12ZM14 138H15V137H14ZM43 138L41 139L42 142H44V141H43ZM110 138H111V137H110ZM110 138H105V139H109V140H111ZM157 138H159V137L157 136ZM175 138H176V137H175ZM237 138H238V139H237ZM15 139H16V138H15ZM21 139H22V138H21ZM48 139H49V140H48ZM99 139H100V141L97 142ZM121 139H122V138H121ZM160 139H161V138H160ZM92 140H93V141H92ZM208 140H209V142H208ZM252 140H253V139H252ZM254 140H255V139H254ZM23 141H24V140H23ZM41 141H38L39 144H40ZM53 141H54V140H53ZM111 141H112V140H111ZM111 141H109V142H111ZM113 141H114V140H113ZM120 141H119V142H120ZM7 142H8V140H7ZM21 142H22V141H21ZM21 142L18 140L17 143H15L16 146L20 145ZM27 142H28V141L22 143V145H20V147L18 146V148H23V147H25V146H26L25 144H27ZM38 142H37V145H38ZM54 142H56V140H55ZM107 142H108V140H105V141H104V143H107ZM109 142H108V143H109ZM117 142H118V141H117ZM126 142H128V143H126ZM247 142L249 143V141H247ZM10 143H11V142H10ZM19 143H20V144H19ZM32 143H33V141H32L30 144H32ZM34 143H35V142H34ZM34 143H33V144H34ZM56 143H57V142H56ZM56 143L54 144L55 147H56ZM108 143H107V144H108ZM129 143H131V145H130ZM154 143H155V142H154ZM252 143H253V141H252ZM4 144H5V143H4ZM4 144H3V146H2L3 148L1 147V149H0L3 155L6 153V151H7L8 153H11L12 151H14V150H12V151L10 150L11 152H9L8 149L5 150L6 148H8L9 145L6 144L7 146L5 147ZM15 144H13V145H15ZM23 144H24V145H23ZM30 144H28L26 147L28 148V146H29ZM42 144H43V143H42ZM115 144H116V141H115ZM117 144H118V143H117ZM125 144H126V145H125ZM127 144H128V146H127ZM135 144H136V145H135ZM35 145H36V144H35ZM40 145H41V144H40ZM40 145H38L37 147H35L33 150H31L30 148L26 150V152H30V158L28 159V161H29V167H28V168H30V171H31V172L37 167V164H38V163H41V162H45V163H46V162H49V161H54V162L57 163V166H60V165H62V164H66L69 160H71V159H70L71 156H69V155L65 156V157H67V160H66V158H63V157L58 153V150L55 149V148H54L55 150L52 148L53 150H51V154L48 152L49 149H48V150L46 149V150H47L46 152L49 153V155H48V154H46L45 149L42 148V146L40 147ZM45 145H46V144H45ZM79 145H81V143H80ZM108 145H109V147H110V143H109ZM169 145H170V144H169ZM253 145H254V144H253ZM47 146H48V145H47ZM58 146H59V145H58ZM111 146L113 147V146H115V145H113V143L111 142ZM116 146H115V147H116ZM134 146H135V147H134ZM148 146H149V147H148ZM171 146H172V145H171ZM174 146H175V145H174ZM176 146H177V145H176ZM176 146H175V147H176ZM190 146H191V145H190ZM207 146H208V145H207ZM207 146H206V147H207ZM250 146H251V145H250ZM38 147H39V148H38ZM43 147H44V146H43ZM49 147H51V146H49ZM73 147H74V146H73ZM93 147H94V146H93ZM104 147H105V146H104ZM109 147H108V148H109ZM137 147H138V148H137ZM157 147H158V146H157ZM159 147H160V146H159ZM241 147H242V145H241ZM244 147H245V146H244ZM244 147H243V148H244ZM37 148H38V149H37ZM47 148H48V147H47ZM56 148H58V147H56ZM113 148H114V147H113ZM133 148H135V150H134ZM171 148H173V147H171ZM179 148H177V150H178ZM188 148H189V149H187V150H190V149H191L190 147H188ZM195 148H196V147H195ZM197 148H198V147H197ZM208 148H209V146L207 147V149H208ZM237 148H238V147H237ZM254 148H255V147H254ZM13 149H14V147H13ZM16 149H17V148H16ZM16 149H15V150H16ZM41 149H42V150L44 149V150L42 151ZM60 149H61V148H60ZM62 149H63V148H62ZM62 149H61V150H62ZM75 149H77V148H75ZM75 149H74V150H75ZM81 149H83V148H81ZM92 149H93V148H90L89 150L86 149V150H87L88 152H90V150H92ZM94 149H95V148H94ZM116 149H117V148H116ZM116 149L114 148V150H116ZM122 149H124V148H122ZM125 149H127V148H125ZM151 149H152V147H151ZM156 149H157V148H156ZM166 149H167V148H166ZM203 149H205V147H204ZM238 149H239V148H238ZM241 149H242V148H241ZM68 150H69V152H72V150H71L70 148H69ZM98 150H100V149H98ZM109 150H110V149H108V151H109ZM111 150H112V149H111ZM114 150H113V151H114ZM118 150H119V149H118ZM118 150H117V151H118ZM212 150H214V149L212 148ZM219 150H220V149H218V153H216V154L219 155V152H220L221 155H220L219 157H221V156H225V155H223V153H224V152H227V150H226V151L224 150V152H222V153H221V151H219ZM221 150L223 151V149H221ZM243 150H245V149H243ZM247 150H248V149H247ZM49 151H50V150H49ZM65 151H66V150H65ZM75 151H78V150H75ZM75 151H73V152H75ZM80 151H83V150H80V148H79V151H78L79 154H80ZM95 151H96V149H95ZM134 151H135V152H134ZM179 151H175V152H174L175 154H173V155H174V156H177L176 152H179ZM207 151H208V150H207ZM207 151H206V149H205V152H206V153H207ZM253 151H254V149H253ZM101 152H102V151H101ZM167 152H168V150H167ZM167 152H166L165 150L162 149L160 152H158V154H157V159H158L159 162H161V161L166 162V163L168 164V167H169L168 169L171 171V170L174 169L175 166H177V164L179 165V162H180V161H179V162L177 161V163H175V164H176V165H175L174 162H175L176 157H175L174 161L172 160L173 162H171L172 157L170 158V154H169L170 151H169V153H168L169 156H167V154H166ZM186 152H188V151H186ZM208 152H209V151H208ZM248 152H249V151H248ZM263 152H264V151H263ZM12 153H13V152H12ZM14 153H16V152L14 151ZM14 153L12 154V157H14V156H13ZM19 153H20V156H22V157H20V156L18 155V153H17V155H15V157L18 156L20 160L24 159V158H23V157H24L23 153H22V152H19ZM78 153L75 152V155H76V154L78 155ZM81 153H84V152H81ZM121 153H123V151H122ZM133 153H134V154H133ZM194 153H195V152H194ZM197 153H198V152H197ZM211 153H212V152H211ZM228 153H231V152H227L226 155H228ZM234 153H235V152H234ZM236 153H238V151H237ZM249 153H252V152H249ZM21 154H22V155H21ZM84 154H87V153L85 152ZM96 154H97V153H96ZM117 154H118V153H117ZM124 154H125V153H124ZM137 154H138V153H137ZM171 154H172V152H171ZM181 154H182V153H181ZM198 154H199V153H198ZM207 154H208V153H207ZM216 154H215V155H216ZM232 154H233V152H232ZM255 154H256V153H255ZM0 155H1V154H0ZM88 155H89V154H88ZM88 155H87V157H88ZM122 155H123V154H122ZM129 155H128V156H129ZM146 155H147V154H146ZM199 155H200V154H199ZM209 155H211V154H209ZM209 155H208V156H209ZM229 155H230V154H229ZM229 155H228V156H229ZM240 155H241V154H240ZM243 155H244V154H243ZM68 156H69V157H68ZM80 156H81V154H80ZM84 156L86 157V155H84ZM110 156H111V155H110ZM148 156H149V155H148ZM178 156H179V155H178ZM180 156H181V155H180ZM247 156H250V155H247ZM262 156H263V155H262ZM15 157H14V158H15ZM87 157H86V158H87ZM116 157H117V156H116ZM126 157H127V156H126ZM126 157H125V158H126ZM138 157H139V156H138ZM182 157H183L184 161L186 160V162H187V161H192L191 159H193V158H191L190 155H188V154H186V153H183V154H182ZM216 157H217V156H216ZM234 157H235V158H234ZM234 157H233V155H232V159H233L234 161H236V155H235ZM237 157H239V156L237 155ZM240 157H241V156H240ZM250 157H251V156H250ZM252 157H253V156H252ZM71 158L73 159V156H72ZM83 158H84V157H83ZM83 158H82V159H83ZM118 158H119V157H118ZM123 158H124V157H123ZM125 158H124V161H125ZM142 158H143V157H142ZM142 158H141V160H142V162L144 163V162H145V161H143L144 158H143V159H142ZM148 158H149V157H148ZM148 158H147V160H148ZM151 158H152V155H151ZM179 158H180V157H179ZM179 158H178V159H179ZM210 158H215V157H214V155H212ZM224 158H225V157H224ZM244 158H245V156H244ZM244 158H243V159H244ZM246 158H247V157H246ZM2 159H3V157H2ZM46 159H48V160L50 159V160L47 161ZM74 159H75V157H74ZM121 159H122V156H121ZM121 159H120V160H121ZM139 159H140V158H139ZM154 159H155V158H154ZM157 159H155V160H157ZM180 159H182V158H180ZM217 159H219V158H217ZM220 159H221V158H220ZM226 159H227V158H226ZM229 159H230V156H229ZM243 159H242V160H243ZM254 159H256L255 156H254V158H253L252 160L254 161ZM262 159H263V158H262ZM7 160L9 161L10 159H7ZM7 160L5 161L6 163H7ZM12 160H13V159H12ZM44 160H46V161H44ZM102 160H103V159H102ZM122 160H123V159H122ZM137 160H138V159H137ZM202 160H203V159H202ZM202 160H201V161H202ZM207 160H208V159H207ZM209 160H210V159H209ZM227 160H228V159H227ZM237 160H239V159L237 158ZM242 160H241V162H243ZM247 160H248V159H247ZM257 160H258V159H257ZM13 161H14V160H13ZM26 161H27V160H26ZM201 161H200V162H201ZM203 161H205V159H204ZM213 161H214V160H213ZM216 161H217V160H216ZM248 161H249V160H248ZM248 161L246 162V160H245L244 162L248 163ZM16 162H18V161H16ZM65 162H66V163H65ZM70 162H71V161H70ZM70 162H68V163H70ZM134 162H135V163H134ZM206 162H207V161H206ZM214 162H215V161H214ZM217 162H218V161H217ZM259 162H260V161H259ZM3 163H4V162H3ZM68 163H67V167L69 166ZM82 163H83V162H82ZM82 163H81V164H82ZM122 163H123V162H122ZM143 163H142V164H143ZM181 163H183V162L181 161ZM181 163H180L179 166H181ZM188 163H189V162H188ZM203 163H205V162H203ZM210 163H212V162H210ZM219 163H220V162H219ZM249 163H250V162H249ZM252 163H253V162H252ZM256 163H258V162H256ZM256 163H255V164H256ZM4 164H5V163H4ZM7 164H8V163H7ZM10 164H11V162H10ZM14 164H15V163H14ZM21 164H22V163H21ZM81 164H80V165H81ZM83 164H84V166H83V165L80 166V168H81V167H82V168L80 169L79 174H80V176H82V177L85 178V177H88V176H89V175H88V174H89L88 169L85 168L87 171L84 170V167H86V165H87L88 163H86V164L83 163ZM101 164H102V163H101ZM104 164H105V162H104ZM146 164H147V163H146ZM150 164H151V163H150ZM190 164H191V162H190ZM217 164H218V163H217ZM222 164H223V163H222ZM234 164H235V162H234ZM238 164H239V163H238ZM253 164H254V163H253ZM0 165H2V163H1ZM18 165H20V164H18ZM22 165H24V163H23ZM98 165H99V163H98ZM111 165H114V167L116 166L115 163H111ZM143 165H144V164H143ZM143 165H141V168H142ZM183 165H185V163H184ZM213 165H214V163H213ZM213 165L211 166L212 168H213ZM229 165H230V163H229ZM232 165H233V163H232ZM259 165H261V164H259ZM15 166H16V164H15ZM62 166H63V165H62ZM102 166H103V165H102ZM106 166H107V167H103V168H101L102 170H104V172L106 171V173H107V171L110 170L109 172L112 173L113 170L116 171L115 169H113V168H114L113 166H112V167L109 166V165H106ZM163 166H164V165H163ZM186 166H187V165H186ZM190 166H191V168H192V165H190ZM209 166H210V165H209ZM216 166H217V165H216ZM225 166H227V165H225ZM239 166H240V165H239ZM249 166H250V165H249ZM254 166H255V165H254ZM257 166H258V165H257ZM19 167H20V166H19ZM23 167H24V166H23ZM34 167H35V168H34ZM88 167H89V166H88ZM100 167H101V166H100ZM108 167H110V169H109ZM135 167H134V168H135ZM145 167H146V165H145ZM147 167H148V166H147ZM153 167H154V166H153ZM159 167H161V164H160ZM182 167H183V166H182ZM184 167H185V166H184ZM184 167H183V169H185ZM230 167H231V166H230ZM246 167H247V166H246ZM74 168H75V167H74ZM105 168H106V169H105ZM117 168H118V167H117ZM137 168H138V166H137ZM137 168H136V169H137ZM139 168H140V166H139ZM161 168H162V167H161ZM164 168H165V167H163V169H164ZM187 168H189V166H188ZM212 168H211V169H212ZM252 168H253V167H252ZM257 168H259V167H257ZM14 169H15V168H14ZM14 169H11V170H10V168H8V169H6V170L8 171V172L6 171V173H8V174L10 173V175H12L14 172H17V171H18V170L15 171L16 169H15V170H14ZM142 169H143V168H142ZM153 169H154V168H153ZM183 169H182V170H183ZM228 169H229V167H228ZM228 169H227V170H228ZM239 169H240V167H239ZM249 169H251V168H249ZM253 169H254V168H253ZM38 170H40V169L38 168ZM83 170H84V171H83ZM99 170H100V169H99ZM137 170H138V169H137ZM149 170H150V168H149ZM215 170H216V169H215ZM215 170H214V171H215ZM220 170H221V169H220ZM224 170L226 171V169H224ZM232 170H233V169H232ZM236 170H237V169H236ZM255 170H256V169H255ZM259 170H260V169H259ZM4 171H5V170H4ZM26 171H27V170H26ZM35 171H36V170H35ZM35 171H34V172H35ZM100 171H101V170H100ZM121 171H122V170H121ZM178 171H179V170H178ZM180 171H181V170H180ZM186 171H188V170H186ZM192 171H193V168H192ZM206 171H207V170H206ZM225 171H224V174H225ZM0 172H3V171H0ZM19 172H20V171H19ZM44 172H45V170H44ZM65 172H66V171H65ZM125 172H126V171H125ZM136 172H137V171H136ZM139 172H140V171H138V173H139ZM174 172H175V171H173V174H174ZM189 172H190V171H189ZM210 172H211V170H210ZM240 172H241V171H240ZM261 172H262V170H261ZM6 173H4V174L7 175ZM28 173H29V172H28ZM35 173H38V171L35 172ZM86 173H88V174H86ZM106 173H104V174L107 175L108 173H107V174H106ZM117 173H119V172L117 171L116 174H117ZM140 173H141V172H140ZM154 173H158V175H159V172H158V171H156V172L154 171ZM178 173H179V172H178ZM183 173H184V170H183ZM183 173L181 174L182 176L180 175L181 177H183L184 175L186 176V174H187V172H185L184 174H183ZM214 173H215V172H214ZM219 173H220V172H219ZM221 173H222V174H220V176H221V175H224L222 171H221ZM233 173H234V170H233ZM247 173H248V172H247ZM23 174H24V173H23ZM29 174H31V173H29ZM67 174H68V173H67ZM102 174H103V173H102ZM151 174H153V173H151ZM173 174H172V175H173ZM179 174H180V173H179ZM211 174H213V172H211ZM216 174H217V171H216L215 175H216ZM249 174H250V173H249ZM5 175H4V176H5ZM13 175H14V174H13ZM13 175H12V176H13ZM19 175H20V174H19ZM27 175H28V174H27ZM37 175H38V174H37ZM63 175H64V174H63ZM65 175H66V174H65ZM87 175H88V176H87ZM105 175H104V176H105ZM121 175H122V174H121ZM124 175H127V174H124ZM140 175H142V174H140ZM145 175H146V174H145ZM170 175H171V174H170ZM176 175H177V173H175V178H176ZM189 175H190V174H189ZM226 175H227V173H226ZM226 175H225V176H226ZM229 175H230V174H229ZM0 176H1V175H0ZM17 176H18V175H17ZM25 176H26V175H24V177H25ZM31 176H32V174H31ZM33 176H34V174H33ZM35 176H36V175H35ZM128 176H129V175H128ZM177 176H179V175H177ZM180 176H179V177H180ZM230 176H231V175H230ZM8 177H10V176L8 175ZM14 177H15V176H14ZM14 177H13V178H14ZM18 177H19V176H18ZM21 177H23V176H21ZM21 177H20V178H21ZM64 177H65V176H64ZM75 177H76V176H75ZM114 177H115V174L113 175V177H112V174H111V175L109 176V178H108V177H107V178H108V179H111L110 182H112L113 180H115V179H112V178H114ZM121 177H123V175H122ZM143 177H144V176H143ZM159 177H160V176H159ZM163 177H164V176H163ZM172 177H174V175H173ZM181 177H180V178H181ZM192 177H193V176H192ZM216 177H217V175H216ZM231 177H232V176H231ZM239 177H240V176H239ZM239 177H238V178H239ZM0 178H1V177H0ZM127 178H128V177H127ZM146 178L148 179V177H146ZM184 178H185V177H184ZM213 178H214V177H213ZM213 178H212V179H213ZM218 178H219V177H218ZM226 178L229 179V178H228V175H227V177H224L223 180L225 179V181H226V180H227ZM248 178H249V176H248ZM2 179H3V178H1V180H0V182L2 183V184L0 183V188L3 187V186H5V185H6L5 183H7V181H9L10 178H8V180L4 178L6 182H5L4 180L2 181ZM11 179H12V178H11ZM14 179H15V178H14ZM14 179H13V180H14ZM16 179H17V178H16ZM16 179H15V180H16ZM32 179H33V178H32ZM66 179H67V178H66ZM86 179H87V178H86ZM120 179H121V178H119V180H120ZM170 179H171V178H170ZM186 179H187V177H186ZM189 179H190V178H189ZM189 179H188V180H189ZM230 179H231V178H230ZM230 179H229V180H230ZM29 180H30V179H29ZM35 180H36V178H35ZM80 180H81V179H80ZM94 180H95V179H94ZM125 180H126V178H125ZM152 180H154V179H152ZM157 180H158V179H157ZM157 180H156V182H157ZM214 180H216V179H214ZM221 180H222V179H221ZM248 180H249V179H248ZM251 180H252V179H251ZM22 181H23V180H22ZM25 181H26V180H25ZM31 181H32V180H31ZM31 181H30V182H31ZM33 181H34V179H33ZM43 181H44V180H43ZM46 181H47V180H46ZM77 181H78V180H77ZM82 181H84V180H82ZM87 181H88V180H87ZM126 181H127V180H126ZM126 181H124L123 184H124V183L126 184V183H127ZM128 181H129V182H128L129 187H130V185H135V183H136V180L134 181L133 179H129ZM189 181L191 182V179H190ZM212 181H213V180H212ZM219 181H220V180H219ZM227 181H228V180H227ZM227 181L224 182V184H227ZM242 181H244V180H242ZM9 182H10V181H9ZM9 182H8V183H9ZM34 182H36V181H34ZM53 182H54V181H53ZM85 182H86V181H85ZM115 182H116V181H115ZM115 182H114V185H115ZM138 182H139V180H137V184H138ZM143 182H144V181H143ZM150 182H151V181H150ZM153 182H154V181H153ZM190 182H189V183H190ZM14 183H15V181H14ZM23 183H25V182H23ZM36 183H37V182H36ZM39 183H40V182H39ZM39 183H37V184H39ZM44 183H46V182H44ZM86 183H87V182H86ZM88 183H89V182H88ZM91 183H92V182H91ZM120 183H122V182H120ZM120 183H119V184H120ZM144 183H146V182H144ZM218 183H220V182H217V184H218ZM230 183H231V182H230ZM234 183H235V182H234ZM237 183H238V182H237ZM239 183H240V181H239ZM16 184H18V181H17ZM41 184H42V183H41ZM41 184H40V187H41ZM52 184H53V183H52ZM52 184H50V185H52ZM56 184H57V183H56ZM61 184H64V183H61ZM61 184H59V185L61 186ZM92 184H93V183H92ZM92 184H91V185H92ZM110 184H111V183H110ZM147 184H148V183H147ZM147 184H144V185H146V186L148 187ZM153 184H154V183H153ZM180 184H181V183H180ZM240 184H241V183H240ZM18 185H20V184H18ZM21 185H23V184H21ZM30 185H31V184H30ZM59 185H58V186H59ZM65 185H66V184H65ZM81 185H82V184H81ZM91 185H90V186H91ZM114 185H113V187H114ZM151 185H152V184H151ZM157 185H158V184H157ZM188 185L190 186V184H188ZM192 185H193V184H192ZM219 185H220V184H219ZM219 185H218V186H219ZM229 185H230V184H227V186H226V188H225V191H226V189H228L227 187H228ZM250 185H251V184H250ZM257 185H258V184H257ZM16 186H17V185H15V188H16ZM25 186H26V185H25ZM37 186H38V185H37ZM60 186H59V187H60ZM62 186H63V185H62ZM78 186H79V185H78ZM86 186H87V185H86ZM92 186H93V185H92ZM126 186H127V185H126ZM126 186H125V187H126ZM135 186H136V185H135ZM180 186H181V185H180ZM184 186H185V188H188L187 185H183V184H182V187H183V188H184ZM221 186H222V185H221ZM224 186H225V185H224ZM230 186H231V185H230ZM235 186H236V185H235ZM253 186H254V184H253ZM10 187H11V189H12V185H10ZM17 187H18V186H17ZM27 187H30V186H27ZM46 187H47V186H46ZM50 187H51V186H50ZM53 187H55V186L53 185ZM66 187H67V186H66ZM66 187H65V188H66ZM127 187H128V186H127ZM141 187H142V186H141ZM144 187H145V186H144ZM147 187H146V188H147ZM154 187H156V186H154ZM244 187L246 188V186H243V187H242V185H241L240 190L243 191V190H244V189H243ZM254 187H255V186H254ZM257 187H258V186H257ZM4 188H7V187L5 186ZM21 188H22V187H21ZM30 188H32V187H30ZM35 188L38 189V190L40 189L39 187H35ZM67 188H68V187H67ZM91 188H92V187H91ZM93 188H94V187H93ZM116 188H117V187H116ZM151 188H152V187H151ZM157 188H158V187H157ZM185 188H184V189H185ZM222 188H223V187H222ZM232 188H233V186H232L230 189H232ZM255 188H256V187H255ZM51 189H52V187H51ZM53 189H54V188H53ZM126 189H128V188H126ZM130 189H131V187H130ZM134 189H136V188H134ZM134 189H133V191H134ZM138 189H139V188H138ZM141 189L143 190V188H141ZM190 189L194 192L193 194H195V192L199 190V188H198L197 185L191 186ZM249 189H251V188H249ZM1 190H3V189H1ZM1 190H0V191H1ZM5 190H6V189H5ZM5 190H3V191H5ZM7 190H8V189H7ZM9 190H10V189H9ZM19 190H21L20 192H21V194H22V193H23V192H22L23 188H22V189H19V188H18V191H19ZM32 190H34V189H32ZM41 190H42V189H41ZM55 190H57V189H55ZM154 190H156V189H154ZM185 190H186V189H185ZM187 190H188V189H187ZM232 190H233V189H232ZM232 190H231V191H232ZM256 190H257V189H256ZM262 190H263V189H262ZM12 191H13V190H12ZM12 191H11V192H12ZM27 191H28V188H27ZM27 191H25V189H24V192H25V193H26ZM67 191H68V190H67ZM81 191H82V190H81ZM81 191H80V192H81ZM136 191H137V190H136ZM136 191H134V192L136 193ZM150 191H151V190H150ZM150 191H149V193H150V196H151V195H152V194H151L152 192H150ZM157 191H158V190H157ZM176 191H177V190H175V189H171L170 191H168V193H160V192H159L160 194L158 193V194H157L158 196H157L155 199H156V200L158 199V202H159V200L165 199V200L168 201L170 204H175V202L177 201V198H178V194L176 193ZM179 191H180V190H179ZM200 191H201V190H200ZM225 191H223V192H225ZM247 191H248V190H247ZM247 191H246V192H247ZM260 191H261V189H260ZM260 191H259V192H260ZM5 192H6V191H5ZM20 192H19V193H20ZM41 192H42V191H41ZM41 192H40V193H41ZM44 192H45V191H44ZM52 192H53V191H52ZM52 192H51V194L53 195ZM54 192L56 193V191H54ZM65 192H66V190H65ZM68 192H69V191H68ZM74 192H75V191H74ZM74 192H73V195L75 194ZM88 192H89V191H88ZM92 192H93V191H92ZM113 192H114V191H113ZM124 192H125V191H124ZM129 192H131V194H132V190L129 191ZM146 192H147V191H146ZM226 192H227V191H226ZM246 192H245V193H246ZM253 192H255V191H253ZM259 192H258V193H259ZM25 193H24L23 195H25ZM28 193H30V191H28ZM28 193H26L27 196L25 195L27 198H28V196H30ZM32 193H33V192H32ZM32 193H30V194H32ZM37 193H38V192H37V190H36V193H33V194H37ZM42 193H43V192H42ZM42 193H41V194H42ZM55 193H54V195H55ZM62 193H63V192H62ZM66 193H67V192H66ZM66 193H64V195H65ZM69 193H70V192H69ZM81 193H82V192H81ZM118 193H119V192H118ZM137 193L139 194L138 191H137ZM144 193H145V191H144ZM155 193H156V192H155ZM178 193H179V192H178ZM229 193H230V192H228V194H229ZM256 193H257V192H256ZM260 193H261V192H260ZM3 194H4V193L2 192V193H1V199H0V201L3 200V197H4ZM7 194L9 195L10 193H7ZM14 194H15V193H14ZM16 194H17V193H16ZM67 194H68V193H67ZM89 194L91 195L90 192H89ZM111 194H112V193H111ZM120 194H121V193H120ZM131 194H130V195H131ZM141 194H142V193H141ZM141 194H139V195L142 196ZM183 194H184V193H183ZM239 194H240V193H239ZM10 195H12V194H10ZM10 195H9V196H10ZM19 195H20V194H19ZM19 195H18V196H19ZM37 195H39V194H37ZM56 195H57V194H56ZM59 195H60V194H59ZM68 195H69V194H68ZM70 195H72V194L70 193ZM76 195L79 196L78 192H77ZM114 195H115V193H114ZM114 195H112V196H114ZM130 195H129V196L127 195V196L129 197V198L127 197V198H128L127 200L130 199ZM132 195H133V194H132ZM146 195H147V194H146ZM155 195H156V194H155ZM231 195H232V194H231ZM231 195H230L229 197H231ZM244 195H245V194H244ZM2 196H3V197H2ZM15 196H16V195H15ZM31 196H32V195H31ZM31 196H30V197H31ZM33 196H36V195H33ZM42 196H43V195H42ZM65 196H67V195H65ZM116 196H118V195H116ZM147 196H149V195H147ZM152 196L154 197V195H152ZM152 196H151V198H152ZM246 196H247V193H246ZM6 197H7V196H6ZM6 197H5V199H6ZM16 197H17V196H16ZM19 197H21V198H19L18 200H16V204L14 203L17 212H18V211H21V208L26 204L25 201H27V200H26V199H27L26 197H25V199H24L23 196H19ZM54 197H56V196H54ZM75 197H77V196H75ZM138 197H139V196H138ZM138 197H137V198H138ZM144 197H145V196H144ZM191 197H192V196H191ZM193 197H194V196H193ZM225 197H227L226 193H225ZM11 198L14 199V197H11ZM37 198H38V196H37ZM47 198H48V197H47ZM57 198H58V197H57ZM60 198H61V197H60ZM115 198H116V197H115ZM117 198H118V200H119V198L122 199V197H119V196H118ZM134 198H136V195L133 196V199H134ZM137 198H136V199H137ZM139 198H143V197H139ZM146 198H147V197H146ZM187 198H188V197H187ZM187 198H186V199H187ZM231 198H232V197H231ZM233 198H235V196H234ZM246 198H248V197H246ZM29 199H30V198H28V200H29ZM41 199H43V198L41 197ZM41 199H40V200L37 199V200H38V201H41ZM61 199H63V198H61ZM86 199H87V198H86ZM90 199H92V198L90 197ZM113 199H114V198H112V200H113ZM123 199H124V201H123V203L121 204V206H120L119 204H116V201H117V200L113 202V203H115V204H112V203L107 202V203L103 204V206H104L107 210H109L108 208H112V209H113V208H117L116 205H118V206L120 207L119 209L123 210V212L126 211L125 214H127V212H128V208H127V207H129L130 205H132V204H130V203H133V204H134V202L131 201V202L129 203V201H130V200H129V201H128L129 204H128V203L125 201V198H123ZM149 199H150V198H149ZM149 199H148V200L146 199L145 202H143L142 199H141V200L138 199V202H141V203H148ZM155 199H154V200H155ZM6 200H7V199H6ZM31 200L33 201L32 198H31ZM31 200H30V201H31ZM48 200H50V199H48ZM48 200H46V201H48ZM55 200H56V199H55ZM94 200H95V199H94ZM143 200H144V199H143ZM194 200H195V199H194ZM231 200H232V199H231ZM263 200H264V199H263ZM7 201H9V200H7ZM10 201L13 203V200H10ZM14 201H15V200H14ZM32 201H31V202H32ZM38 201H37V202H38ZM58 201H59V200H58ZM61 201H63V200H61ZM70 201H71V200H70ZM89 201H90V200H89ZM89 201H88V202H89ZM105 201H106V200H105ZM134 201H136V200L134 199ZM151 201H153V200H151ZM192 201H193V200H192ZM243 201H244V200H243ZM253 201H255V200H253ZM256 201H257V200H256ZM3 202L5 203L4 200L2 201V203H3ZM66 202H67V201H66ZM88 202H87V204H88ZM121 202H122V201H121ZM121 202H119V203H121ZM149 202H150V201H149ZM184 202H185V201H184ZM229 202H230V201H229ZM0 203H1V202H0ZM57 203H58V202H57ZM69 203H71V202H69ZM91 203H93L92 200H91ZM125 203H127V204H125ZM136 203H137V202H136ZM156 203H157V201H156ZM160 203H161V202H160ZM248 203H249V202H248ZM254 203H255V202H253V204H254ZM5 204H7V203H5ZM32 204H33V203H32ZM36 204H37V203H35V205H36ZM41 204H42V203H41ZM76 204H78V203H76ZM137 204H139V203H137ZM153 204H154V203H153ZM157 204H159V203H157ZM179 204H180V203H179ZM253 204H252V205H253ZM259 204L262 205V203H259ZM259 204H258V202H257V205H259ZM263 204H264V203H263ZM90 205H92V204H90ZM127 205H128V206H127ZM135 205H136V204H135ZM141 205H142V204H141ZM141 205H140V206H141ZM163 205H164V204H163ZM193 205H194V206L191 205L190 207H186V209H187V213H188V217H187L188 219H186V220H184L185 218L183 219V220L185 221L184 223H182L184 228H189L190 224H193V223H194L193 220H194L195 216L201 211V207H200V208L197 207V206H199V205H197V206H196L195 204H193ZM241 205H242V204H241ZM245 205H247V204H245ZM0 206H2V204H1ZM58 206H59V204L57 205V207H58ZM78 206H79V205H78ZM78 206H77V207H78ZM84 206H85V205H84ZM84 206L81 205L80 208L78 207V208H76L77 210H76V209H74V210H76V211L81 210V212H83L82 209H83ZM88 206H89V204H88ZM88 206H87V207H88ZM115 206H116V207H115ZM140 206H138V207H139V210L141 209V211L143 212V214H142L141 211H139V213L141 212V215H142V216H141V215H138V216H140L141 218H137L138 216L136 217L137 220L139 219V221H140V222L138 223V226L135 225L136 227H135V226H131V227H130V225H129V228H127L128 226H125L126 229L124 228L126 231H127V229H128V230L131 231L132 233H134V232H135V233H134L132 236H131V234H130V235H128V236L125 237V238L121 236V235H122V233H121V235H120L121 238L127 239V238L130 236V237H129V240H130L131 237L135 236L136 232L140 233L142 230H145L144 232H146V230H149L148 228L150 227V226H149V224H150V220H149V216H147V214H148V212L151 211V210H150V209H151V208H150L151 205H149V204H148V205H147V204H143V206H141V207H140ZM154 206H157V205L154 204ZM154 206H153V207H154ZM165 206H166V205H165ZM9 207H11V205H10ZM12 207H13V205H12ZM28 207H30V206H28ZM44 207H45V209H46V206H44ZM48 207L51 208L50 206H48ZM74 207H75V206H74ZM131 207H134V206H131ZM138 207H136V208H138ZM153 207H152V208H153ZM163 207H164V206H163ZM246 207H247V206H246ZM248 207H249V206H248ZM0 208H2V207H0ZM13 208H14V207H13ZM13 208H11V209H13ZM24 208H25V207H24ZM40 208H41V207H40ZM49 208H47V209H49ZM126 208H127V210H126ZM129 208H130V207H129ZM166 208H167V207H166ZM182 208H183V207H182ZM219 208H220V207H219ZM252 208H253V207H252ZM260 208H262V206H261ZM3 209H4V208H3ZM3 209H1L2 211L0 212V219L4 216L3 213H2V212L4 211ZM8 209H10V208H8ZM26 209H27V208H26ZM84 209H86V207H84ZM154 209H155V208H153L152 210L154 211ZM217 209H218V207H217ZM254 209H255V208H254ZM262 209H263V208H262ZM14 210H15V209H14ZM24 210H25V209H24ZM39 210H40V209H39ZM49 210H50V209H49ZM72 210H73V209H72ZM74 210H73V211H74ZM87 210H88V208H87ZM115 210H116V209H115ZM130 210H132V208H130ZM130 210H129V211H130ZM136 210H137V209H136ZM149 210H150V211H149ZM156 210H157V209H156ZM9 211H10V210H9ZM12 211H13V210H12ZM12 211H11V212H12ZM110 211L112 212V210H110ZM113 211H114V210H113ZM116 211H118V210H116ZM116 211H115V212H116ZM134 211H135V210H134ZM180 211L182 212L181 209H180ZM251 211H252V210H251ZM251 211H250V212H251ZM22 212H23V210H22ZM39 212H40V211H39ZM119 212H120V211H119ZM119 212H118V213H119ZM130 212H131V211H130ZM165 212H166V211H165ZM234 212H235V211H234ZM258 212H259V211H257V212L255 211L254 214L257 213V216H258ZM4 213H5V212H4ZM9 213H10V212H9ZM14 213H15V211H14ZM19 213L21 214V212H19ZM30 213H31V212H30ZM76 213H77V212H76ZM79 213H80V212H79ZM84 213H85V210H84ZM84 213H83V215H84ZM109 213H110V212H109ZM132 213H133V212H132ZM134 213H135V212H134ZM137 213H138V212H137ZM236 213H237V212H236ZM260 213H261V212H260ZM7 214H8V213H7ZM7 214H6V215H7ZM24 214H26L25 211H24ZM28 214H29V212H28ZM28 214H27V215H28ZM85 214H86V213H85ZM122 214H123V213H122ZM129 214H130V213H129ZM224 214H225V213H224ZM9 215H10V214H9ZM30 215H32V213H31ZM37 215H39V213H38ZM37 215H36V216H37ZM86 215H87V214H86ZM115 215H116V214H115ZM115 215H114V216H115ZM118 215H119V214H118ZM152 215H153V214H152ZM154 215H155V214H154ZM154 215H153V216H154ZM204 215H205V214H204ZM235 215L239 216L238 214H235ZM7 216H8V215H7ZM7 216H5V217H7ZM13 216H14V214H13ZM17 216H18V215H17ZM81 216H82V215H81ZM112 216H113V214L111 213V217H112ZM182 216H184V215H182ZM197 216H198V215H197ZM230 216H231V215H230ZM257 216H256V217H257ZM260 216H261V215H260ZM5 217H4V218H5ZM10 217H11V216H10ZM25 217H26V215H25ZM25 217H24V218H25ZM105 217H106V216H105ZM111 217H110V218H111ZM118 217H119V216H118ZM118 217H117V215H116V218H117L118 220H119V218H120V219L124 218V217H122V216H120L119 218H118ZM202 217H203V216H202ZM234 217H236V216H234ZM262 217H263V215H262ZM14 218H15V217H14ZM16 218H18V217H16ZM24 218H23V217H20L17 223L14 222V223H16V226H17L18 229H19V227H20V231H22V230H21V226H22V225L24 224V222H25ZM38 218H40V216H39ZM46 218H47V217H46ZM50 218H51V217H49L48 219H50ZM77 218H78V217H77ZM101 218H102V217L97 218L96 221H97V222H101V221L103 220V219H101ZM114 218H115V217H114ZM114 218H113V219H114ZM154 218H155V217H154ZM169 218H171L170 215H169V213H168V214H165V221H168ZM246 218H248V217H246ZM254 218H255V217H254ZM5 219H6V218H5ZM27 219H28V218H27ZM30 219H31V218H30ZM111 219H112V218H111ZM113 219H112V220H113ZM198 219H199V218H198ZM240 219H241V218H240ZM248 219H249V218H248ZM258 219H260V218H258ZM258 219H257V220H258ZM2 220H3V218H2ZM16 220H17V219H15L14 221H16ZM46 220H47V219H46ZM55 220H56V219H55ZM109 220H110V219H109ZM118 220H116L115 222H117ZM133 220H134V219H133ZM172 220H173V219H172ZM181 220H182V219H181ZM202 220H203V218H202ZM245 220H246V219H245ZM260 220H261V219H260ZM7 221H8V220H7ZM50 221H51V220H50ZM128 221H129V220H128ZM131 221H132V220H130V222H131ZM207 221H208V220H207ZM242 221H243V220H242ZM253 221H254V220H253ZM261 221H263V220H261ZM5 222H6V221H5ZM8 222H9V221H8ZM8 222H7V223H8ZM11 222H12V221H11ZM27 222H28V221H27ZM47 222H48V220H47ZM109 222H110V221H109ZM118 222H120V221H118ZM199 222H201V221H199ZM208 222H209V221H208ZM239 222H240V221H238V223H239ZM247 222H248V221H247ZM254 222H255V221H254ZM7 223H6V224H7ZM12 223H13V222H12ZM12 223H11V224H12ZM29 223H31V222H29ZM48 223H49V222H48ZM51 223H52V222H51ZM51 223H50V224H51ZM78 223H79V222H77L76 220H73V218H72L71 220L68 219V220L66 221L65 225H67V226H69V227H76V228H79V227H77V226L79 225ZM85 223H86V222H85ZM135 223H136V222H135ZM201 223H202V222H201ZM0 224H1V223H0ZM9 224H10V222H9ZM118 224H119V223H118ZM118 224H117V226H118ZM153 224H154V223H153ZM230 224H231V223H230ZM233 224H234V223H233ZM253 224H254V223H253ZM253 224H252V225H253ZM262 224H264V221H263ZM1 225H2V224H1ZM3 225H4V223H3ZM7 225H8V224H7ZM24 225H25V224H24ZM44 225H45V224H44ZM48 225H49V224H48ZM48 225H47V226H48ZM108 225H109V224H108ZM110 225H112V224H110ZM154 225H155V224H154ZM154 225H152L153 228L155 227ZM235 225H236V222H235ZM237 225H238V224H237ZM237 225H236V227H237ZM241 225H242V224H241ZM255 225H256V224H255ZM258 225H259V224H258ZM258 225H256V226H258ZM9 226H10V225H9ZM32 226H33V225H32ZM47 226H46V228H47ZM82 226H85V225H82ZM82 226H81V227H82ZM112 226H113V225H112ZM253 226H254V225H253ZM1 227H3V226H1ZM5 227H6V226H5ZM25 227H26V225H25ZM27 227H28V226H27ZM35 227H36V226H35ZM41 227H42V226H41ZM41 227H40V228H41ZM99 227H100V226H99ZM106 227H107V226H106ZM110 227H111V226H110ZM147 227H148V228H147ZM175 227H176V226H175ZM175 227H174V228H175ZM230 227H231V226H230ZM246 227H247V226H246ZM248 227H249V225H248ZM11 228H12V227H11ZM14 228H15V227H14ZM22 228H23V227H22ZM28 228H29V227H28ZM28 228H27V229H28ZM30 228H31V227H30ZM44 228H45V227H44ZM46 228H45V229H46ZM107 228H109V226H108ZM107 228H106V229H107ZM112 228H113V227H112ZM151 228H152V227H151ZM166 228H167V227H166ZM196 228H197V226H196ZM234 228H235V227H234ZM243 228H245V227L243 226ZM261 228H262V227H260V229H261ZM4 229H5V228H4ZM6 229H7V228H6ZM15 229H16V228H15ZM35 229H37V227H36ZM35 229H34V226H33V231H34ZM41 229H42V228H41ZM79 229H80V228H79ZM100 229H101V228H100ZM100 229H99V230H100ZM106 229H105V230H106ZM109 229H110V228H109ZM209 229H210V228H209ZM211 229H212V228H211ZM228 229H229V228H228ZM0 230H1V228H0ZM28 230H29V229H28ZM38 230H39V229H38ZM38 230H37V231H38ZM48 230H49V228H48ZM48 230H47V232H48ZM99 230H98V231H99ZM151 230H152V229H151ZM204 230H205V229H204ZM230 230H231V228H230ZM244 230H245V229H244ZM6 231H7V230H6ZM35 231H36V230H35ZM96 231H97V229L95 230V233H96ZM98 231H97L96 234H98ZM152 231H153V230H152ZM152 231L150 232V234L152 233ZM155 231H156V230H155ZM201 231H203V230H201ZM213 231H215V230H213ZM248 231H249V229H248ZM259 231H260V230H259ZM261 231H262V229H261ZM261 231H260V232H261ZM39 232H41V230H40ZM51 232H52V231H51ZM51 232L49 231L48 233H51ZM78 232L80 233V231H78ZM114 232H115V234H113V235H115V236L119 234V233L116 232V230H114ZM157 232H158V231H157ZM173 232H174V231H173ZM173 232H172V233H173ZM184 232H185V231H184ZM240 232H241V231H240ZM245 232H246V231H245ZM5 233H6V232H5ZM9 233H10V232H9ZM15 233H16V232H15ZM15 233L13 234L14 236H15ZM22 233H23V232H22ZM25 233H26V232H25ZM32 233H33V232H32ZM41 233H42V232H41ZM169 233H170V232H169ZM172 233H171V234H172ZM195 233H197V232L195 231L194 234H195ZM201 233H202V232H201ZM248 233H249V232H248ZM248 233L246 232L247 235H248ZM258 233H259V232H258ZM2 234H3V233H2ZM16 234H17V233H16ZM20 234H21V233H20ZM23 234H24V233H23ZM27 234H28V233H27ZM45 234H46V235H44V234H43V235L46 237L48 234H47V233H45ZM124 234H125V232H124ZM140 234H141V233H140ZM3 235H4V234H3ZM10 235H11V234H10ZM30 235H31V234H30ZM35 235H36V233H35ZM40 235L43 236L42 234H40ZM59 235H60V234H59ZM108 235H109V234H108ZM151 235H152V234H151ZM151 235H150V236H151ZM155 235H156V234H155ZM158 235H159V237H160V233H159ZM188 235H189V234H188ZM250 235H251V234H250ZM51 236H52V235H51ZM93 236H95V235H93ZM99 236H100V235H99ZM110 236H112V233H111ZM125 236H126V234H125ZM147 236H148V235H147ZM156 236H157V235H156ZM164 236H165V235H164ZM167 236H168V235H167ZM167 236H166V237H167ZM192 236H193V235H192ZM214 236H216V235H213V237L211 238V242H210V243H211L212 247L215 249L214 246L217 247V246H219L220 244H219V240L216 239V238H218V237L215 238ZM233 236H234V235H233ZM1 237H2V236H1ZM7 237H8V236H7ZM16 237H17V236H16ZM16 237H14V238H16ZM21 237H22V236H21ZM45 237H44V238H45ZM48 237H49V235H48ZM52 237H53V236H52ZM52 237H51V238H52ZM100 237H101V236H100ZM138 237H139V236H137V238H138ZM157 237H158V236H157ZM157 237H156V238H157ZM195 237L197 238V236H195ZM195 237H194V238H195ZM205 237H206V236H205ZM4 238H5V239H4ZM4 238H3V239L7 241V239H6L5 236H4ZM10 238H11V237H10ZM10 238H9V240H10ZM28 238H29V237H28ZM54 238H55V237H54ZM107 238H108V237H107ZM118 238L120 239L119 235L116 237V239L118 240ZM133 238H134V237H133ZM139 238H140V237H139ZM139 238H138V239H139ZM150 238H151V237H150ZM167 238H168V237H167ZM169 238H170V237H169ZM169 238H168V239H169ZM172 238H173V237H172ZM183 238H184V237L181 236V239H182V240H184ZM186 238H188V236H187ZM194 238H192V240H194ZM198 238H200V237H198ZM260 238H261V237H260ZM55 239H56V238H55ZM78 239H79V238H78ZM78 239H77L76 241H74V242H75L74 245H75L76 249L78 248V250H80L81 244H83V242H81V241L78 240ZM100 239H101V238H100ZM110 239H111V237H110ZM110 239H109V240H110ZM153 239H155V237H153ZM168 239H167V240H168ZM178 239H180V237H179ZM190 239H191V238H190ZM190 239H189V240H190ZM4 240H3V241H4ZM13 240H15V239H13ZM13 240H11V241H13ZM20 240H22V239H20ZM29 240H30V238H29ZM29 240H28V241H29ZM43 240H44V239H43ZM101 240H102V239H101ZM113 240H115V239H111V241H113ZM127 240H128V239H127ZM129 240H128V243H129L131 240H134V239H131L130 241H129ZM135 240L137 241L136 238H135ZM140 240H141V238L139 239V241H140ZM143 240H144V239H143ZM151 240H152V239H151ZM199 240H201V239H199ZM207 240H208V239H207ZM261 240H262V239H261ZM40 241H41V240H40ZM46 241H47V240H46ZM54 241H56V240H54ZM62 241H64V240H62ZM62 241L60 240V242H62ZM82 241H83V240H82ZM120 241H121V240H120ZM122 241H123V240H122ZM136 241H134V242H136ZM141 241H142V240H141ZM177 241H179V240H177ZM187 241H188V240H187ZM187 241L185 240V241H183V242L185 243V242H187ZM208 241H210V240H208ZM234 241H235V240H234ZM7 242H8V241H7ZM17 242H19V241H17ZM26 242H27V241H26ZM30 242H32V241H30ZM60 242H56V243L54 242L55 247H56V244H57V243H58V245H59V244H62V243H60ZM96 242H97V241H96ZM96 242H95V243H96ZM115 242H116V241H115ZM125 242H126V241H124V243H125ZM180 242H181V241H180ZM193 242H194V241H193ZM195 242H196V240H195ZM197 242L199 243L200 241L197 240ZM202 242H203V241H202ZM256 242H257V241H256ZM258 242H259V241H258ZM258 242H257V243H258ZM1 243H2V241H1ZM8 243H9V242H8ZM12 243H13V242H12ZM19 243H20V242H19ZM23 243H24V242H23ZM93 243H94V242H93ZM105 243H106V242H105ZM108 243H109V242H108ZM121 243H122V242H121ZM121 243H117V244H121ZM128 243H127V244H128ZM131 243L133 244V242H131ZM131 243L128 244L129 246L127 245L128 247H127V246H124L125 244L123 245V243H122V246H123V247H127L128 249L130 248V249L132 250L133 248L130 247V245L132 246ZM163 243H164V242H163ZM188 243H189V242H188ZM198 243H197V245H196V243H195L194 246L196 245L195 247H198V245H199ZM253 243H254V241H253ZM3 244H4V243H3ZM3 244H0V245H3ZM33 244H34V243H33ZM40 244H41V243H40ZM44 244H45V242H44ZM52 244H53V243H52ZM54 244H53V245H54ZM72 244H73V243H72ZM113 244H114V243H113ZM139 244H140V242H139ZM142 244H143V243H142ZM144 244H146V243L144 242ZM144 244H143V246H144ZM218 244H219V245H218ZM221 244H222V243H221ZM4 245H5V244H4ZM24 245H25V244H24ZM24 245H23V246H24ZM94 245H95V244H94ZM96 245H97V244H96ZM140 245H141V244H140ZM162 245H163V244H162ZM191 245H192V242H191ZM200 245H201V243H200ZM256 245H257V244H256ZM256 245H255V246H256ZM5 246H6V245H5ZM10 246H12V245H10ZM23 246H21V247H20V246H17L16 248H17V249H20L21 252H22V251L25 252L28 246H26L25 248H23ZM33 246H34V245H33ZM35 246H36V245H35ZM107 246H108V245H107ZM122 246H121V249H119V252H122V253L119 254L120 257H122V255H123V251H124V250H127V249H124V248H123V251H120V250H122ZM143 246H141V247L143 248ZM157 246H158V244H157ZM159 246H160V243H159ZM175 246H176V245H175ZM220 246H222V245H220ZM220 246H219V247H220ZM257 246H258V245H257ZM257 246H256V248H257ZM1 247H2V246H1ZM99 247H102V246L99 245ZM105 247H106V246L102 247L101 249L104 250ZM114 247L117 249L116 246H114ZM118 247H119V245H118ZM146 247H148V246H146ZM172 247H173V246H172ZM208 247H209V246H208ZM219 247H218V248H219ZM228 247H229V245H228ZM16 248H15V249H16ZM65 248H66V249H65ZM67 248H68V247H64V248H62V247L59 246V247L57 248V251H55V252L58 253L60 256L63 257L64 255L66 256V255L69 254V251H70V250H68V252H67ZM97 248H98V247H97ZM103 248H104V249H103ZM199 248H200V247H199ZM224 248H225V247H224ZM1 249L6 250L4 247L0 248V250H1ZM7 249H8V248H7ZM13 249H14V247H13ZM76 249H71L70 253L72 254ZM98 249L100 250V248H98ZM98 249H97V250H98ZM152 249H153V248H152ZM152 249H150V250L152 251ZM160 249H161V248H160ZM173 249H174V247H173ZM177 249H178V248H177ZM177 249H176V250H177ZM226 249H227V248H226ZM261 249H262V248H261ZM261 249H260V250H261ZM4 250H3L2 252H4ZM72 250H73V251H72ZM106 250H108V249H106ZM111 250H112V249H111ZM133 250H134V249H133ZM138 250H141V248L137 249V252L140 253ZM145 250H146V249H145ZM154 250H155V249H154ZM154 250H153V251H154ZM162 250H163V248H162ZM162 250H161V252H162ZM174 250H175V249H174ZM176 250H175V251H176ZM205 250H206V249H205ZM208 250H209V248H208ZM217 250H218V249H217ZM256 250H257V249H256ZM9 251H10V250H9ZM15 251H17V250H15ZM27 251H28V253L30 252L29 249H28ZM27 251H26V253H27ZM95 251H96V250H95ZM135 251H136V249H135ZM220 251H221V250H220ZM262 251H263V250H262ZM0 252H1V251H0ZM2 252H1V253H2ZM6 252H7V251H6ZM17 252H19V251H17ZM21 252H20V253H21ZM24 252H22V254H23ZM77 252H78V251L76 250L74 253L76 254ZM111 252H112V251H111ZM124 252H126V251H124ZM129 252H130V250H129ZM131 252H132V254H131V255H132V260H133L134 258H136L137 261H139L140 263L143 264V263L146 262V263L148 264L147 261H148V259L150 258V256H151L150 254H151V253L148 254L149 252L146 253L145 251H144V252L142 251L140 254H138V253H136V252L133 253V251H131ZM155 252H157V251H155ZM155 252H154V253H155ZM163 252H164V251H163ZM165 252H166V251H165ZM201 252H202V251H201ZM207 252H208V251H207ZM224 252H226V250H224ZM7 253H8V252H7ZM28 253H27V254H28ZM39 253H40V251L38 250V256L41 254V253H40V254H39ZM51 253H52V252H51ZM56 253H55V254H56ZM74 253H73V255H74ZM78 253H80V251H79ZM104 253H105V252H104ZM115 253H116V252H114V254H115ZM175 253H176V252H175ZM182 253H184V252L182 251ZM204 253H205V252H204ZM216 253H217V252H216ZM222 253H223V252H222ZM10 254H11V253H10ZM10 254H9V255H10ZM14 254H17V253H14ZM27 254H26V255H27ZM97 254H98V252H97ZM101 254H102V252H101ZM107 254H108V252H107ZM109 254H110V252H109ZM114 254H113L114 259L119 257V256L117 255L118 253L115 254V256H117V257H115ZM126 254H127V253H126ZM152 254H153V253H152ZM170 254H171V252H170ZM178 254H179V253H178ZM35 255H36V254H35ZM41 255H42V254H41ZM104 255H105V254H104ZM124 255H125V254H124ZM128 255H130V254L128 253ZM149 255H150V256H149ZM157 255H158V254H157ZM179 255H180V254H179ZM1 256H2V255H1ZM12 256H13V255H12ZM19 256H20V255H19ZM28 256H29V255H28ZM155 256H156V253H155V255L153 254L151 257H154V258H155ZM21 257H24V256L21 255ZM31 257H32V255H31ZM40 257H41V256H40ZM49 257L51 258V256H49ZM52 257H53V256H52ZM171 257H172V254H171ZM178 257H179V256H178ZM180 257H181V256H180ZM187 257H188V255H187ZM190 257H191V255H190ZM220 257H222V256H220ZM220 257H219V258H220ZM10 258H12V257H10ZM24 258H25V260H26V256H25ZM24 258H23V259H24ZM27 258L30 259V257H27ZM50 258H48V259L50 260ZM55 258L58 259V257H54L53 259H55ZM84 258H85V257H84ZM99 258H100V257H99ZM106 258H107V257H106ZM109 258H110V257H109ZM124 258H125V260H126V255H125ZM166 258H167V257H166ZM188 258H189V257H188ZM192 258H193V256H192ZM1 259H2V258H1ZM114 259H113V260H114ZM121 259H122V258H121ZM127 259H130V258H127ZM152 259H153V258H152ZM155 259H156V258H155ZM169 259H170V258H169ZM174 259H176V257H175ZM193 259H194V258H193ZM9 260H10V259H9ZM15 260L18 261L17 258H15ZM31 260H33V258H32ZM116 260H117V259H116ZM116 260H114V261L116 262ZM125 260H124V261H125ZM159 260H160V259H159ZM13 261H14V260H12V262H13ZM20 261H21V260H20ZM63 261H64V260H63ZM121 261H122V260H121ZM133 261H134V260H133ZM133 261H132V262H133ZM150 261H151V259H150ZM169 261H170V260H169ZM181 261H182V260H181ZM184 261H185V260H184ZM191 261H192V260H191ZM194 261H195V260H194ZM12 262H11V263H12ZM18 262H19V261H18ZM21 262H22V261H21ZM29 262H30V261H29ZM29 262H28V263H29ZM45 262H46V261H45ZM80 262H81V261H80ZM80 262H79V263H80ZM82 262H83V261H82ZM115 262H114V264H115ZM117 262H118V261H117ZM126 262H127V261H126ZM134 262H136V261H134ZM134 262H133V264H134ZM152 262H153V261H152ZM172 262H173V261H172ZM172 262H170V263L173 264ZM187 262H188V261H187ZM187 262H185V263H187ZM9 263H10V262H9ZM13 263H14V262H13ZM16 263H17V262L15 261V264H16ZM19 263H20V262H19ZM24 263H25V261H24L22 264H24ZM26 263H27V260H26ZM35 263H36V262H35ZM42 263H43V262H42ZM111 263H113V262H111ZM122 263H123V262H122ZM185 263H184V264H185ZM191 263H194V262H191ZM191 263H190V264H191ZM204 263H205V262H204ZM209 263H210V262H209ZM248 263H251V262H248ZM20 264H21V263H20ZM30 264H32V263H30ZM40 264H41V263H40ZM45 264H46V263H45ZM85 264H87V263H85ZM117 264H118V263H117ZM119 264H121V263H119ZM124 264H126V263H124ZM128 264H131V263L128 262ZM153 264H154V263H153ZM162 264H163V263H162ZM166 264H167V263H166ZM168 264H169V263H168ZM175 264H176V263H175Z\"/></svg>",
    "mask_w": 264,
    "mask_h": 264
}]
</instances>
